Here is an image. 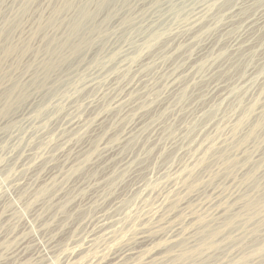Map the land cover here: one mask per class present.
<instances>
[{
	"label": "rangeland",
	"instance_id": "rangeland-1",
	"mask_svg": "<svg viewBox=\"0 0 264 264\" xmlns=\"http://www.w3.org/2000/svg\"><path fill=\"white\" fill-rule=\"evenodd\" d=\"M65 1H69L70 2V5L68 7H65L64 6V2ZM147 1V2H146ZM160 1V2H159ZM165 1H168V3H165ZM170 0H107L102 6H98V0H93V1H89V0H0V165H2L3 163L5 165H8V164H11L10 165V168H11V172H7V171H3L0 169V247L2 245V247L0 248V260H14L12 258H10V256L8 254H6V250L7 249H10V248H13L15 246V244H17L20 240H23L25 239V247L27 250L29 247V250L25 251V253H27L26 255V260H30L28 261L29 263H26V262H22L20 264H41V261H42V264H69V262L71 261L70 264H79L78 262V259L80 260L82 257L84 258V261H85V264L88 263V264H97L98 262L101 261V264H110V261L112 258H114V256H117L118 254H121L122 251H126L124 250V248H126L127 250H130V248L134 245H138L136 247L133 246L132 249V253L134 251V254H132L131 256H124L120 259H118L117 261H123L127 264V260L130 264H148L151 260L152 262H150L149 264H161L160 261L162 259L161 262H163L164 260V263L162 264H216V263H221V264H228L229 262H231L230 260H235L234 264H243V260H250V261H253L251 264H264V211L262 210L263 208V202H264V123L262 125V127H257L256 128V132L255 133V136H250L249 138H247V141L245 142H242L238 147L236 148H231L233 147L235 144V142L233 143V140L237 141L238 139L239 140H243L247 134H248V131L253 127V123L256 124L257 121H260V120H263L264 119V113L262 111H264V82H263V79H264V26H260V27H256L253 29H256V30H249L248 27H247V23L246 21L250 18H264V0H254L255 2H253L252 0H248L247 1V4H246V1L245 0H213L216 2V7L215 5L213 6L212 4V0H188L190 4H188V1L185 3V1L183 0H171L170 3H169ZM191 1V2H190ZM203 1V2H202ZM207 1V2H206ZM209 1V2H208ZM245 1V2H244ZM142 2V3H141ZM149 2V3H148ZM178 2V3H177ZM193 2V3H192ZM195 2V4H194ZM205 2V3H204ZM211 2V3H210ZM234 2V3H233ZM238 5H237V3ZM147 3V4H146ZM153 3V5H152ZM165 5H164V4ZM171 3H172V6H171ZM177 3V4H176ZM208 3V4H206ZM250 5H249V4ZM142 4V5H141ZM159 4V6H158ZM162 4V5H161ZM180 4V5H179ZM193 4V5H192ZM200 4V5H199ZM205 4V5H204ZM82 5H86L88 8H90L91 11L95 12V15L94 17L91 19V20H88V23L90 25V28L87 29V30H84V36L87 38V43L88 44H83L81 45V48L77 49L76 51L77 52H71L67 49H63L62 52H61V60H58L60 62H57L56 63V66L55 67H52L50 68V70H48V68H44L43 69V63L47 60V57H51V55L53 54L51 51V47L53 46V44H51V46L49 47V44H50V40H54V41H57V40H63L66 36H69L70 34V28H71V24L72 22L75 20V18L77 17V13H78V10L79 8L82 6ZM144 5V6H143ZM148 5V6H147ZM154 5L156 7H154ZM161 5V6H160ZM170 5V6H169ZM177 5V6H176ZM179 5V6H178ZM182 5V7H180ZM189 5V7H188ZM219 5V6H218ZM235 5V6H234ZM237 5V6H236ZM147 7L146 9L143 8V7ZM168 6V7H167ZM194 8H193V7ZM199 6L201 7V9L199 8ZM203 6V7H202ZM160 7V8H159ZM164 10H162V8ZM188 7V8H187ZM198 7V9H197ZM215 7V10L214 9ZM156 8H157V11H156ZM166 8V9H165ZM171 10H169V9ZM178 8L181 10V13H175L174 12L176 10H178ZM182 8V9H181ZM204 8L205 11H204ZM237 8V9H236ZM173 9V10H172ZM184 9V10H183ZM187 9V10H186ZM194 9V10H192ZM219 9V10H218ZM156 12H155V11ZM234 10V11H233ZM236 10V12H235ZM152 11V12H151ZM163 11V12H162ZM196 11L195 14L192 15V13H194ZM204 11V12H203ZM218 11V12H217ZM237 11H239L237 13ZM149 12V13H148ZM184 12V13H183ZM202 12V14H201ZM217 12V13H215ZM227 12V13H225ZM230 12V13H229ZM154 13V14H152ZM165 13V14H164ZM173 13V15H172ZM207 13V14H206ZM210 13V14H209ZM212 13V14H211ZM260 13V14H259ZM151 14V15H150ZM157 14V15H156ZM171 14V15H170ZM177 14V15H176ZM179 14V15H178ZM197 14V15H196ZM200 14V15H199ZM205 14V15H204ZM226 14V15H225ZM235 16H234V15ZM238 14V15H237ZM259 14V15H258ZM150 15V16H149ZM155 15V16H154ZM161 15V16H159ZM187 15V16H186ZM191 15V17H190ZM210 15V16H209ZM212 15V16H211ZM214 15V16H213ZM232 17H231V16ZM255 15V16H254ZM258 15V17H257ZM152 16V17H151ZM195 16V17H194ZM197 16V17H196ZM201 16V17H200ZM206 16V18H205ZM209 16V17H208ZM217 16V17H216ZM223 16V17H222ZM230 16V17H228ZM237 16V17H236ZM148 17H149V20H148ZM169 17H171L172 21L170 19H168ZM180 17H182L180 19ZM189 17V18H188ZM211 17V18H210ZM219 17V18H218ZM235 17V18H234ZM176 18V20L174 19ZM178 18V19H177ZM190 18L192 20H190ZM209 18V19H208ZM223 18V19H222ZM231 20H229V19ZM157 19V20H156ZM167 21H166V20ZM216 19V20H215ZM227 19V21H226ZM163 20V21H162ZM187 20V21H186ZM199 23H198V21ZM234 20V21H233ZM159 23H158V22ZM167 24H165V22ZM183 24H182V22ZM189 21V22H188ZM245 21V22H243ZM153 22V24H152ZM156 22V23H155ZM176 22V23H175ZM207 22V23H206ZM226 22V23H225ZM151 26H153L154 28H159V26H161L160 28L161 29H166L165 30V34H164V39H162L161 41V44H160V41L156 40L154 42H152L150 45H147L145 46L142 50H141V46L144 42V40L146 39V35L148 33L149 30L153 29ZM162 23V24H161ZM192 23V24H191ZM195 23V24H193ZM207 24V25H203V24ZM210 23V24H208ZM213 23V24H211ZM231 27H230V24ZM244 23V24H243ZM158 24V25H157ZM219 24V25H218ZM226 24V25H225ZM149 25V26H148ZM163 25V26H162ZM185 26V29H184V26ZM199 27H198V26ZM202 25V26H200ZM209 25V26H208ZM223 25V26H222ZM144 26H146V30L144 28ZM166 28H165V27ZM176 26V27H175ZM181 26V27H180ZM183 26V27H182ZM191 26V27H190ZM212 26V27H211ZM219 26V27H218ZM224 26H228V30L225 32V31H222ZM240 26V28H239ZM164 27V28H163ZM196 27V28H194ZM197 27L198 30L197 31ZM205 28L204 30H202L203 28ZM207 27V28H206ZM216 27H218L217 29H219L218 31H216L217 29H215ZM242 27V28H241ZM244 27V28H243ZM247 29H246V28ZM179 28V29H178ZM201 28V29H200ZM233 28V30H232ZM259 28V29H258ZM263 28V29H262ZM173 29V30H172ZM177 29V30H176ZM181 29V30H180ZM193 29V30H192ZM195 29V30H194ZM250 31V34L252 35L253 33L252 32H258V34L254 35L257 39H255L254 41V49L251 48L252 51H255V53L252 51H250V49H245L242 50V46L241 47H235V48H230L231 46V41L233 42L234 39L236 40L237 39V36H239L238 38H241V37H245L247 35H249L246 31V30ZM261 29V30H260ZM188 30V31H186ZM245 32H243V31ZM143 31V32H142ZM147 33H146V32ZM183 31V33L181 32ZM193 32V35L191 32ZM202 31V32H201ZM220 31V32H219ZM222 31V32H221ZM232 31V32H231ZM238 31V32H237ZM187 32V33H186ZM195 32L197 34H195ZM209 32H213L211 34H217L216 35H212V36H209ZM228 32V33H227ZM237 32V34H236ZM256 32V33H257ZM142 33H146L145 36L142 35ZM183 34V37H182V34ZM191 33V34H190ZM199 33V34H198ZM219 33V34H218ZM226 35V37L224 36V34ZM231 33V34H230ZM234 33V34H233ZM240 33V34H239ZM242 33V34H241ZM177 34V35H176ZM181 34V35H179ZM244 34V36H243ZM247 34V35H246ZM261 34V35H260ZM173 35V36H172ZM175 35V37H174ZM179 35V37H178ZM187 35V36H186ZM201 35V37H200ZM204 35V36H202ZM209 36V40L208 39V36ZM235 35V36H234ZM142 36V38H141ZM186 39H185V37ZM190 36V37H188ZM193 36V37H191ZM195 36V37H194ZM215 36V37H214ZM221 36V37H220ZM232 36V37H231ZM260 36V37H259ZM144 37V38H143ZM167 39H166V38ZM173 37L174 40L171 38ZM188 37V38H187ZM198 37V38H197ZM213 40H210L211 38ZM172 40H170V39ZM180 38H182V42H180ZM204 40V41H201V39ZM217 41L215 42L214 40ZM221 38V39H220ZM230 40H229V39ZM231 38H233V40H231ZM140 39H142L140 41ZM189 41H188V40ZM193 39V40H191ZM169 40V42H168ZM177 40L179 41V43H181V45L177 42ZM187 40V42L185 41ZM191 40V41H190ZM195 40V41H194ZM199 40V41H198ZM225 40V41H224ZM262 42V45H261V42ZM167 41V43H166ZM206 41V42H205ZM208 41V43H207ZM229 43H228V42ZM258 41V42H256ZM140 42L142 44H140ZM172 42V43H170ZM205 44V46L202 44ZM213 44H212V43ZM216 44H215V43ZM220 42V43H219ZM227 45H225L226 43ZM256 42V43H255ZM176 44V48L173 49V47H175V44ZM184 43V44H182ZM189 43V44H188ZM191 43V44H190ZM196 43V46H197V49H196V46L194 45ZM207 43V44H206ZM220 45H219V44ZM222 43V44H221ZM160 44V45H159ZM167 47H165V45ZM209 44V45H208ZM215 44V46H214ZM260 44V45H259ZM124 45L126 47H124ZM137 45H139L137 47ZM164 45V46H163ZM174 45V46H173ZM178 45V47H177ZM183 45V46H182ZM187 45V46H186ZM193 45V46H192ZM213 46V49H212V46ZM130 46V47H128ZM158 46V47H157ZM172 47V49L170 47ZM180 46V48H179ZM217 46V47H216ZM263 46V47H262ZM50 50H48L49 48ZM155 47L153 50H149L147 51L148 49L150 48H153ZM157 47V48H156ZM164 47V49H163ZM186 47H189V48H186ZM192 47V48H191ZM201 47H203L202 49H200ZM221 47V48H220ZM226 47V49H224ZM229 47V48H228ZM124 48V50H123ZM128 48V49H127ZM163 51H160L162 50ZM184 48V49H183ZM194 48V49H193ZM206 48L208 50H206ZM221 50L222 52H219ZM223 48V49H222ZM257 48V50L255 49ZM261 48V49H260ZM125 49L129 50L126 52ZM160 49V50H159ZM168 49V51H167ZM177 49V50H175ZM200 49V50H199ZM203 49H205L204 53H203ZM217 49V50H216ZM231 51H229V50ZM239 49V50H238ZM159 53H158V51ZM184 50V52L181 53V51ZM193 50V51H192ZM197 50V51H196ZM210 50V51H209ZM212 50V51H211ZM236 52H235V51ZM238 50V51H237ZM242 50V52L240 51ZM250 52L249 54H245L247 51ZM187 51V52H186ZM214 51H216V53H214ZM227 51V52H226ZM235 54H233L234 52ZM244 51V52H243ZM257 51V52H256ZM121 52V53H119ZM166 54H164V53ZM180 52V56H179V53ZM196 52H201L202 54H206V55H202L200 56L198 59L196 58L193 59L191 57V54L193 53H196ZM206 52V53H205ZM209 52V53H208ZM211 52V53H210ZM224 52V53H223ZM226 52V53H225ZM230 52V53H229ZM241 55H238L240 53ZM247 52V53H248ZM123 53V55H122ZM128 53V54H127ZM129 53L131 54L130 56ZM149 53L150 55H152L151 57L149 56ZM153 53V54H152ZM156 53V54H154ZM158 53V54H157ZM162 53V54H161ZM191 53V54H190ZM213 53L215 56H213ZM245 55H244V54ZM92 54V55H91ZM118 54H121L118 55ZM178 54V55H177ZM186 54V55H185ZM188 54V55H187ZM190 54V55H189ZM224 54H228L227 56L231 58V60L229 58H226L227 56L224 55ZM243 54V55H242ZM254 54V55H253ZM256 54V55H255ZM90 55V56H89ZM128 57H126V56ZM146 55H148L146 57ZM164 57H163V56ZM174 55V56H173ZM232 55L236 58H232ZM237 55V56H236ZM249 55V58L247 57ZM118 56V57H117ZM145 56V57H144ZM160 58H158V57ZM168 56V57H167ZM182 62H180L181 60ZM183 56V58H182ZM185 56V57H184ZM190 56V57H189ZM204 56V57H203ZM206 56V57H205ZM211 56H213L211 58ZM244 58H243V57ZM254 58V59H252ZM87 57V58H86ZM90 57V58H89ZM106 57V58H105ZM116 57H117V61L116 60ZM144 57V58H143ZM167 57V58H166ZM173 57H175V60H173ZM188 58V61H187V58ZM210 60V62L208 61V58ZM215 57V58H214ZM224 57V58H223ZM240 57V58H239ZM242 57V58H241ZM96 58L98 60V62L96 61ZM120 58H126V59H120ZM130 58V59H129ZM142 58V59H141ZM148 58V59H147ZM156 58V59H155ZM185 58V60H184ZM191 58V59H190ZM239 58V59H238ZM86 59V60H85ZM115 59V60H114ZM141 59V60H140ZM145 59V60H144ZM151 59V60H150ZM230 61V64L228 62V60ZM243 59V60H242ZM250 59V60H249ZM252 59V60H251ZM85 60V62H84ZM87 60L89 62H87ZM101 60V61H100ZM104 60V61H103ZM114 60V62H113ZM122 60H124L122 62ZM131 60V61H130ZM142 62H140V61ZM157 60V61H156ZM160 60V61H159ZM177 60V62H176ZM194 60V61H192ZM200 60V62H199ZM205 60V62H204ZM224 60V61H223ZM238 60V63L236 64ZM240 60V61H239ZM246 60V61H245ZM249 60V61H248ZM126 61V62H125ZM134 61V62H133ZM136 61V63H135ZM147 61V62H146ZM174 61V62H172ZM184 61V62H183ZM188 63H187V62ZM202 61V62H201ZM216 61V62H215ZM248 61V62H247ZM96 62V63H95ZM101 62H103L101 64ZM105 62V63H104ZM118 62V63H116ZM131 62V63H130ZM133 62V63H132ZM140 62V63H139ZM161 62V63H160ZM170 62L172 64H170ZM178 62H180V65H177L179 64ZM201 65H199V63ZM222 64H219L221 63ZM225 62V63H224ZM233 62V64H232ZM87 63V64H85ZM95 66H94V64ZM112 63L114 65H112ZM124 63V64H123ZM139 63V64H138ZM145 63V64H143ZM159 63V64H158ZM193 63V64H192ZM198 63L197 65L200 66H196L195 64ZM203 63V64H202ZM207 63H210V65H208ZM224 63V64H223ZM241 63V64H240ZM85 64V66H84ZM100 64V65H99ZM105 64V65H104ZM120 64V65H119ZM122 64V65H121ZM138 64V65H137ZM148 64L147 66H144ZM169 64V65H168ZM173 64H176V65H173ZM189 66H188V65ZM225 64H227V68L225 66ZM85 68H83V66ZM87 65V66H86ZM94 68H93V66ZM98 65V66H97ZM110 65V66H109ZM118 65V66H117ZM125 65V66H123ZM135 65V66H134ZM141 65V66H140ZM150 65V67H149ZM192 65L194 67H192ZM204 65V66H203ZM218 65H220L218 67ZM224 65V66H222ZM91 67V68H88ZM102 66V67H101ZM118 68H116V67ZM120 66V68H119ZM122 66V67H121ZM130 66V67H129ZM133 66V67H132ZM137 66V67H136ZM171 67L169 69V67ZM184 66V70L182 69V67ZM187 66V67H186ZM206 66V68H204ZM83 69H82V68ZM98 67V68H97ZM101 67V68H100ZM109 67L113 68V69H110ZM132 67V68H131ZM138 69H136V68ZM141 67V70H139ZM145 67V68H144ZM147 67V68H146ZM149 67V68H148ZM155 67V68H154ZM163 69L161 70V72L158 70H160V68ZM167 67V68H166ZM180 69H179V68ZM185 67L187 70H189L190 72L187 73V70H185ZM196 67H198L197 69L201 72H199ZM212 70H210V68ZM213 67H214V70H213ZM221 67V69H220ZM223 67V68H222ZM79 68V69H78ZM81 68V69H80ZM93 68V70H92ZM96 68V69H95ZM105 68V70L103 71V69ZM109 71H107L106 70ZM128 68V69H127ZM134 68V69H133ZM143 68V69H142ZM153 68V69H152ZM158 68V69H157ZM174 68V70H173ZM177 68V69H175ZM192 68H195L192 70ZM203 68V69H202ZM247 68V69H246ZM47 71H46V70ZM89 70L88 72L86 70ZM115 69V70H114ZM119 69V70H118ZM121 69V71H120ZM131 69V70H130ZM148 69V70H146ZM172 69V70H171ZM191 69V70H190ZM209 69V70H208ZM216 69V70H215ZM219 69V70H218ZM223 69V70H222ZM80 70V71H79ZM100 70V71H99ZM103 72H102V71ZM118 72H117V71ZM128 71L127 73L126 72H123V71ZM138 70V71H136ZM171 70V72H170ZM181 70V71H180ZM195 70V71H194ZM202 70L205 71L202 73ZM222 70V71H221ZM253 70L254 73L251 71ZM76 71V72H75ZM113 71V73H112ZM131 71H133L132 73H130ZM142 71V72H141ZM167 71H168V74H167ZM179 71V73H178ZM194 71V72H192ZM198 71V72H196ZM210 71V72H209ZM213 71V73L211 72ZM217 71V72H216ZM221 71V72H220ZM87 72V73H86ZM97 73V75L94 74ZM101 72V73H100ZM108 72V74H107ZM124 74H123V73ZM135 72V73H134ZM137 72V73H136ZM146 72V73H145ZM148 72V73H147ZM164 72H165V76H164ZM175 72H177V74H175ZM184 72V73H183ZM186 72V74H185ZM192 72V73H191ZM220 72V73H219ZM253 74H252V73ZM28 74L30 79L25 82V86L26 88L28 89L26 92L27 95L26 96V99H23L21 97V95H18L16 93L13 92V89H12V85L16 84L17 81H19L21 79V77L24 75V74ZM68 73L70 75H68ZM74 73V74H73ZM104 73V74H102ZM140 73V74H139ZM145 73V74H143ZM161 74V77H160V74ZM194 73V74H193ZM197 73V74H195ZM200 73V74H199ZM208 73V74H207ZM210 73V74H209ZM219 73V74H217ZM63 74V75H62ZM66 74V75H65ZM76 74V75H75ZM123 74V76H122ZM126 74V75H125ZM128 74V75H127ZM148 74V75H147ZM149 74L151 75L150 77ZM153 74V75H152ZM169 74H172L170 75V77L168 76ZM179 74V75H178ZM183 76H182V75ZM185 74V76H184ZM204 74V75H203ZM207 74V75H206ZM217 74V75H216ZM72 75H75V76H72ZM96 77H95V76ZM100 75V77L98 76ZM106 77H105V76ZM108 75V76H107ZM110 75V76H109ZM112 75H113V78L112 79ZM115 75V76H114ZM131 75V76H130ZM137 75V76H136ZM142 75V78H140ZM157 75V76H156ZM159 75V77H158ZM178 75V76H177ZM194 75V76H193ZM201 75V77H200ZM90 76V77H89ZM94 76V77H92ZM98 76V77H97ZM104 76V77H103ZM127 76V77H126ZM155 76H156V79H155ZM176 78H175V77ZM190 76V77H189ZM193 76V77H192ZM204 76V77H202ZM58 77V78H57ZM65 79H64V78ZM68 77V78H66ZM69 77H71L69 79ZM73 77V78H72ZM111 77V78H109ZM117 77V78H116ZM148 77V78H147ZM154 77V78H153ZM169 77V79H168ZM179 77V79H178ZM183 77V78H182ZM187 77V79H185ZM199 77V78H198ZM77 78V79H76ZM85 78V79H84ZM94 78V79H93ZM98 78V79H97ZM119 78V79H118ZM122 78V79H121ZM133 78V79H132ZM140 78V79H139ZM144 78L147 80V83L146 81H144ZM158 78V79H157ZM165 78V79H164ZM174 78V79H173ZM183 80H182V79ZM191 78V79H190ZM193 78V79H192ZM198 78V79H196ZM205 78V80H204ZM207 78V79H206ZM262 78V79H261ZM54 79V80H53ZM64 79V80H63ZM76 79V80H75ZM97 79V80H96ZM112 79V80H111ZM117 79V80H116ZM121 79V80H120ZM124 79V80H123ZM128 79V80H126ZM130 79V80H129ZM137 79V80H136ZM177 79V80H176ZM181 79V80H180ZM68 80V81H67ZM69 80H71L72 82H70ZM75 80V81H74ZM92 80V81H91ZM104 80V81H103ZM121 82H120V81ZM123 80V81H122ZM137 82H136V81ZM141 82H139V81ZM152 80V81H151ZM170 80V81H169ZM190 80V81H189ZM195 80L197 81L195 83ZM202 80V81H201ZM68 84L70 83V85L68 86ZM87 81V82H86ZM97 82L95 84V82ZM102 81V82H100ZM112 81V82H111ZM117 81V82H115ZM128 81V82H127ZM151 81V82H149ZM170 83H168V82ZM176 84H174V82ZM181 81V82H179ZM182 81H185V82H182ZM53 82V83H52ZM66 83L67 86L63 83ZM83 82V83H82ZM94 84H93V83ZM109 82V84H108ZM111 82V83H110ZM115 82V83H114ZM119 82V83H118ZM135 82V83H133ZM142 82H144L142 84ZM166 82V84H165ZM191 82V83H190ZM215 82V84L213 83ZM217 82V83H216ZM222 82V84H221ZM81 83V84H80ZM86 83V84H85ZM88 83V84H87ZM104 83V84H103ZM123 83L125 84L123 86ZM139 83V86L138 84ZM141 83V85H140ZM179 83V84H178ZM185 83V84H184ZM191 85H189V84ZM193 83V84H192ZM224 83V84H223ZM54 84V85H52ZM108 85V87L106 85ZM118 84V86H117ZM126 84H129L128 86H126ZM132 84V86H131ZM147 84V85H146ZM170 84V85H169ZM217 84H220V85H217ZM89 85V86H88ZM92 85H94L92 87ZM99 85V86H98ZM103 85V86H102ZM105 85V86H104ZM112 85H114L112 87ZM121 85V87H120ZM145 85V86H144ZM175 85V86H174ZM180 85V86H179ZM182 85V86H181ZM189 85V86H188ZM213 85L216 87H213ZM223 85V86H222ZM226 85V86H225ZM232 85V86H230ZM263 85V86H262ZM50 86H52L51 88H55V89H51L49 88ZM55 86V87H54ZM61 86V87H59ZM75 86V87H74ZM82 89H81V87ZM85 86L84 88V91H81L83 90V87ZM87 86V87H86ZM102 86V87H101ZM110 86V87H109ZM124 89H123V87ZM130 86V87H129ZM145 87V89L142 87ZM147 86V87H146ZM166 88H165V87ZM170 86V87H168ZM179 86V87H178ZM186 86V87H185ZM217 86L223 88V89H219L217 88ZM228 86V87H227ZM230 86V87H229ZM66 87V88H65ZM75 88L74 90L72 89ZM90 87V88H89ZM107 87V88H106ZM116 89H115V88ZM119 87V89H118ZM127 87V88H126ZM132 87V88H131ZM135 87V88H134ZM172 87V89H171ZM175 87V89H174ZM177 87V88H176ZM181 87V89H180ZM189 87V88H188ZM236 87V89H235ZM45 88V89H44ZM48 88V89H47ZM89 88V89H87ZM92 88V89H91ZM94 88V90H93ZM100 88V89H99ZM105 90H101V89H104ZM138 90H137V89ZM140 88V89H139ZM164 88V89H163ZM184 88V89H182ZM225 88H228L230 91H228V89L225 90ZM232 88V90H231ZM260 88V89H259ZM107 89V90H106ZM111 89V90H110ZM123 91H122V90ZM126 89V90H125ZM131 89V90H130ZM148 89V91L146 90ZM188 89V90H187ZM209 89V90H208ZM211 89H214V92H216L214 94L213 91H211ZM218 91H217V90ZM261 90V92L259 90ZM46 90V91H45ZM70 90V92H69ZM89 90V91H88ZM92 92H91V91ZM103 92H101V91ZM109 90V91H108ZM114 90V91H112ZM117 90V91H116ZM127 92H125V91ZM134 90V91H133ZM146 92H145V91ZM165 92H164V91ZM173 91V92H177L176 95L175 93H170L169 91ZM178 90V91H177ZM224 90V91H223ZM235 90V91H234ZM30 91V92H29ZM49 91V92H48ZM72 91H74L72 93ZM85 91H88L87 94H85L86 92ZM105 91V92H104ZM108 91V92H107ZM112 91V92H111ZM115 91H116V94H115ZM131 93H130V92ZM141 91V92H140ZM152 91V92H151ZM182 91V92H181ZM237 91V92H236ZM259 91V92H258ZM33 95H31L32 93ZM40 92V94H38ZM54 92V93H53ZM56 92V93H55ZM63 92V93H62ZM85 92V93H84ZM101 92V93H99ZM110 92V93H109ZM120 92V93H119ZM136 94L134 95L133 93ZM163 92V93H161ZM168 92V93H167ZM207 92V93H206ZM208 92H210L209 94H212V95H209ZM212 92V93H211ZM223 92V93H222ZM226 92V93H225ZM228 92V93H227ZM230 92V93H229ZM258 92V93H257ZM13 93V94H12ZM37 95V98H36V95ZM43 93V95H42ZM52 95H51V94ZM72 93V94H71ZM80 93V94H79ZM82 93V95H81ZM95 93V95H94ZM109 93V94H108ZM123 93V95H122ZM133 96V98L131 99V95ZM137 93H139L137 95ZM146 93V95H145ZM148 93V95H147ZM150 93V94H149ZM153 93V94H152ZM159 96H157L156 94ZM167 93V94H166ZM170 93V94H169ZM181 95H180V94ZM184 93V95H183ZM232 93V94H231ZM234 93V94H233ZM255 93V95H254ZM48 94V95H47ZM66 94V95H65ZM90 94V95H89ZM92 94V96H91ZM99 94V96H98ZM103 94L104 96H101ZM106 94V95H105ZM114 94V95H113ZM142 94V95H141ZM162 94V96L160 95ZM165 94V95H164ZM171 94H175L176 96L172 95ZM186 94V95H185ZM220 94V95H219ZM225 96H224V95ZM231 94V95H230ZM261 94V96H260ZM263 94V95H262ZM50 95V97H48ZM62 95V97H61ZM69 95V96H68ZM71 95V96H70ZM79 95V96H78ZM84 95V96H83ZM112 95V96H111ZM126 95V96H125ZM128 95V97H127ZM130 95V96H129ZM150 95V96H149ZM152 95V96H151ZM166 95H170L169 97L166 96ZM204 95V96H203ZM215 95V96H214ZM217 95L220 97L218 98ZM226 95H228L226 97ZM233 95V96H232ZM235 95V96H234ZM238 95V96H237ZM32 98H31V97ZM43 96V97H42ZM46 96V97H45ZM66 96V97H65ZM68 96V97H67ZM74 96V97H73ZM76 96V97H75ZM93 96H97V100L95 98H93ZM107 96V97H106ZM109 96V97H108ZM113 96H116L113 98ZM122 96V98H121ZM136 96V98H135ZM143 96V97H142ZM145 96V97H144ZM148 96V97H147ZM166 96V97H165ZM205 96H208V97H205ZM211 96V97H210ZM258 96V97H256ZM263 96V97H262ZM71 97V98H70ZM82 99H80V98ZM101 97V99H100ZM110 97H112L111 99L114 101H110ZM120 97V98H119ZM154 99H152V98ZM162 97V98H161ZM165 97V98H164ZM168 97V98H167ZM175 97V98H174ZM223 97V98H222ZM225 97V98H224ZM237 97H239L238 100ZM255 98V100L253 98ZM262 99H261V98ZM29 98V99H28ZM41 98V99H40ZM48 98V99H47ZM53 98V99H52ZM54 98L56 100H54ZM63 99V100H60ZM66 98V99H65ZM92 98V99H91ZM104 98V99H102ZM117 98V99H116ZM120 101H119V99ZM130 98V99H129ZM134 98H135V102H134ZM139 98V100H138ZM147 98V99H146ZM158 98V99H157ZM161 101H160V99ZM167 98V99H166ZM204 100H203V99ZM208 98V99H206ZM212 98V101L211 99ZM257 98V99H256ZM260 98V100H258ZM33 99V100H32ZM36 99V101H35ZM46 99V101H45ZM58 99V100H57ZM68 99V100H67ZM73 99V100H72ZM80 99V101H78ZM93 100V105L90 106V108L88 107V104L90 102H87V100ZM96 101H95V100ZM100 99V100H99ZM107 99V100H106ZM115 99V100H114ZM125 99V100H123ZM149 99H151L150 101H148ZM164 99V100H163ZM169 99V100H168ZM173 99V100H171ZM181 99V100H180ZM214 99V100H213ZM216 99V100H215ZM220 101H219V100ZM223 99V100H222ZM226 99V100H225ZM237 99L238 100V103L240 104H237ZM28 100V101H27ZM32 100V101H31ZM38 100V101H37ZM40 100V101H39ZM49 100V101H48ZM65 100V101H64ZM70 100V101H69ZM85 100V101H84ZM99 100V102H98ZM103 100V101H102ZM105 100V101H104ZM117 100V101H116ZM128 100V101H127ZM132 102H130V101ZM141 100V101H140ZM154 100V101H153ZM158 100V101H156ZM206 100V101H205ZM209 100V102H208ZM248 100V101H247ZM254 100V101H253ZM261 100H262V103L263 105L261 104ZM34 101V102H33ZM44 101V102H43ZM53 101V102H52ZM57 101L59 103H57ZM63 101V102H62ZM74 101V102H73ZM101 101V103H100ZM110 101V102H109ZM122 101V102H121ZM162 103H160V102ZM165 101V103H164ZM169 101V102H168ZM173 101V102H172ZM175 101V103H174ZM207 103V104H205ZM216 101H219L217 102L216 104ZM251 101V103H250ZM33 102V103H31ZM65 102V103H64ZM67 102V103H66ZM77 102V103H76ZM80 102V103H79ZM82 102V103H81ZM103 102V103H102ZM107 102V103H105ZM108 102L112 105L110 106L108 104ZM120 104H119V103ZM127 102L129 105H127ZM137 102V104H136ZM140 102V104L138 103ZM211 102V103H210ZM221 102V103H220ZM223 102V104H222ZM26 103V104H25ZM31 103V104H30ZM37 103V104H36ZM44 103V104H43ZM54 103V104H53ZM84 103V104H83ZM88 103V104H87ZM115 106H114V104ZM130 103L132 106H130ZM146 103V104H145ZM149 103V104H148ZM169 103V105H168ZM173 103V104H172ZM247 103V104H246ZM250 103V104H249ZM29 106H28V105ZM50 108H48V106ZM51 104V105H49ZM69 104H70V107H69ZM72 104V105H71ZM80 104V105H79ZM87 104V105H86ZM99 104V105H98ZM119 104V105H118ZM124 104V105H123ZM135 104V105H134ZM161 104V105H160ZM163 104H165V106H163ZM204 104V105H203ZM212 108H211V106ZM253 104H256L253 106ZM27 105V106H25ZM34 106L32 108L31 107ZM36 105V106H35ZM62 105V106H61ZM64 105V106H63ZM74 105V107H73ZM78 105V106H77ZM108 105V106H107ZM121 105V107H120ZM143 105H144V108H143ZM168 105V106H167ZM207 105V106H206ZM215 105V106H214ZM219 105V107H217ZM242 105V107H241ZM259 106L256 108V106ZM24 106V107H23ZM40 106V107H39ZM47 106V107H46ZM57 106V107H56ZM62 108L60 109L59 108ZM66 106V107H65ZM71 106H72V109H71ZM85 106V107H84ZM99 106V107H98ZM125 106H127L125 108ZM134 106V107H133ZM137 106V108H135ZM141 106V107H140ZM147 106V107H146ZM210 106V107H208ZM239 106V107H238ZM249 106V107H248ZM252 106V110H251V114H249V117H248V120H246L244 122L245 125H242V127L240 128H243V129H238L236 132H235V125L236 122L238 121V118L240 119V116L242 117V114L247 110L245 108H250ZM30 107V108H29ZM39 107V108H38ZM42 107V108H41ZM54 107V108H53ZM81 109H80V108ZM111 107H113V109H111ZM120 109H118V108ZM129 107V108H128ZM133 107V108H131ZM163 107H164V110H163ZM167 107V108H166ZM201 107V108H200ZM245 107V108H244ZM22 108V109H21ZM29 109L26 110V109ZM46 108V109H45ZM59 108V109H58ZM66 108V109H65ZM68 108H70L68 110ZM86 108V109H85ZM90 110H89V109ZM92 108V109H91ZM96 110H95V109ZM103 108V109H101ZM105 108V109H104ZM107 108V109H106ZM142 108V109H140ZM146 108V109H145ZM206 110H205V109ZM212 110H211V109ZM214 108V109H213ZM242 108V109H241ZM261 108V109H260ZM263 108V109H262ZM31 109V110H30ZM39 109V110H38ZM58 109V110H57ZM84 109V110H83ZM98 109V111H97ZM124 112H122L121 111ZM130 112H128V110ZM132 109V110H131ZM135 112H134V110ZM138 109V110H137ZM203 111V114H202V111L200 112L199 110ZM204 109V110H203ZM218 109V110H217ZM257 109V110H256ZM23 110V111H22ZM45 110V111H44ZM61 110V111H60ZM68 110V112L66 113L65 111ZM73 110V111H72ZM75 110V111H74ZM88 110V111H87ZM94 111L93 113L95 114H91L92 117L94 118H97L98 114L100 112V115H101V118L104 117V120L106 122H103L101 123V127L99 126L98 127V130L97 131H100L101 134L98 136V135H91V131L93 130L94 127H83L81 130H79L77 132V135L76 133H73L72 134L70 133V135L68 134H65V131H63L62 129H60V122L62 121L63 117L65 115L68 116V119L69 118H82V120H86V118H88V112H92ZM100 110V111H99ZM104 110V111H103ZM126 110V111H125ZM207 110H210V111H207ZM254 110V111H253ZM259 110V111H258ZM261 110V111H260ZM25 111V112H24ZM43 113H41V112ZM54 111V112H53ZM59 111L60 113V116H59V113L57 112ZM78 111V112H76ZM82 111V112H80ZM109 111V112H108ZM119 111V112H118ZM138 111V112H137ZM142 111V112H141ZM200 113H199V112ZM205 111V112H204ZM216 111V112H215ZM29 112V113H28ZM35 112V113H33ZM56 112V113H55ZM65 112V113H63ZM71 112V113H70ZM108 112V114H106ZM112 112V113H111ZM117 112V114H115ZM134 114H132V113ZM140 112V113H139ZM198 112V113H197ZM212 112H215L213 113L214 117H212ZM242 112V114H241ZM256 112L258 114H256ZM15 113V114H14ZM22 113V114H21ZM26 113V114H25ZM37 113H40V115H38ZM63 113V114H62ZM73 115L72 116H69L70 114ZM120 113H122L120 115ZM128 113H129V116H128ZM131 113V114H130ZM141 115L137 116L136 114ZM207 113V114H206ZM208 113H211V114H208ZM253 113V114H252ZM14 114V115H12ZM25 114V115H24ZM50 114V115H49ZM55 114V115H54ZM83 114V115H82ZM87 114V115H86ZM196 114V116H195ZM201 114V115H200ZM256 114V115H254ZM262 117H261V115ZM16 115H21V116H17L18 118H16L15 116ZM23 115V116H22ZM27 115V116H26ZM33 115V118L31 117ZM62 115V116H61ZM85 115V116H84ZM99 115V116H100ZM105 115V116H104ZM107 115V116H106ZM118 115V116H117ZM126 116V120L124 119V117ZM132 115V116H131ZM202 115H203V118H202ZM240 115V116H239ZM36 116V117H35ZM45 116V118L43 117ZM56 116V118H55ZM60 118H59V117ZM110 116V118H109ZM122 116V117H121ZM192 116V117H190ZM211 116V117H210ZM238 116V117H237ZM255 116L257 118H255ZM259 116V117H258ZM23 120H22V118ZM31 117V118H29ZM48 117V119H47ZM62 117V118H61ZM85 117V118H84ZM90 117V118H92ZM112 117V119H111ZM116 117V118H115ZM119 117V118H118ZM138 117L140 119H138ZM208 117V120L206 121L205 119H207ZM255 119H254V118ZM6 118V119H5ZM13 118V119H12ZM26 118V119H25ZM44 118V119H43ZM52 118V119H51ZM59 118V119H58ZM123 121H122V119ZM136 118V123L134 121V119ZM142 118V119H141ZM191 118V119H190ZM194 118V119H193ZM197 120H196V119ZM202 120H201V119ZM232 118V119H231ZM260 118V119H259ZM29 119V120H28ZM57 119V120H55ZM106 119H109V120H106ZM118 119V120H117ZM132 119V120H131ZM138 119V120H137ZM162 121L163 124L159 123ZM252 119V121H251ZM254 119V120H253ZM257 119V120H256ZM6 120V121H5ZM11 120V121H10ZM13 120V121H12ZM15 120V121H14ZM27 120V121H26ZM38 120V121H37ZM40 120V122H39ZM53 120V121H52ZM61 120V121H60ZM67 119L65 118V121ZM113 122H112V121ZM115 120V121H114ZM116 120L118 122H116ZM159 120V121H158ZM189 120V122H187ZM206 122H205V121ZM210 120V121H209ZM232 120V121H231ZM234 120V121H233ZM237 120V121H236ZM9 123H8V122ZM18 121V123H17ZM51 123H50V122ZM59 121V123H58ZM76 122L78 121L79 122V119L78 120H75ZM125 121V123H124ZM140 121V122H139ZM152 121V122H151ZM154 121V122H153ZM186 121V122H185ZM191 121V123H190ZM204 121V122H203ZM233 123H231V122ZM248 121V123H247ZM256 121V122H255ZM264 121V120H263ZM2 122V123H1ZM12 123L16 124L12 126ZM26 122V123H25ZM30 122V123H29ZM35 122V124H34ZM46 122V123H45ZM115 122V124H114ZM131 123V124H128ZM138 122V123H137ZM142 122V124H141ZM144 122V123H143ZM157 122V123H156ZM230 122V123H229ZM252 122V124H250ZM24 125H23V124ZM37 123V124H36ZM44 123V124H43ZM56 123V124H55ZM108 123V124H106ZM119 123V124H118ZM127 123V124H126ZM134 123V124H133ZM140 123V125H139ZM150 123V124H149ZM154 123V124H153ZM156 123V124H155ZM229 123V124H228ZM9 124V125H7ZM51 124V126H50ZM54 124V125H53ZM63 124V123H62ZM106 124V125H104ZM147 126H145V125ZM161 127H159L158 126ZM190 124V125H189ZM227 124V126L225 125ZM232 124V126L230 127V125ZM248 124V125H246ZM250 124V125H249ZM11 125V127H10ZM36 125V127H34ZM46 125V126H45ZM49 127H48V126ZM67 125V124H66ZM112 125V127H111ZM115 128H114V126ZM118 125V127L116 126ZM120 125V126H119ZM122 125V126H121ZM125 125V128L123 127ZM128 125V126H127ZM131 125H133V127H131ZM139 125L141 128H139ZM142 125V126H141ZM144 125V126H143ZM150 125V126H149ZM165 126V129L162 127ZM187 125V126H186ZM192 125V126H191ZM229 125V126H228ZM3 126V127H2ZM7 126V127H6ZM15 126V127H14ZM22 126V127H21ZM25 126V127H24ZM54 127V128H51V127ZM57 126V127H56ZM68 126V125H67ZM105 126V127H104ZM135 126V127H134ZM137 126V128H136ZM153 126L156 127L158 130L157 132L158 133H154L156 132V130H152L153 129ZM187 128H186V127ZM189 126V128H188ZM220 126V127H219ZM244 126V127H243ZM245 126H249L248 128H246ZM33 127V128H31ZM40 127V128H39ZM110 127V128H108ZM129 127V128H128ZM146 127V128H143ZM149 127V128H148ZM159 127V128H158ZM169 129V131H167L166 129ZM192 127V128H191ZM215 127V130L214 128ZM228 127V128H227ZM251 127V128H250ZM255 127V126H254ZM7 128V129H6ZM10 128V129H9ZM17 128V129H16ZM21 128V129H20ZM36 128V129H35ZM103 128V129H102ZM106 128V129H104ZM112 128V129H111ZM117 128V129H116ZM120 128L122 130H120ZM128 128V129H127ZM133 128V129H132ZM191 128V129H190ZM219 128V129H218ZM229 128H231L229 130ZM250 128V129H249ZM5 129V130H4ZM13 129V130H12ZM27 129V130H26ZM48 129V130H46ZM85 129V131H84ZM91 129V130H90ZM110 129V130H109ZM125 129V130H124ZM136 129V131H134ZM155 129V128H154ZM187 129V130H186ZM208 132H207V130ZM234 129V130H233ZM4 130V131H2ZM31 130V131H30ZM53 130V131H52ZM88 130V131H87ZM102 130V131H101ZM113 130V131H112ZM124 130V131H123ZM139 132H138V131ZM142 130V131H141ZM151 132H150V131ZM161 130V131H160ZM186 130V132H185ZM203 130V131H202ZM211 130V131H209ZM217 131V132H214V131ZM232 130L234 132H232ZM247 131V133L245 134V132ZM10 131V132H9ZM30 131V132H28ZM33 131V132H32ZM59 131V132H57ZM83 131V132H82ZM95 130V132H97ZM108 131V132H107ZM117 131V134L115 135V132ZM128 132L129 133V136L127 137H124V138H127L125 139L126 141H124V139H121L123 134L125 132ZM131 133H130V132ZM142 133H141V132ZM146 134L144 136V133ZM166 131V132H165ZM191 131V132H190ZM201 131V132H200ZM220 131V133H219ZM9 132V133H8ZM39 132V133H38ZM47 134H46V133ZM48 132H49V135H48ZM57 132V133H56ZM82 132V134H81ZM87 132V133H86ZM104 132V133H103ZM114 134H113V133ZM149 132V133H148ZM161 132V133H160ZM165 132V133H164ZM171 132V134H169ZM206 132V133H205ZM230 132H232L230 134ZM8 135H7V134ZM11 133V134H10ZM51 133V134H50ZM83 133H84V136H83ZM108 133V134H107ZM134 133V134H133ZM137 133V135H136ZM140 133V134H139ZM192 133V134H190ZM201 133V135H200ZM223 133V134H222ZM238 135H237V134ZM59 134V135H57ZM64 137H62V135ZM81 134V135H80ZM86 134H87V139L86 138ZM89 134V135H88ZM102 134H106V138L103 139V137L101 138L100 136ZM112 134V135H111ZM121 134V135H120ZM127 134V133H126ZM151 134V136H150ZM153 134V135H152ZM158 134V136L156 135ZM164 134V135H163ZM210 134V135H209ZM216 135V137L214 135ZM222 134V135H221ZM230 134V136H229ZM236 134V136H235ZM3 135V137H2ZM14 135H17V136H14ZM46 135V136H45ZM54 135V136H53ZM80 135V136H79ZM111 137V139L109 140V142L107 141L108 137L109 136ZM119 135V136H118ZM170 135V136H169ZM207 135L209 138H207ZM223 136L224 138H222L221 136ZM228 135V137H227ZM7 136V138H6ZM21 136V137H20ZM28 136V137H26ZM40 138H39V137ZM42 136V137H41ZM55 136H60V138H57L56 137V140H57V146H54L53 144L56 143V141L54 142V138ZM71 136V137H70ZM76 136V137H75ZM79 136V137H78ZM98 136V137H96ZM116 136V137H115ZM131 136V137H130ZM134 136V137H133ZM151 138H149V137ZM194 136V138H193ZM234 138H233V137ZM239 136V137H238ZM11 137V139L9 138ZM13 137V138H12ZM23 137V138H22ZM31 137V139H30ZM36 137V138H35ZM46 137V139H45ZM51 137V139H50ZM67 137V138H66ZM77 137H78V140H77ZM82 137V138H81ZM97 139H96V138ZM120 137V138H119ZM145 137V138H144ZM147 137V138H146ZM158 137V138H157ZM189 137V138H188ZM212 137V138H211ZM215 139H214V138ZM218 137H220L219 139H221V141L218 139ZM240 137H243V138H240ZM4 138V139H3ZM25 138V139H24ZM38 138V139H37ZM42 138V139H41ZM53 138V139H52ZM62 138V139H61ZM64 138V139H63ZM80 138V139H79ZM85 138V140L87 142H85V140L83 139ZM130 138V139H129ZM138 140H137V139ZM226 138V139H225ZM227 138H230L227 139ZM233 138V139H232ZM6 139V140H5ZM8 139V140H7ZM28 139H29V142H28ZM34 139V140H32ZM36 139V140H35ZM68 139V140H67ZM72 139V140H71ZM76 139V140H75ZM96 139V140H95ZM100 139L99 141V144H101L102 142H106L107 141V148L109 149H112L114 148L115 149V144L117 145L116 147V152L118 153H115L113 156H107L105 155L104 153L102 154L101 156V148L104 146V145H101L99 150H93V148H91L90 145H93L95 142H97V140ZM103 139V140H102ZM115 139V140H114ZM140 139V140H139ZM146 139V141H145ZM150 139V141H149ZM154 139V141H153ZM204 139V140H203ZM208 139V140H207ZM211 139V140H210ZM214 141H213V140ZM223 139V140H222ZM10 140V141H9ZM53 140V141H52ZM61 140V141H60ZM62 140H64L62 142ZM67 140V141H66ZM82 140V143H79L80 141ZM92 140V141H90ZM95 140V141H94ZM105 140V141H104ZM111 140H114V141H111ZM122 140V141H121ZM129 140V141H128ZM178 145L177 146H174V142ZM190 140H192L190 142ZM210 140V141H209ZM22 141V142H21ZM23 141H26L25 143ZM44 141V142H43ZM48 141H49V144H48ZM77 141V142H76ZM89 141V142H88ZM120 141V142H119ZM141 141V142H140ZM145 141V142H144ZM153 141V143L151 142ZM158 141V142H156ZM203 141V142H202ZM218 141V142H216ZM230 141H232V146H231V143ZM4 142V143H3ZM11 142V143H9ZM13 142V143H12ZM54 142V143H52ZM91 142V143H90ZM117 142V143H116ZM127 144H123V143ZM127 142V143H126ZM135 142V143H134ZM156 142V143H155ZM162 142V143H160ZM173 144H171V143ZM221 142V143H220ZM226 142V143H225ZM3 143V144H2ZM15 143V144H14ZM23 143V144H22ZM42 143H43V146H42ZM62 143V144H61ZM69 143V144H68ZM76 143V144H74ZM89 143V144H88ZM115 143V144H114ZM119 143V144H118ZM147 143V144H146ZM152 143V144H151ZM155 143V144H154ZM160 143V144H159ZM202 143V144H201ZM214 143H217V144H214ZM220 143V144H219ZM6 144V145H5ZM9 144V145H7ZM28 144H31V145H28ZM41 144V145H40ZM45 144V145H44ZM52 144V145H51ZM79 144V145H78ZM98 144V145H99ZM110 144V146H109ZM121 144V146H119ZM135 146H134V145ZM141 144H143L144 146H141ZM164 146H162V145ZM168 144V145H166ZM201 144V145H200ZM211 146H210V145ZM14 145V146H13ZM23 145V146H22ZM25 145V146H24ZM28 145V146H27ZM35 145V146H34ZM50 145V146H49ZM59 145V146H58ZM64 145V146H63ZM68 145V146H66ZM73 145V146H72ZM82 145V146H80ZM84 145V146H83ZM87 145V146H86ZM113 145V146H112ZM152 145V146H151ZM206 145V146H205ZM209 145V146H207ZM224 145V146H223ZM230 145V146H227ZM8 148H6V147ZM12 146V147H11ZM17 146V147H16ZM30 146V147H29ZM32 146V147H31ZM40 146V149L39 147ZM47 147V148H50V149H46L44 147ZM72 146V147H71ZM119 146V147H118ZM159 146V147H158ZM166 146V147H165ZM168 146V147H167ZM172 148H171V147ZM204 146V147H203ZM216 146V147H215ZM221 146V147H219ZM223 146V147H222ZM16 147V148H15ZM53 147V149H52ZM86 147V149H85ZM121 147V150L119 149ZM130 147V148H129ZM142 150H141V148ZM144 147V149H143ZM147 147V148H146ZM164 147L166 148L164 150ZM180 150H179V148ZM202 148V152H201V149ZM29 148V149H28ZM34 148V149H33ZM38 148V149H37ZM55 148V149H54ZM67 148H69L68 150H71V151H68ZM71 148V149H70ZM75 148V149H74ZM79 148L80 150L82 151H79ZM82 148V149H81ZM84 148V149H83ZM87 148H89V150H87ZM123 148V149H122ZM132 148V149H131ZM138 148V149H137ZM140 148V149H139ZM146 148V149H145ZM160 148V150H159ZM163 148V149H162ZM170 148V149H169ZM175 148V149H174ZM205 148V150H204ZM209 148L210 150H212V152L210 153H213L211 154L212 156H210V161L208 159V163H206L205 165H202L200 166L198 163H200V161H202V159L205 157V151ZM220 150H219V149ZM4 149V150H3ZM7 149V150H6ZM18 149V151H17ZM20 149V150H19ZM22 149V150H21ZM36 149V150H35ZM43 152H42V150ZM72 149L74 150V152L72 153ZM78 149V150H76ZM93 152V155L92 154V151ZM174 150V152L172 153V151ZM195 149V150H194ZM217 149V150H216ZM223 149H227L225 150V155L227 157L226 158V161L228 162H225L224 159H222V151ZM229 149V150H228ZM14 150H16L14 152ZM35 150V151H34ZM84 150V151H83ZM133 150V152H132ZM137 150V151H136ZM141 150V151H140ZM162 150V151H161ZM169 150V151H168ZM177 150V151H175ZM204 150V151H203ZM216 150V151H215ZM4 151V152H3ZM7 151V153H5ZM20 151V154L21 153H24V152H30V157L28 158V161H26V165L24 166V168H18L17 166H12L13 164H15L16 162V157L17 155H15L17 152ZM32 151V152H31ZM50 151V152H49ZM61 151L59 153V155H62L64 154L65 159L70 161L71 159L73 161H75V159H79L77 161V164L79 163H83L80 164L81 165V169L80 167H78L76 170H74V173L72 171H61L62 169H60L58 166L59 165H56V163H58V159L59 157H62V156H58V152ZM67 151V152H66ZM75 151L77 153V155L75 156ZM90 151V153H89ZM121 151V152H120ZM171 151V152H170ZM199 151V152H198ZM10 152V153H9ZM13 152V154H12ZM40 152V153H39ZM47 152V153H46ZM49 152V153H48ZM54 152L56 153V155L54 156ZM80 152V154H79ZM97 152V153H96ZM159 152V153H158ZM163 152V154H162ZM166 152V153H165ZM170 152V153H169ZM218 152V153H217ZM220 152V153H219ZM42 153V154H41ZM63 153V154H62ZM66 153L68 155H66ZM84 153V154H83ZM130 153V155H128ZM138 153V154H137ZM141 153V155H140ZM168 153V154H167ZM198 153V154H197ZM216 153V154H215ZM44 154V155H43ZM50 154V156H48ZM74 154V155H73ZM79 154V156H78ZM89 154L91 156H89ZM96 154V155H95ZM99 154V155H98ZM135 155V156H132ZM197 154V155H196ZM215 154V155H214ZM219 154V155H218ZM4 155V156H3ZM38 155V156H37ZM43 155V156H42ZM85 155V156H84ZM90 157H88V156ZM120 155V156H119ZM125 155V156H123ZM45 156V157H44ZM74 156V157H73ZM81 156V157H80ZM97 156V157H96ZM101 156V158H100ZM105 156V159L103 158ZM107 156V157H106ZM117 158H116V157ZM127 156H128V159H127ZM139 156V157H138ZM198 156V157H197ZM201 156V158H200ZM221 156V157H220ZM13 157V158H11ZM21 157V156H20ZM42 157V160L40 161V158ZM44 157V158H43ZM51 158L53 157L52 159V164L51 162H48L47 160H49L48 158ZM57 157V158H55ZM115 159H114V158ZM122 157V159H121ZM126 157V158H125ZM219 157V158H217ZM229 157V158H228ZM32 158V159H31ZM71 158V159H69ZM75 158V159H74ZM88 158L87 160H84ZM93 158V159H92ZM97 160H96V159ZM104 160H103V159ZM112 160V161H108L107 159ZM113 158V159H112ZM125 158V159H124ZM134 158V159H133ZM208 158V157H207ZM218 159L216 161V159ZM6 161H5V160ZM31 159V160H30ZM57 160V161H54ZM82 161H81V160ZM89 159H92V160H89ZM120 160H123V162H125V164H123L122 166V169H124V173H122V175H118L119 173H116L113 177L111 175H109L110 177H108L107 175L105 176V179L104 178V175L107 174L106 171L109 170L114 166H116L118 163V161ZM132 159V160H130ZM193 159V160H192ZM199 159V160H198ZM201 159V160H200ZM214 161H213V160ZM221 159V160H220ZM228 159V160H227ZM5 162H4V161ZM37 160V161H36ZM39 160V161H38ZM44 160V161H43ZM70 161L69 163H67L68 165L71 164V162L73 161ZM94 160V162H93ZM96 160V161H95ZM98 160L99 163H98ZM230 160V162H229ZM11 161H13L11 163ZM29 161L30 165L29 164ZM35 161V162H34ZM54 161V162H53ZM81 161V162H79ZM91 161V163H90ZM106 161V162H105ZM114 161V162H113ZM117 161V162H116ZM127 161V162H126ZM188 161V162H186ZM198 161V162H197ZM237 161L239 163H237ZM10 162V163H9ZM33 162L35 164H42L41 166L39 165H35V170L33 169L34 168V165H33ZM43 162H44V165H43ZM94 164H93V163ZM116 162V163H115ZM228 165V167L225 165ZM234 162V163H233ZM85 163V164H84ZM88 163V164H86ZM89 163L91 164L89 166ZM100 163H103V164H100ZM106 163H109V164H106ZM112 163V164H111ZM129 163V164H128ZM231 163V164H230ZM237 163V164H236ZM18 164V163H17ZM52 164V168L56 169L54 171V177L56 178L57 181H55V183H53L52 185H54V187L50 188L45 194H44V197L42 198H39L38 200L36 198H31L30 199V206H32V209L31 208H27L26 206L23 205V203L20 201L19 198H21L22 196L25 195V191L28 187V185H33V183L41 177V175L44 173L46 174V172L50 171V170H53L51 167H48ZM66 164V165H67ZM93 164V165H92ZM116 164V165H115ZM137 164V166H136ZM179 164V165H178ZM181 164V165H180ZM220 164V165H218ZM222 164V165H221ZM79 165V166H80ZM84 165V166H83ZM100 165V166H99ZM102 165V166H101ZM105 165H107V167L110 168L108 169L107 167H105ZM178 165V167H176ZM191 167H190V166ZM232 165V167H231ZM31 166V169H28L30 168ZM36 166H38L40 168H38V171L36 169ZM43 166V167H42ZM63 166V165H62ZM89 166V167H88ZM94 168H93V167ZM96 166V167H95ZM100 167V170L99 168ZM127 166V167H126ZM131 166V167H130ZM136 167V168H133ZM184 166V167H181ZM188 166V167H187ZM198 166V167H197ZM219 166V167H218ZM227 169H225V167ZM235 166V167H233ZM15 167V168H14ZM42 167V168H41ZM83 167V169H82ZM93 170H92V168ZM105 167V168H102ZM128 167L130 169H128ZM174 167V168H173ZM196 168L195 170V175L193 176H196V178H198L199 180H197V183H195V187H193L192 189H190L189 191L191 192H185L187 190H184L183 194L181 195L182 191H183V187L181 184L177 183L176 185V179L178 177H184V172L183 171V168ZM223 167V169H222ZM17 168V169H16ZM85 168V170H84ZM133 170H132V169ZM178 168V169H177ZM229 168V169H228ZM13 169V170H12ZM16 169V170H15ZM22 169V170H21ZM49 169V170H48ZM60 169V170H59ZM114 170L112 171H117L119 172V169L117 167L113 168ZM117 169V170H116ZM136 169H139L138 171ZM174 169H177V170H174ZM19 170V171H18ZM21 170V171H20ZM29 170V171H28ZM46 170V171H45ZM59 170V172H58ZM104 170V171H103ZM170 170V171H169ZM230 170V172H229ZM15 173H14V172ZM32 171V172H31ZM42 171V172H41ZM44 171V172H43ZM85 171V172H84ZM90 171H93V172H90ZM100 172L98 173V175L100 174V176L97 175L96 172ZM130 171V173H129ZM133 171V172H131ZM138 172L137 174L135 173V178H134V172ZM177 171V173H176ZM21 172V173H20ZM32 175L29 176L30 173ZM37 172V173H36ZM64 173L66 175V178L63 174ZM76 172V173H75ZM92 174H90V173ZM101 172H104L101 174ZM169 172V173H168ZM173 175H172V173ZM229 172V173H228ZM16 173H18L16 175ZM25 173V174H23ZM40 173V174H39ZM56 173V174H55ZM60 175H58V174ZM67 173V174H66ZM69 173V175H68ZM93 173H95L96 175H94ZM130 175H128V174ZM147 173V174H146ZM23 174V175H22ZM73 174V175H72ZM90 174V175H88ZM146 174V175H145ZM176 174V175H175ZM183 174V175H182ZM10 175V176H9ZM17 177H16V176ZM38 175L40 177H38ZM92 175H94V178L95 180H92L91 184H93V181L95 183V186L93 188H91V190L93 189V191L90 190V188L88 189V187L86 186V184L88 183L87 181L88 180H91L93 179L92 178ZM102 175V176H101ZM117 175V176H116ZM131 176L134 178V181H133V178L131 177H128V176ZM138 175V176H137ZM20 176V177H19ZM27 176V177H26ZM37 176V177H36ZM58 176V177H57ZM90 176V177H89ZM97 176V177H96ZM119 176V177H118ZM121 176V177H120ZM138 179H137V177ZM14 177V178H13ZM30 177V179H29ZM63 177V178H62ZM73 177V178H72ZM140 177V178H139ZM173 177V178H172ZM9 180H8V179ZM27 178L28 180H30V182L27 180L24 181V179ZM58 178V179H57ZM59 178H60V181H59ZM72 178V179H71ZM88 178V180H87ZM98 178V180H97ZM105 179V182L103 181ZM164 180H163V179ZM172 178V179H171ZM11 179V180H10ZM21 179V180H20ZM32 179V180H31ZM100 179H103V180H100ZM116 179V180H115ZM121 179V180H120ZM132 181V183H130L129 181ZM137 179V180H135ZM174 179V180H173ZM189 179H192L191 177H189ZM189 179L187 178L185 181L189 182ZM14 180H15V184H14ZM62 180V181H61ZM66 182H65V181ZM71 180V181H69ZM84 180V181H82ZM122 181L120 183V181ZM126 180V181H125ZM140 180V181H139ZM168 180V181H167ZM173 180V181H172ZM73 181H75L73 183ZM82 181V182H81ZM85 181L87 183H85ZM107 181V182H106ZM111 181V182H109ZM119 181V182H118ZM164 181V183H163ZM176 181V182H175ZM13 182V183H11ZM24 184H23V183ZM28 182V183H27ZM69 182V183H68ZM84 182V183H83ZM115 182V183H114ZM129 182V183H127ZM152 183V184H156L157 187L154 189L151 188V190L153 191H150V187H147L146 184L148 183ZM166 182V183H165ZM172 182V184L170 183ZM19 185H18V184ZM82 183V184H81ZM98 183V184H97ZM101 183L102 184V189H99L101 187ZM108 183V185H107ZM123 183V184H122ZM139 183V185L137 184ZM170 183V185H169ZM14 184V185H13ZM21 184V185H20ZM59 184V186H58ZM61 184V185H60ZM66 184V185H65ZM73 184V185H71ZM104 184V186H103ZM111 184V185H110ZM115 186H114V185ZM119 184V185H118ZM125 184V185H124ZM127 184V185H126ZM135 184V185H134ZM137 184V185H136ZM162 184V185H161ZM198 184V185H197ZM13 185V186H12ZM20 189H18L17 187ZM25 187L26 188H23L22 187ZM65 185V186H64ZM68 185V187H67ZM80 185V187L78 186ZM84 185V186H83ZM94 185V184H93ZM98 185H99V188H98ZM118 185V186H117ZM122 185V186H121ZM143 185V186H141ZM166 185V186H165ZM173 185V188H167V186L171 187ZM174 185H176L177 187H175ZM21 186V187H20ZM64 186L63 189H72V192L74 191V193H77L79 195H77V197H75V200L70 203L66 202L64 204V207L62 206V208H56L58 206H60L57 202L58 200L59 201H62V195H63V190H61V192H59L62 187ZM72 186V187H70ZM108 186V187H107ZM112 187V191L110 189V187ZM123 187V189L121 187ZM130 186V187H129ZM132 186H135V187H132ZM167 189H165L164 188ZM181 186V187H180ZM15 187V188H14ZM57 187H59L57 189ZM82 187H84V189H82ZM96 187V188H95ZM129 187V188H127ZM10 188V189H8ZM12 188V189H11ZM22 188V189H21ZM81 188V189H80ZM119 188V189H118ZM127 188V189H126ZM131 188H133L134 190H131ZM136 188H138V190H140L139 193L138 190L136 191V193L134 192L136 190ZM176 188V189H175ZM181 188V189H180ZM16 189L18 191H16ZM25 189V190H24ZM57 189V190H56ZM96 189L97 192H96ZM115 189V190H114ZM118 189V190H116ZM142 189V190H141ZM4 190V191H3ZM8 190V191H7ZM12 190H14L12 192ZM55 190V191H54ZM82 190V191H81ZM122 190V191H120ZM127 190V191H125ZM132 192H130V191ZM144 190V191H143ZM149 190V191H148ZM166 190V191H165ZM171 190V192H170ZM181 190V193H179ZM10 191V192H9ZM97 194V196H95V192ZM117 191V192H116ZM163 191V192H162ZM165 191V192H164ZM171 196H170V194ZM176 193H174V192ZM177 191H179L177 193ZM197 191V192H196ZM237 191V192H236ZM16 194H15V193ZM93 192V193H92ZM115 192V194H114ZM122 192V193H121ZM124 192V193H123ZM128 192V193H127ZM131 194H130V193ZM146 192V193H145ZM156 192V193H155ZM14 193V194H12ZM23 193V194H22ZM58 193V194H57ZM113 193V194H112ZM127 195H126V194ZM133 193V194H132ZM135 193V194H134ZM163 193H165L164 196ZM168 193V194H167ZM195 193V194H194ZM197 193V194H196ZM238 193V194H237ZM61 194V195H60ZM102 194L104 195L102 197ZM116 194H119L117 196H115ZM122 195H125V196H121ZM131 196H130V195ZM155 194V195H154ZM173 194V196H172ZM53 198H52V196ZM75 195V194H74ZM85 196L84 198L86 199V197L90 198L92 197V199L90 198V201L88 199H86L87 201L85 202V199L83 198V196ZM141 197H140V196ZM142 195H145L142 197ZM178 195V196H176ZM181 195V196H180ZM193 195V196H192ZM238 195V196H236ZM8 196V199L7 197ZM15 199H13L14 197ZM48 196H50V198H48ZM108 196V198L106 197ZM134 196V197H133ZM139 196V197H138ZM159 196V197H157ZM163 199H162V197ZM191 196L193 198H197L196 199H193L191 198ZM236 196V197H235ZM13 197V198H12ZM55 197V198H54ZM96 197V198H95ZM114 197H116L117 199H119V201L115 198L113 199ZM126 197V199H125ZM138 197V199H137ZM149 197V198H147ZM154 197V200L153 198ZM156 197V198H155ZM170 197V199L168 198ZM177 197H178V200H177ZM183 197V198H182ZM189 197V198H188ZM239 197V198H238ZM11 198V199H9ZM48 198V199H47ZM58 198V199H57ZM80 198V199H79ZM83 198V200H82ZM103 198V199H102ZM108 201H106L107 199ZM129 198V199H128ZM142 198V200H141ZM146 198V199H145ZM157 198L161 199V200H158ZM167 198V199H166ZM172 198V199H171ZM173 198H176V199H173ZM237 198V199H236ZM3 199H5L3 201ZM46 202H44L45 200ZM56 199H57V202H56ZM76 199L80 200V201H76ZM95 199V201H94ZM130 202L131 204L129 206H131V208H129V211H133V208H134V211L131 213L135 214L136 216H138V218H140L139 220V224L135 227L137 229L136 230L134 228L133 233H131L129 235L130 232V229L127 230V232H129L127 234H125V238H122V240L119 239L118 237V232L117 231V227H118V224L122 221L123 217L125 216L124 212H126V208L125 206H123L122 204L125 205V202ZM185 201H184V200ZM253 199V200H252ZM7 200V201H6ZM9 200H11L9 202ZM33 200V201H32ZM40 200V202H39ZM49 200V201H48ZM100 200V201H99ZM128 200V201H127ZM129 200H132V201H129ZM138 200V201H137ZM148 200V201H147ZM152 200V201H151ZM157 200V201H156ZM168 202L167 206L164 205V203ZM174 202H173V201ZM188 200V201H187ZM191 200H196L195 202L194 201H191ZM255 200V201H254ZM257 200V201H256ZM262 200V202H261ZM5 201L7 203H5ZM32 201V202H31ZM38 201V202H37ZM41 201H43V203L45 204H41L42 203ZM52 201V202H51ZM94 201V202H93ZM106 201V204L105 202ZM112 201V202H110ZM116 201V202H114ZM122 201V202H121ZM138 203H137V202ZM141 201V202H140ZM144 201V202H143ZM155 201V202H154ZM162 201V202H161ZM179 201V202H177ZM191 201V202H190ZM248 201H251V205L254 206L255 209L253 210H248ZM2 202V203H1ZM49 202H51V204H49ZM82 202V204H78ZM89 202V203H88ZM91 202L93 204H91ZM104 202V203H102ZM110 202V203H109ZM114 202V204L112 205V203ZM150 202V203H149ZM153 202V204H152ZM174 203V204H171V203ZM181 202V203H180ZM182 202H187L188 206L186 205H183ZM38 203V204H36ZM53 203V204H52ZM56 205H55V204ZM77 203V205L75 204ZM100 203V204H99ZM109 203V205H108ZM137 203V204H136ZM178 203V204H176ZM200 204L198 206V204ZM202 203V204H201ZM204 203V205H203ZM208 203V204H207ZM7 204V205H6ZM22 204V205H21ZM47 204H49L48 206H46ZM75 204V205H74ZM88 206H86V205ZM103 204V205H102ZM117 206H116V205ZM143 204V205H142ZM148 204V205H147ZM150 204V205H149ZM156 206H155V205ZM180 204V205H179ZM193 204V205H191ZM4 205V206H3ZM6 205V206H5ZM72 205V206H71ZM76 207H74V206ZM83 207H82V206ZM96 207H95V206ZM101 205V207H99ZM114 206L115 208H113L112 206ZM134 205V206H133ZM146 205V206H145ZM159 205V206H157ZM161 205V206H160ZM164 205V206H163ZM173 205V206H172ZM177 205V207H176ZM190 205H191V208H190ZM209 205V206H208ZM3 206V208H2ZM39 206V207H37ZM46 206V207H45ZM52 206V207H51ZM66 206V208H65ZM77 206H79L77 208ZM90 206H94L92 208H90ZM106 206H109V207H106ZM111 206V207H110ZM143 206V207H142ZM155 208H153V207ZM7 207V208H5ZM29 207V206H28ZM36 207V208H35ZM41 207V208H40ZM88 207V209H87ZM99 207V208H97ZM117 207V208H116ZM133 207V208H132ZM140 207V208H139ZM153 208V210L151 208ZM157 207V208H156ZM163 207L168 210V207H169V210L170 208L172 207V210H173V213L172 211L169 210L167 211V213L165 212V210L163 209ZM175 207V209H174ZM180 207V208H179ZM185 207H188V208H185ZM196 207H200L199 209L196 208ZM262 207V208H261ZM2 208V209H1ZM5 208V209H4ZM10 208H13L14 212L12 209ZM45 208V209H44ZM49 208V209H48ZM64 208V209H63ZM79 208H82V209H79ZM86 208V209H85ZM111 208V209H110ZM142 208V209H141ZM147 208V210H146ZM162 208V209H161ZM179 208V209H177ZM186 209L184 210L183 212V209ZM195 209V210H191L190 209ZM9 209V211H8ZM17 209V210H15ZM29 209V210H28ZM41 212H40V210ZM44 209V210H43ZM79 209V210H78ZM85 209V210H83ZM92 209V210H90ZM104 209L103 212H99L102 211ZM114 209H118L117 211L114 210ZM141 209V212H139V210ZM149 209V210H148ZM157 209V210H156ZM161 209V210H160ZM189 211H188V210ZM197 209V210H196ZM3 210V211H2ZM7 210V211H6ZM37 210V211H36ZM49 210V211H48ZM62 210V211H61ZM105 210H107L105 212ZM113 212V213H109L110 215H108L107 213L108 212ZM114 210V211H112ZM156 210V212H155ZM164 210V213H166L164 215L163 211ZM180 210H182V212H180ZM26 211V212H25ZM34 211V212H33ZM38 212V213H35ZM52 211V212H51ZM56 213H55V212ZM137 211V212H136ZM144 211V213H143ZM160 211V213H159ZM162 211V212H161ZM178 211V212H177ZM195 211V212H194ZM198 213H197V212ZM6 212V213H4ZM33 212V213H32ZM76 212V213H75ZM81 212V213H80ZM97 212V213H96ZM118 212V213H117ZM169 212V213H168ZM177 214H176V213ZM186 212V213H185ZM189 212V213H188ZM213 212V213H212ZM7 217H3L2 215L3 214ZM13 213V214H12ZM40 213H41V216H40ZM52 213V214H51ZM60 213V214H59ZM72 213V214H70ZM137 213V214H136ZM146 213V214H145ZM148 213V214H147ZM152 213V214H151ZM157 213V214H156ZM163 217L164 216H168L170 215V217L166 218L164 217L162 219V215ZM193 213H197L196 216L200 213V215H204L208 222L214 226V227H221L224 223V218L227 216V214L229 213H234L236 214V220L234 221L233 225H231L230 227H227V228H222L221 231L225 234H227V236L229 237L228 239L227 238H224V237H221L218 236L217 238V241H219L218 243L220 244H216V246L218 247H214L213 249H209V248H206V247H203L200 249V251L193 255L192 257L190 258H187V259H184L182 261H179L176 259V256H177V243H175L174 240H176V242L181 239L183 236L182 239L185 238V241L187 240L186 237L188 238V240L186 241V245L187 246H194L196 245L195 243H197V240L199 238V230L197 229V220H196V216L195 214ZM211 213V214H210ZM215 213V215H214ZM254 213V214H252ZM11 214V215H10ZM29 214V215H28ZM39 214V215H38ZM48 214V215H47ZM90 214V215H89ZM97 214V218L94 217L95 215ZM101 216H100V215ZM106 216H105V215ZM111 214H114V215H111ZM139 214V215H138ZM142 214V215H141ZM155 214V215H154ZM159 214V215H158ZM183 215L182 217L186 216L185 218L181 219L182 217L180 215ZM189 214V215H188ZM208 214V216H207ZM252 216H251V215ZM10 215V216H9ZM18 215V216H17ZM35 215L37 217V219L33 218L35 217ZM44 215V216H43ZM55 215V216H53ZM58 215V216H56ZM100 217H99V216ZM104 215L103 217V220H102V216ZM108 215V216H107ZM141 215V216H140ZM144 215V216H143ZM147 217H146V216ZM178 215V217L176 216ZM213 215V216H212ZM249 215H250V220L249 219ZM9 216V217H8ZM51 218H49V217ZM60 216V218H59ZM113 216H116V217H113ZM123 216V217H122ZM150 216V217H149ZM154 216H158L159 219L161 220V222L159 221L158 217H154ZM176 217L178 219V221L176 220ZM180 216V218H179ZM24 217V218H23ZM27 217V219H26ZM29 217L31 219H29ZM46 217V218H45ZM67 217V218H66ZM70 217V218H69ZM85 217V218H84ZM87 217V218H86ZM90 217V218H89ZM92 217L94 218V220L92 219ZM142 217V218H141ZM189 217V218H188ZM193 217H195L193 219ZM253 217V219H252ZM10 219V220H7ZM56 218V220H55ZM82 218V219H81ZM101 218V219H100ZM112 220H111V219ZM119 218V220L117 219ZM145 218V220H144ZM148 218V220H147ZM154 218V219H153ZM188 218V219H186ZM190 218H192L190 220ZM6 219V220H5ZM12 219V220H11ZM26 219V220H25ZM40 219V220H39ZM45 221H44V220ZM47 219V220H46ZM49 219V220H48ZM54 219V220H53ZM60 220V222L58 223V221ZM72 219V220H71ZM84 219V220H83ZM90 220V221H87V220ZM106 219V220H105ZM143 219V221H142ZM156 219V220H155ZM166 219H169V221L173 220V222L175 223H172L171 224V221H170V225H169V221L166 220ZM181 219V220H180ZM186 219V222H183L184 220ZM21 220V221H20ZM27 221V220H30L28 221V223L30 224H24V221ZM32 220V222H31ZM35 220V221H34ZM85 220H86V223H85ZM92 220V221H91ZM105 220V221H104ZM116 220V221H115ZM153 220V221H152ZM164 220V222L162 221ZM165 220L167 222V224L165 223ZM180 220V221H179ZM196 220V221H194ZM253 222H252V221ZM1 221L3 223H1ZM14 221V222H12ZM17 221V222H16ZM43 221V222H42ZM48 221V222H47ZM52 221V223H51ZM57 221V222H56ZM63 221V222H62ZM81 221V222H80ZM104 221V222H103ZM108 221V223H107ZM112 221H113V224H112ZM142 221V222H140ZM148 221V222H147ZM153 223L155 221V223ZM191 221V222H190ZM11 222V223H10ZM22 222V223H20ZM38 222V223H37ZM40 222V223H39ZM42 222V224H41ZM47 222V224H46ZM54 222V223H53ZM69 222V224H67ZM75 222V223H74ZM79 222V224H78ZM90 222V223H89ZM96 222V223H94ZM98 222H101V223H98ZM158 222V223H157ZM177 222V223H176ZM181 223V225L178 223ZM189 222V223H188ZM6 223V224H5ZM13 223V224H12ZM20 223V224H17ZM62 223V224H61ZM73 225H70L72 224ZM96 224V226L94 227L92 224ZM103 223V225H101ZM141 223V224H140ZM143 223V224H142ZM161 223V224H160ZM164 223V224H163ZM9 224V225H8ZM11 224V225H10ZM37 224V225H35ZM46 224V226H44ZM55 224V225H54ZM60 224V225H59ZM65 224V225H64ZM88 224V226L86 225ZM106 224V225H104ZM108 224V225H107ZM146 224V225H145ZM150 224H152V226H155L154 229L155 230H152L153 227L149 226ZM160 224V225H158ZM176 224V225H175ZM3 225V226H2ZM28 225L29 228H32V229H29V228H23L24 226ZM41 225V226H40ZM53 225V227H52ZM85 225V226H84ZM91 225L90 228H88L89 226ZM98 225H101V226H98ZM144 227H143V226ZM158 225V226H157ZM163 225L165 227H163ZM10 226V227H9ZM38 226V227H37ZM44 226V227H43ZM49 226V227H47ZM56 226L58 228V230L56 229ZM68 226V227H67ZM76 226V227H75ZM81 226V227H80ZM84 226V227H83ZM142 226V227H141ZM162 226V228H161ZM171 226V227H170ZM177 227L178 229H175L174 227ZM18 227H20L18 229ZM22 227V229H21ZM37 229H36V228ZM39 227L41 228L39 231ZM48 228V231L47 228ZM73 227H75V229H73ZM80 227V228H78ZM93 227V228H92ZM97 227V228H96ZM103 227V228H102ZM146 227V229H144ZM150 229H149V228ZM157 227H159V229H157ZM179 227H183L181 229H179ZM4 228V230L2 229ZM16 228V229H15ZM52 228V229H51ZM63 230H62V229ZM66 228H68L67 230H65ZM71 228V229H70ZM83 228V229H82ZM87 228V229H86ZM92 228V229H91ZM96 228V230H94ZM100 228V230H99ZM140 228V229H139ZM143 228V229H142ZM168 228V231L166 233V229ZM170 228V229H169ZM14 229V230H13ZM18 229V230H17ZM50 229V230H49ZM80 229V230H79ZM91 229V230H90ZM103 229V230H102ZM116 229V230H115ZM142 229V230H141ZM150 230L148 232V230ZM184 229V231H183ZM28 230V232H27ZM55 230V231H54ZM57 230V231H56ZM61 230V231H60ZM84 230V231H83ZM99 230V231H98ZM106 230V232H105ZM111 230V231H110ZM114 230V231H113ZM136 230V231H135ZM173 232H172V231ZM176 232H175V231ZM178 230H181L183 231L184 234H181L182 232H180V235H179V232ZM2 231V232H1ZM4 231V232H3ZM7 231V233H6ZM11 231V232H10ZM16 231V232H15ZM19 231V232H18ZM24 234H23V232ZM30 231V232H29ZM38 231V232H36ZM41 231V232H40ZM43 231V232H42ZM66 231V233H65ZM71 231V232H69ZM89 231V233L87 232ZM90 231H91V234H90ZM99 232L98 233H95V232ZM145 231V232H144ZM170 231V232H169ZM15 232V233H14ZM21 232V233H20ZM28 235V233L30 234V236L27 237L26 233ZM32 232V233H31ZM36 232V233H35ZM44 232H49V234L47 233H44ZM56 232V234H55ZM59 232V233H58ZM76 232V233H75ZM93 232V233H92ZM140 234H139V233ZM165 232V233H164ZM175 232V233H174ZM9 233V234H8ZM12 233H14V235L12 236ZM41 235H39V234ZM45 235H44V234ZM52 233V234H51ZM107 233V234H106ZM110 233H111V236H110ZM115 233V234H114ZM139 236V239L137 238L138 236H136V234ZM172 237L174 236V238H171V235ZM174 234H177V235H173ZM3 234V235H2ZM5 234V236H4ZM17 234V235H15ZM20 234V236H19ZM37 234V235H36ZM72 234V235H71ZM88 234V235H87ZM102 234V235H101ZM145 236V238L147 239L145 242V238L144 240H142L143 238H141L142 236ZM161 234V235H160ZM170 235L168 236V243L165 242L167 241V238H164L166 236L164 235ZM188 236H187V235ZM199 234V235H198ZM9 235V236H8ZM22 235H24L23 237H21ZM26 235V236H25ZM50 235V236H48ZM70 235H71V238H70ZM87 235V236H86ZM100 237H98V236ZM114 235V236H112ZM130 238H129V236ZM141 235V236H140ZM148 235V236H147ZM164 237H163V236ZM185 235V236H184ZM14 236H17L14 238ZM18 236H19V239L20 240H16L18 239ZM33 236V237H31ZM46 236V237H45ZM57 236V237H56ZM74 236V237H73ZM92 236V237H91ZM97 238H96V237ZM117 236V237H116ZM155 236V238H154ZM163 238H162V237ZM176 236V238H175ZM2 237V238H1ZM4 237V238H3ZM6 237V239H5ZM8 237V238H7ZM12 237V238H10ZM30 237L32 239H30ZM36 237V238H35ZM39 237V238H38ZM50 237V238H49ZM68 237V238H67ZM80 237V240L78 239ZM82 237V238H81ZM87 237V238H86ZM90 237V238H89ZM110 237V238H109ZM137 239L136 241L135 238ZM159 237L157 240L156 238ZM36 240H35V239ZM41 238V239H40ZM44 238V239H42ZM57 238V239H56ZM89 238V239H88ZM105 240H104V239ZM107 238V239H106ZM131 240H129V239ZM134 238V240H133ZM162 238V239H161ZM2 239V240H1ZM5 239V240H3ZM13 239V240H11ZM31 240L32 242L35 240V242H33L35 248L36 247H42L41 249H43L45 252H42L41 255L43 257H37L35 254V248H33L34 246L32 245L31 241L29 242V240ZM51 239V240H50ZM55 239V240H53ZM67 239V240H66ZM84 239V240H83ZM85 239H88L87 243H86V240ZM128 239V240H127ZM163 239H165L164 241H162ZM169 239L171 241H169ZM9 243H8V241ZM16 240V241H15ZM28 242H27V241ZM41 240V241H40ZM47 240V242L45 243V241ZM57 240V241H56ZM73 240V241H72ZM76 240V241H75ZM90 240V241H89ZM100 240V241H99ZM126 240V242H124ZM135 242H133V241ZM140 240V241H139ZM142 240V241H141ZM149 240V241H148ZM154 240V241H153ZM5 241V243H4ZM52 242V248L48 247L47 246V243L49 242ZM68 241V242H67ZM116 241V242H115ZM121 241V242H120ZM128 241V242H127ZM139 241V242H138ZM151 241V242H150ZM159 241V243H158ZM161 241H162V244H161ZM174 241V242H173ZM3 242V243H2ZM12 242V243H11ZM43 242V243H41ZM55 242V243H53ZM61 242V243H60ZM75 242V243H74ZM105 242V243H104ZM110 244H108V243ZM119 243V245L123 246H118V243L117 245H115V243ZM131 242H133L131 244ZM143 242V243H142ZM263 243V250L262 251H254V248H256L258 246V243ZM7 243V247L5 246V244ZM11 243V244H10ZM14 243V244H13ZM27 243L31 244V245H27ZM35 243H37L35 245ZM66 243V244H65ZM73 243V244H72ZM85 243V244H83ZM100 243V244H99ZM121 243H123L124 245H122ZM137 243V244H136ZM140 243V244H139ZM168 245H167V244ZM172 245H171V244ZM175 243V247H174V244ZM13 244V245H12ZM63 244V245H62ZM82 244V245H81ZM87 244V245H86ZM117 247L115 248L114 245ZM166 247H165V245ZM170 244V245H169ZM11 245V246H10ZM27 245V246H26ZM41 245V246H40ZM43 245V246H42ZM65 245V246H64ZM112 245V246H111ZM128 245V246H127ZM163 245V246H162ZM32 246V247H30ZM46 246V247H45ZM57 246V247H56ZM75 246V247H74ZM100 246V248H99ZM103 246V248H102ZM105 246V248H104ZM125 246V247H124ZM130 246V247H129ZM162 246V248H161ZM170 246H173V249L172 247ZM177 246V247H176ZM55 247V248H54ZM73 247V248H72ZM78 247V248H77ZM83 250H81V248ZM94 247V249L92 248ZM96 247V248H95ZM111 247V248H110ZM122 248L121 250L119 248ZM129 247V248H128ZM160 249H159V248ZM170 247V248H169ZM47 248V250L45 249ZM49 248V249H48ZM66 248H68L66 250ZM141 248V249H140ZM167 248H169L167 250ZM6 249V250H5ZM34 251H33V250ZM52 249V250H51ZM54 249V250H53ZM64 249V250H63ZM104 249V250H103ZM106 249V250H105ZM114 249V250H113ZM118 249V250H117ZM136 249V251H135ZM140 249V250H138ZM5 250V251H3ZM51 250V251H50ZM57 250V251H56ZM60 250V251H59ZM81 250V251H78ZM93 250V251H92ZM108 250V251H107ZM120 250V252H119ZM161 250V251H160ZM162 250H164V252H162ZM2 251V252H1ZM48 251V252H47ZM66 251V252H65ZM77 251V252H76ZM102 251V252H101ZM104 251L105 254H104ZM118 253H117V252ZM160 251V252H158ZM166 251V252H165ZM61 252V253H60ZM64 252V256H63V253ZM70 252V253H69ZM90 252V253H89ZM97 252H100V253H97ZM139 252V253H138ZM3 253V254H2ZM31 253V254H30ZM32 253H35V254H32ZM45 253V255H44ZM50 253V254H49ZM55 253V254H53ZM58 253V254H57ZM71 253L73 255H71ZM77 253V254H75ZM79 253V255H78ZM83 255H82V254ZM114 253V254H113ZM117 253V255H115ZM166 254V257L165 255L163 254ZM171 253V254H170ZM6 254V255H5ZM58 256H57V255ZM90 254V255H89ZM111 254V255H109ZM136 254H141L140 255H137ZM170 254V256L174 255V257L172 256L171 258H169L170 256H168ZM242 254H245L248 258L246 259H241V256ZM47 255V256H46ZM60 255V256H59ZM104 255V256H103ZM109 255V256H108ZM113 255V256H112ZM135 255V256H134ZM154 255V256H153ZM156 255V257H155ZM157 255H162L161 258H159L160 256H157ZM4 256V257H3ZM8 256V257H7ZM29 256V257H28ZM54 256V257H53ZM62 256V259L59 258ZM77 256H80L77 258ZM85 256V257H84ZM112 256V257H111ZM140 256V257H139ZM148 258H147V257ZM165 256V257H163ZM32 257V258H31ZM36 257V258H34ZM74 257V258H72ZM91 257V258H89ZM93 257V258H92ZM103 261H102V259ZM108 257V258H107ZM132 257V258H131ZM135 257V258H133ZM146 257V258H145ZM10 258V259H9ZM31 258V259H29ZM34 258V259H33ZM38 258V260H37ZM48 258V259H46ZM58 258V259H57ZM71 258V259H70ZM77 258V259H76ZM82 258V259H83ZM98 258V259H97ZM111 258V259H110ZM126 258V259H125ZM129 258V259H128ZM140 258V260H139ZM144 258V259H143ZM151 258V260H150ZM156 258V259H155ZM159 258V260H158ZM168 260H167V259ZM61 259V260H60ZM81 259V260H82ZM101 259V260H100ZM109 259V260H108ZM125 259V260H123ZM135 259L137 262H135ZM142 259V261H141ZM147 259V260H146ZM33 260H37V261H32ZM40 260V262H39ZM44 260V261H43ZM66 260V261H65ZM77 262V263H73L72 262ZM88 260V261H87ZM107 260V261H106ZM155 260H157L155 262ZM171 260V261H169ZM56 261V262H55ZM98 261V262H97ZM106 261V262H105ZM141 261V262H139ZM169 261V262H168ZM39 262V263H38ZM44 262V263H43ZM134 262V263H133ZM155 262V263H154ZM255 262V263H254ZM122 263V262H121ZM128 263V264H129ZM3 264H6V263H3ZM19 264V263H18ZM100 264V263H99ZM111 264H114V261L111 263Z\"/></svg>",
	"mask_w": 264,
	"mask_h": 264
},
{
	"label": "bare ground",
	"instance_id": "bare-ground-1",
	"mask_svg": "<svg viewBox=\"0 0 264 264\" xmlns=\"http://www.w3.org/2000/svg\"><path fill=\"white\" fill-rule=\"evenodd\" d=\"M89 1H93V0H89ZM106 1H107V0H98V6H99V7L102 6ZM170 1H171V0H170ZM170 1H169V3H170ZM176 1H177V0H176ZM180 1H181V0H180ZM183 1H185V0H183ZM187 1H188V0H187ZM187 1H185V3H186ZM195 1H196V0H195ZM197 1H198V0H197ZM197 1H196V2H197ZM212 1H213V0H212ZM215 1H216V0H215ZM215 1L212 2V3H213L212 5H213V6L215 5V7H216V2H215ZM217 1H218V0H217ZM235 1H236V0H235ZM237 1H238V0H237ZM239 1H240V0H239ZM242 1H243V0H242ZM245 1H246V4H247V1H248V0H245ZM245 1H244V2H245ZM252 1L255 2L254 0H252ZM259 1H260V0H259ZM146 2H147V1H146ZM159 2H160V1H159ZM181 2H182V1H181ZM190 2H191V1H190ZM202 2H203V1H202ZM206 2H207V1H206ZM208 2H209V1H208ZM248 2H249V1H248ZM141 3H142V2H141ZM148 3H149V2H148ZM165 3H168V1H165ZM177 3H178V2H177ZM177 3H176V4H177ZM192 3H193V2H192ZM204 3H205V2H204ZM210 3H211V2H210ZM233 3H234V2H233ZM236 3H237V2H236ZM146 4H147V3H146ZM163 4H164V3H163ZM188 4H190L189 1H188ZM194 4H195V2H194ZM206 4H208V3H206ZM248 4H249V3H248ZM69 5H70V2H69V1H65V2H64V6H65V7H68ZM141 5H142V4H141ZM152 5H153V3H152ZM161 5H162V4H161ZM161 5H160V6H161ZM164 5H165V4H164ZM179 5H180V4H179ZM179 5H178V6H179ZM192 5H193V4H192ZM195 5H196V4H195ZM199 5H200V4H199ZM204 5H205V4H204ZM237 5H238V3H237ZM237 5H236V6H237ZM249 5H250V4H249ZM143 6H144V5H143ZM143 6H142V7H143ZM147 6H148V5H147ZM158 6H159V4H158ZM169 6H170V5H169ZM171 6H172V3H171ZM176 6H177V5H176ZM218 6H219V5H218ZM234 6H235V5H234ZM154 7H156V6L154 5ZM167 7H168V6H167ZM180 7H182V5H181ZM188 7H189V5H188ZM188 7H187V8H188ZM192 7H193V6H192ZM202 7H203V6H202ZM215 7H214V9H213L214 11H216V10H215ZM143 8H145V7H143ZM146 8H147V7H146ZM146 8H145V9H146ZM159 8H160V7H159ZM161 8H162V10H164L163 7H161ZM193 8H194V7H193ZM199 8L201 9L200 6H199ZM165 9H166V8H165ZM168 9H169V8H168ZM181 9H182V8H181ZM197 9H198V7H197ZM205 9H206V8H204V11H205ZM236 9H237V8H236ZM169 10H170V9H169ZM172 10H173V9H172ZM183 10H184V9H183ZM186 10H187V9H186ZM192 10H194V9H192ZM218 10H219V9H218ZM154 11H155V10H154ZM156 11H157V8H156ZM156 11H155V12H156ZM170 11H171V10H170ZM204 11H203V12H204ZM233 11H234V10H233ZM151 12H152V11H151ZM162 12H163V11H162ZM179 12L181 13V10L178 8V10H176V11L174 12V14H175V13H179ZM217 12H218V11H217ZM217 12H215V13H217ZM235 12H236V10H235ZM238 12H239V11H237V13H238ZM148 13H149V12H148ZM183 13H184V12H183ZM195 13H196V11H195L194 13H192V15L195 14ZM225 13H227V12H225ZM229 13H230V12H229ZM239 13H240V12H239ZM152 14H154V13H152ZM164 14H165V13H164ZM201 14H202V12H201ZM206 14H207V13H206ZM209 14H210V13H209ZM211 14H212V13H211ZM259 14H260V13H259ZM259 14H258V15H259ZM94 15H95V12L91 11L90 8H88L86 5H82V6L79 8L78 13H77V17L75 18V20H74V21L72 22V24H71L70 34H69V36H66L63 40H57V41L50 40L49 47L51 46V44H53V46L51 47L52 51L50 50L49 47H48V48H49L48 50H50L53 54L51 55V57H50V56L47 57V60L43 63V64H44V65H43V69L46 67V68H48V70H50V68L55 67V66H56V63H57V62H60V61H58V60H61V59H62V58H61V56H62V55H61V52H62L63 49H64V50L67 49V50H69V51H71V52L74 53V52H77V51H76L77 49L81 48V45H83V44H84V45H85V44H88V43H87V42H88V41H87V38L84 36V33H83V32H84V30H87V29L90 28V25H89V23H88V20H91V19L94 17ZM150 15H151V14H150ZM150 15H149V16H150ZM156 15H157V14H156ZM170 15H171V14H170ZM172 15H173V13H172ZM176 15H177V14H176ZM178 15H179V14H178ZM196 15H197V14H196ZM199 15H200V14H199ZM204 15H205V14H204ZM225 15H226V14H225ZM233 15H234V14H233ZM237 15H238V14H237ZM258 15H257V17H258ZM154 16H155V15H154ZM159 16H161V15H159ZM173 16H174V15H173ZM186 16H187V15H186ZM209 16H210V15H209ZM209 16H208V17H209ZM211 16H212V15H211ZM213 16H214V15H213ZM230 16H231V15H230ZM230 16H228V17H230ZM234 16H235V15H234ZM254 16H255V15H254ZM151 17H152V16H151ZM190 17H191V15H190ZM194 17H195V16H194ZM196 17H197V16H196ZM200 17H201V16H200ZM216 17H217V16H216ZM222 17H223V16H222ZM231 17H232V16H231ZM236 17H237V16H236ZM181 18H182V17H180V19H181ZM188 18H189V17H188ZM205 18H206V16H205ZM210 18H211V17H210ZM218 18H219V17H218ZM234 18H235V17H234ZM168 19H170V20L172 21L171 17H169ZM168 19H167V20H168ZM173 19H174V18H173ZM177 19H178V18H177ZM192 19H193V18H192ZM192 19L190 18V20H192ZM208 19H209V18H208ZM222 19H223V18H222ZM228 19H229V18H228ZM231 19H233V18H231ZM231 19H229V20H231ZM148 20H149V17H148ZM156 20H157V19H156ZM165 20H166V19H165ZM167 20H166V21H167ZM174 20H176V18H175ZM215 20H216V19H215ZM162 21H163V20H162ZM186 21H187V20H186ZM197 21H198V20H197ZM226 21H227V19H226ZM233 21H234V20H233ZM157 22H158V21H157ZM164 22H165V21H164ZM181 22H182V21H181ZM188 22H189V21H188ZM243 22H245V21H243ZM155 23H156V22H155ZM158 23H159V22H158ZM175 23H176V22H175ZM198 23H199V21H198ZM206 23H207V22H206ZM206 23L203 24V25H207ZM225 23H226V22H225ZM246 23H247V27H248V29L251 31V30L253 29V27L256 28V27H260V26H262V25L264 26V18H259V17H258V18H255V17L253 18V17H252V18L248 19V20L246 21ZM148 24H149V23H148ZM152 24H153V22H152ZM161 24H162V23H161ZM165 24H167V23L165 22ZM182 24H183V22H182ZM191 24H192V23H191ZM193 24H195V23H193ZM208 24H210V23H208ZM211 24H213V23H211ZM229 24H230V23H229ZM243 24H244V23H243ZM149 25H150V24H149ZM149 25H148V26H149ZM157 25H158V24H157ZM218 25H219V24H218ZM225 25H226V24H225ZM231 25H232V24H230V27H231ZM150 26H151V25H150ZM162 26H163V25H162ZM183 26H184V25H183ZM183 26H182V27H183ZM197 26H198V25H197ZM200 26H202V25H200ZM208 26H209V25H208ZM222 26H223V25H222ZM145 27H146V26H144V28H145ZM151 27H152L153 29L149 30L148 33L145 31V32L147 33V35H146V39L144 40L143 44L141 43L143 40L140 39V41L142 40V41L140 42V44H142V45H140V46H141V50H142L145 46L150 45L152 42L156 41L157 39L160 41V44H161L162 39H164L163 37H164V34H165V30H166V29H161V28H160L161 26H159V28H154L153 26H151ZM164 27H165V26H164ZM164 27H163V28H164ZM175 27H176V26H175ZM180 27H181V26H180ZM190 27H191V26H190ZM198 27H199V26H198ZM198 27H197V31L199 30ZM211 27H212V26H211ZM218 27H219V26H218ZM218 27H216L215 29H217ZM165 28H166V27H165ZM194 28H196V27H194ZM202 28H203V27H202ZM206 28H207V27H206ZM222 28H223L222 31H225V32H226V31L228 30V26H224V27H222ZM239 28H240V26H239ZM241 28H242V27H241ZM243 28H244V27H243ZM245 28H246V27H245ZM178 29H179V28H178ZM184 29H185V26H184ZM200 29H201V28H200ZM204 29H205V28H203L202 30H204ZM219 29H221V28H219ZM219 29H217L216 31H218ZM246 29H247V28H246ZM246 29H245V30H246ZM258 29H259V28H258ZM262 29H263V28H262ZM145 30H146V28H145ZM172 30H173V29H172ZM176 30H177V29H176ZM180 30H181V29H180ZM192 30H193V29H192ZM194 30H195V29H194ZM232 30H233V28H232ZM253 30H256V29H253ZM260 30H261V29H260ZM186 31H188V30H186ZM199 31H200V30H199ZM199 31H198V32H199ZM222 31H221V32H222ZM242 31H243V30H242ZM246 31H248V30H246ZM250 31L247 32L249 35L246 34L247 36H245V37H241V38H238L239 36H237V39H236V40L234 39L233 42L231 41V46H230V48H235V47H236V48H237V47L239 48V47L242 46V48H243L242 50H244V48H245V49H250V51H252L251 48H253V47L256 45V44L254 45V41H255V39H257L256 37L258 36V35H257V36L255 37L254 35L258 34L257 31H259V30L256 31L257 33H256V32H255V33L252 32V33H253L252 35L250 34ZM142 32H143V31H142ZM181 32L183 33V31H181ZM190 32H191V31H190ZM201 32H202V31H201ZM219 32H220V31H219ZM231 32H232V31H231ZM237 32H238V31H237ZM237 32H236V34H237ZM243 32H245V31H243ZM146 33H144V34L142 33V35L145 36ZM182 33H181V34H182ZM186 33H187V32H186ZM191 33H192V35H193V32H191ZM191 33H190V34H191ZM211 33H213V32H209V36H212V35H216V34H217V32H216V34H211ZM227 33H228V32H227ZM245 33H246V32H245ZM263 33H264V31H263ZM181 34H179V35H181ZM195 34H197V33L195 32ZM198 34H199V33H198ZM218 34H219V33H218ZM223 34H224V33H223ZM230 34H231V33H230ZM233 34H234V33H233ZM239 34H240V33H239ZM241 34H242V33H241ZM176 35H177V34H176ZM179 35H178V37H179ZM260 35H261V34H260ZM263 35H264V34H263ZM172 36H173V35H172ZM186 36H187V35H186ZM202 36H204V35H202ZM207 36H208V35H207ZM209 36H208V39H207V40H209ZM224 36L226 37L225 34H224ZM234 36H235V35H234ZM243 36H244V34H243ZM174 37H175V35H174ZM182 37H183V34H182ZM184 37H185V36H184ZM188 37H190V36H188ZM188 37H187V38H188ZM191 37H193V36H191ZM194 37H195V36H194ZM200 37H201V35H200ZM214 37H215V36H214ZM220 37H221V36H220ZM231 37H232V36H231ZM259 37H260V36H259ZM141 38H142V36H141ZM143 38H144V37H143ZM165 38H166V37H165ZM171 38L174 40L173 37H171ZM175 38H176V37H175ZM197 38H198V37H197ZM210 38H211V37H210ZM212 38H213V37H212ZM212 38H211L210 40H213ZM166 39H167V38H166ZM169 39H170V38H169ZM180 39H181L180 42H182V38H180ZM185 39H186V37H185ZM200 39H201V38H200ZM215 39H216V38H215ZM217 39H218V38H217ZM217 39L214 40V41L216 42ZM220 39H221V38H220ZM228 39H229V38H228ZM158 40H157V41H158ZM164 40H165V39H164ZM170 40H171V39H170ZM187 40H188V39H187ZM187 40H185V41L187 42ZM191 40H193V39H191ZM191 40H190V41H191ZM218 40H219V39H218ZM229 40H230V39H229ZM231 40H233V38H231ZM171 41H172V40H171ZM188 41H189V40H188ZM194 41H195V40H194ZM198 41H199V40H198ZM201 41H204V40L201 39ZM224 41H225V40H224ZM259 41H260V40H259ZM168 42H169V40H168ZM177 42L179 43L178 40H177ZM205 42H206V41H205ZM215 42H214V43H215ZM227 42H228V41H227ZM256 42H258V41H256ZM256 42H255V43H256ZM260 42H261V41H260ZM262 42H263V41H262ZM262 42H261V45H262ZM162 43H163V41H162ZM166 43H167V41H166ZM170 43H172V42H170ZM201 43H202V42H201ZM207 43H208V41H207ZM207 43H206V44H207ZM211 43H212V42H211ZM219 43H220V42H219ZM219 43H218V44H219ZM225 43H226V42H225ZM228 43H229V42H228ZM258 43H259V42H258ZM160 44H159V45H160ZM174 44H175V43H174ZM176 44H177V43H176ZM176 44H175V47H173V49L176 48ZM179 44L181 45V43H179ZM182 44H184V43H182ZM188 44H189V43H188ZM190 44H191V43H190ZM202 44H203V43H202ZM212 44H213V43H212ZM215 44H216V43H215ZM215 44H214V46H215ZM221 44H222V43H221ZM164 45H165V44H164ZM164 45H163V46H164ZM194 45L196 46V43H195ZM203 45L205 46V44H203ZM208 45H209V44H208ZM219 45H220V44H219ZM225 45H227V43H226ZM259 45H260V44H259ZM263 45H264V44H263ZM138 46H139V45H137V47H138ZM173 46H174V45H173ZM182 46H183V45H182ZM186 46H187V45H186ZM192 46H193V45H192ZM211 46H212V45H211ZM124 47H126V46L124 45ZM128 47H130V46H128ZM157 47H158V46H157ZM157 47H156V48H157ZM165 47H167V46L165 45ZM169 47H170V46H169ZM177 47H178V45H177ZM216 47H217V46H216ZM262 47H263V46H262ZM130 48H131V47H130ZM154 48H155V47L150 48V49H148L147 51H149V50H151V49L153 50ZM170 48L172 49V47H170ZM179 48H180V46H179ZM186 48H189V47H186ZM191 48H192V47H191ZM202 48H203V47H201L200 49H202ZM220 48H221V47H220ZM220 48H219V49H220ZM228 48H229V47H228ZM127 49H128V48H127ZM127 49H125L124 52H126ZM161 49H162V48H161ZM163 49H164V47H163ZM163 49H162V50L159 49V50H160V51H163ZM183 49H184V48H183ZM193 49H194V48H193ZM196 49H197V46H196ZM200 49H199V50H200ZM212 49H213V46H212ZM217 49H218V48H217ZM217 49H216V50H217ZM219 49H218V51H219ZM222 49H223V48H222ZM224 49H226V47H225ZM253 49H254V48H253ZM255 49L257 50V48H255ZM260 49H261V48H260ZM123 50H124V48H123ZM175 50H177V49H175ZM206 50H208V49L206 48ZM228 50H229V49H228ZM238 50H239V49H238ZM238 50H237V51H238ZM242 50H240V51L242 52ZM127 51H129V50H127ZM157 51H158V50H157ZM167 51H168V49H167ZM192 51H193V50H192ZM196 51H197V50H196ZM204 51H205V49H203V53H204ZM209 51H210V50H209ZM211 51H212V50H211ZM229 51H231V50H229ZM234 51H235V50H234ZM234 51H233V52H234ZM246 51H247V50H246ZM182 52H184V50H182L181 53H182ZM186 52H187V51H186ZM219 52H222V51L220 50ZM219 52H218V53H219ZM226 52H227V51H226ZM226 52H225V53H226ZM235 52H236V51H235ZM235 52H234L233 54H235ZM243 52H244V51H243ZM247 52H248V51H247ZM247 52H246L245 54H249V53H250V52H248V53H247ZM253 52L255 53V51H252V53H253ZM256 52H257V51H256ZM119 53H121V52H119ZM158 53H159V51H158ZM158 53H157V54H158ZM163 53H164V52H163ZM205 53H206V52H205ZM208 53H209V52H208ZM210 53H211V52H210ZM214 53H216V51H214ZM214 53H213V56H215L216 54H218V53H216V54L214 55ZM223 53H224V52H223ZM229 53H230V52H229ZM238 53H240V52H238ZM127 54H128V53H127ZM152 54H153V53H152ZM154 54H156V53H154ZM161 54H162V53H161ZM164 54H166V53H164ZM178 54H179V56H180V52H179ZM178 54H177V55H178ZM190 54H191V53H190ZM190 54H189V55H190ZM206 54H207V53H206ZM206 54H202L201 52H196V53L191 54V57H192L193 59L196 60V58L198 59L200 56H202V55H206ZM219 54H220V53H219ZM243 54H244V53H243ZM243 54H242V55H243ZM245 54H244V55H245ZM250 54H251V53H250ZM91 55H92V54H91ZM118 55L121 56V54H118ZM122 55H123V53H122ZM130 55H131V54L129 53L128 56H130ZM185 55H186V54H185ZM187 55H188V54H187ZM220 55H221V54H220ZM224 55H226V54H224ZM227 55H228V54H227ZM227 55H226V56H227ZM238 55H241V53L238 54ZM253 55H254V54H253ZM255 55H256V54H255ZM89 56H90V55H89ZM125 56H126V55H125ZM147 56H148V55H146V57H147ZM149 56L151 57L152 55H150V53H149ZM162 56H163V55H162ZM173 56H174V55H173ZM179 56H178V57H179ZM206 56H207V55H206ZM206 56H205V57H206ZM213 56H211V58H212ZM236 56H237V55H236ZM117 57H118V56H117ZM117 57H116V60H117ZM126 57H127V56H126ZM144 57H145V56H144ZM144 57H143V58H144ZM157 57H158V56H157ZM159 57H160V56H159ZM159 57H158V58H159ZM163 57H164V56H163ZM167 57H168V56H167ZM167 57H166V58H167ZM184 57H185V56H184ZM189 57H190V56H189ZM203 57H204V56H203ZM242 57H243V56H242ZM242 57H241V58H242ZM247 57L249 58V55H248ZM250 57H251V56H250ZM86 58H87V57H86ZM89 58H90V57H89ZM105 58H106V57H105ZM127 58H128V57H127ZM160 58H161V57H160ZM160 58H159V59H160ZM182 58H183V56H182ZM186 58H187V57H186ZM207 58H208V57H207ZM209 58H210V57H209ZM209 58H208V61L210 62ZM214 58H215V57H214ZM223 58H224V57H223ZM226 58H229V59L231 60L230 56H229V57L227 56ZM232 58H235V57L232 55ZM239 58H240V57H239ZM239 58H238V59H239ZM243 58H244V57H243ZM251 58H252V57H251ZM94 59H96V58H94ZM120 59H126V58H120ZM129 59H130V58H129ZM141 59H142V58H141ZM141 59H140V60H141ZM147 59H148V58H147ZM155 59H156V58H155ZM179 59H180V57H179ZM190 59H191V58H190ZM199 59H200V58H199ZM252 59H254V58H252ZM252 59H251V60H252ZM85 60H86V59H85ZM85 60H84V62H85ZM114 60H115V59H114ZM114 60H113V62H114ZM140 60H139V61H140ZM144 60H145V59H144ZM150 60H151V59H150ZM173 60H175V57H173ZM180 60H181V59H180ZM184 60H185V58H184ZM227 60H228V59H227ZM235 60H236V58H235ZM242 60H243V59H242ZM249 60H250V59H249ZM249 60H248V61H249ZM89 61H90V60H89ZM89 61L87 60V62H89ZM96 61L98 62L97 59H96ZM100 61H101V60H100ZM103 61H104V60H103ZM117 61H118V60H117ZM123 61H124V60H122V62H123ZM130 61H131V60H130ZM142 61H143V60H142ZM142 61H140V62H142ZM156 61H157V60H156ZM159 61H160V60H159ZM187 61H188V58H187ZM187 61H186V62H187ZM192 61H194V60H192ZM223 61H224V60H223ZM231 61H232V60H231ZM239 61H240V60H239ZM245 61H246V60H245ZM248 61H247V62H248ZM118 62H119V61H118ZM118 62H116V63H118ZM125 62H126V61H125ZM133 62H134V61H133ZM133 62H132V63H133ZM140 62H139V63H140ZM146 62H147V61H146ZM172 62H174V61H172ZM176 62H177V60H176ZM180 62H182V60H181ZM180 62H178L179 64H177V65H180ZM183 62H184V61H183ZM199 62H200V60H199ZM199 62H198V63H199ZM201 62H202V61H201ZM204 62H205V60H204ZM215 62H216V61H215ZM228 62H229V64H230V61H229V60H228ZM95 63H96V62H95ZM102 63H103V62H101V64H102ZM104 63H105V62H104ZM130 63H131V62H130ZM135 63H136V61H135ZM139 63H138V64H139ZM160 63H161V62H160ZM187 63H188V62H187ZM198 63H196L195 65L198 66V65H197ZM224 63H225V62H224ZM224 63H223V64H224ZM237 63H238V60H237L236 64H237ZM85 64H87V63H85ZM85 64H84V66H85ZM93 64H94V63H93ZM123 64H124V63H123ZM138 64H137V65H138ZM143 64H145V63H143ZM158 64H159V63H158ZM170 64H172V63L170 62ZM192 64H193V63H192ZM202 64H203V63H202ZM207 64L210 65V63H207ZM219 64H222V62L219 63ZM232 64H233V62H232ZM238 64H239V63H238ZM240 64H241V63H240ZM99 65H100V64H99ZM104 65H105V64H104ZM112 65H114V64L112 63ZM119 65H120V64H119ZM121 65H122V64H121ZM147 65H148V64H146V65H144V66H147ZM168 65H169V64H168ZM173 65H176V64H173ZM187 65H188V64H187ZM199 65H201V64L199 63ZM226 65H227V64H225V66H226ZM82 66H83V65H82ZM84 66H83V68H85ZM86 66H87V65H86ZM92 66H93V65H92ZM94 66H95V64H94ZM94 66H93V68H94ZM97 66H98V65H97ZM109 66H110V65H109ZM117 66H118V65H117ZM123 66H125V65H123ZM134 66H135V65H134ZM140 66H141V65H140ZM188 66H189V65H188ZM203 66H204V65H203ZM219 66H220V65H218V67H219ZM222 66H224V65H222ZM225 66H224V67H225ZM227 66H228V65H227ZM227 66H226V68H227ZM101 67H102V66H101ZM101 67H100V68H101ZM115 67H116V66H115ZM121 67H122V66H121ZM129 67H130V66H129ZM132 67H133V66H132ZM132 67H131V68H132ZM136 67H137V66H136ZM136 67H135V68H136ZM149 67H150V65H149ZM149 67H148V68H149ZM168 67H169V66H168ZM171 67H173V66H171ZM171 67H169V69H170ZM186 67H187V66H186ZM186 67H185V70H187ZM192 67H194V66L192 65ZM198 67H200V66H198ZM198 67H196V69H197ZM81 68H82V67H81ZM81 68H80V69H81ZM83 68H82V69H83ZM88 68H91V67L88 66ZM93 68H92V70H93ZM97 68H98V67H97ZM109 68H110V69H113V68H111V67H109ZM116 68H118V67H116ZM119 68H120V66H119ZM125 68H126V66H125ZM144 68H145V67H144ZM146 68H147V67H146ZM154 68H155V67H154ZM159 68H160V67H159ZM166 68H167V67H166ZM178 68H179V67H178ZM183 68H184V66L182 67V69H183ZM200 68H201V67H200ZM204 68H206V66H205ZM209 68H210V67H209ZM222 68H223V67H222ZM78 69H79V68H78ZM95 69H96V68H95ZM102 69H103V68H102ZM127 69H128V68H127ZM133 69H134V68H133ZM136 69H138V68H136ZM142 69H143V68H142ZM152 69H153V68H152ZM157 69H158V68H157ZM175 69H177V68H175ZM179 69H180V68H179ZM193 69H195V68H192V70H193ZM198 69H199V68H198ZM198 69H197V70H198ZM202 69H203V68H202ZM220 69H221V67H220ZM246 69H247V68H246ZM45 70H46V69H45ZM85 70H86V69H85ZM104 70H105V68L103 69V71H104ZM106 70H107V68H106ZM114 70H115V69H114ZM118 70H119V69H118ZM130 70H131V69H130ZM139 70H141V67H140ZM146 70H148V69H146ZM161 70H163V69L160 68V70H158V72H159V71L161 72ZM171 70H172V69H171ZM171 70H170V72H171ZM173 70H174V68H173ZM183 70H184V69H183ZM190 70H191V69H190ZM208 70H209V69H208ZM210 70H212V69L210 68ZM213 70H214V67H213ZM215 70H216V69H215ZM218 70H219V69H218ZM222 70H223V69H222ZM222 70H221V71H222ZM46 71H47V70H46ZM79 71H80V70H79ZM86 71L88 72L89 70H86ZM99 71H100V70H99ZM101 71H102V70H101ZM103 71H102V72H103ZM107 71H108V70H107ZM116 71H117V70H116ZM120 71H121V69H120ZM136 71H138V70H136ZM163 71H164V70H163ZM180 71H181V70H180ZM194 71H195V70H194ZM194 71H192V72H194ZM198 71H199V70H198ZM198 71H196V72H198ZM221 71H220V72H221ZM251 71L254 73L253 70H251ZM75 72H76V71H75ZM87 72H86V73H87ZM108 72H109V71H108ZM108 72H107V74H108ZM117 72H118V71H117ZM123 72H126V71L124 70ZM123 72H122V73H123ZM127 72H128V71H127ZM127 72H126V73H127ZM132 72H133V71H131L130 73H132ZM141 72H142V71H141ZM188 72H190V71L187 70V73H188ZM192 72H191V73H192ZM199 72H201V71H199ZM203 72H205V71L202 70V73H203ZM209 72H210V71H209ZM211 72L213 73V71H211ZM216 72H217V71H216ZM220 72H219V73H220ZM252 72H251V73H252ZM100 73H101V72H100ZM112 73H113V71H112ZM134 73H135V72H134ZM136 73H137V72H136ZM145 73H146V72H145ZM145 73H143V74H145ZM147 73H148V72H147ZM178 73H179V71H178ZM183 73H184V72H183ZM219 73H217V74H219ZM253 73H252V74H253ZM73 74H74V73H73ZM94 74H95V72H94ZM102 74H104V73H102ZM123 74H124V73H123ZM123 74H122V76H123ZM139 74H140V73H139ZM159 74H160V73H159ZM167 74H168V71H167ZM175 74H177V72H175ZM185 74H186V72H185ZM185 74H184V76H185ZM193 74H194V73H193ZM195 74H197V73H195ZM199 74H200V73H199ZM207 74H208V73H207ZM207 74H206V75H207ZM209 74H210V73H209ZM217 74H216V75H217ZM62 75H63V74H62ZM65 75H66V74H65ZM68 75H70V74L68 73ZM75 75H76V74H75ZM75 75H72V76H75ZM95 75H97V73H96ZM95 75H94V76H95ZM125 75H126V74H125ZM127 75H128V74H127ZM147 75H148V74H147ZM152 75H153V74H152ZM165 75H166V74H165V72H164V76H165ZM170 75H172V74H169L168 76L170 77ZM178 75H179V74H178ZM178 75H177V76H178ZM181 75H182V74H181ZM203 75H204V74H203ZM94 76H92V77H94ZM98 76L100 77V75H98ZM98 76H97V77H98ZM104 76H105V75H104ZM104 76H103V77H104ZM107 76H108V75H107ZM109 76H110V75H109ZM114 76H115V75H114ZM130 76H131V75H130ZM136 76H137V75H136ZM150 76H151V75L149 74L148 77H150ZM156 76H157V75H156ZM156 76H155V79H156ZM182 76H183V75H182ZM193 76H194V75H193ZM193 76H192V77H193ZM75 77H76V76H75ZM89 77H90V76H89ZM95 77H96V76H95ZM105 77H106V76H105ZM126 77H127V76H126ZM148 77H147V78H148ZM158 77H159V75H158ZM160 77H161V74H160ZM160 77H159V78H160ZM169 77H168V79H169ZM174 77H175V76H174ZM189 77H190V76H189ZM200 77H201V75H200ZM202 77H204V76H202ZM57 78H58V77H57ZM63 78H64V77H63ZM66 78H68V77H66ZM70 78H71V77H69V79H70ZM72 78H73V77H72ZM109 78H111V77H109ZM116 78H117V77H116ZM140 78H142V75H141ZM140 78H139V79H140ZM153 78H154V77H153ZM175 78H176V77H175ZM182 78H183V77H182ZM182 78H181V79H182ZM198 78H199V77H198ZM198 78H196V79H198ZM29 79H30V77H29V75L26 73V74H24V75L21 77V79H20L19 81L16 82V84L12 85L13 92L16 93V94H18V95L23 96V97H21V98H23V99H26V96H25V95H27V93H28V92H26L28 89H27L26 86H25V82H27ZM64 79H65V78H64ZM64 79H63V80H64ZM76 79H77V78H76ZM76 79H75V80H76ZM84 79H85V78H84ZM93 79H94V78H93ZM97 79H98V78H97ZM97 79H96V80H97ZM112 79L115 80V78H113V75H112ZM112 79H111V80H112ZM118 79H119V78H118ZM121 79H122V78H121ZM121 79H120V80H121ZM132 79H133V78H132ZM157 79H158V78H157ZM164 79H165V78H164ZM173 79H174V78H173ZM178 79H179V77H178ZM181 79H180V80H181ZM185 79H187V77H186ZM190 79H191V78H190ZM192 79H193V78H192ZM206 79H207V78H206ZM261 79H262V78H261ZM53 80H54V79H53ZM75 80H74V81H75ZM116 80H117V79H116ZM120 80H119V81H120ZM123 80H124V79H123ZM123 80H122V81H123ZM126 80H128V79H126ZM129 80H130V79H129ZM136 80H137V79H136ZM136 80H135V81H136ZM176 80H177V79H176ZM182 80H183V79H182ZM198 80H199V79H198ZM204 80H205V78H204ZM67 81H68V80H67ZM67 81H66V82H67ZM69 81L72 82L71 80H69ZM91 81H92V80H91ZM103 81H104V80H103ZM138 81H139V80H138ZM141 81H142V80H141ZM141 81H139V82H141ZM144 81L147 82V80H146L145 78H144ZM151 81H152V80H151ZM151 81H149V82H151ZM169 81H170V80H169ZM189 81H190V80H189ZM201 81H202V80H201ZM86 82H87V81H86ZM94 82H95V81H94ZM97 82H98V81H97ZM97 82H95V84H96ZM100 82H102V81H100ZM111 82H112V81H111ZM111 82H110V83H111ZM115 82H117V81H115ZM115 82H114V83H115ZM120 82H121V81H120ZM127 82H128V81H127ZM136 82H137V81H136ZM167 82H168V81H167ZM173 82H174V81H173ZM179 82H181V81H179ZM182 82H185V81H182ZM196 82H197V81L195 80V83H196ZM263 82H264V79H263ZM52 83H53V82H52ZM82 83H83V82H82ZM92 83H93V82H92ZM118 83H119V82H118ZM133 83H135V82H133ZM143 83H144V82H142V84H143ZM147 83H148V82H147ZM168 83H170V82H168ZM190 83H191V82H190ZM213 83L215 84V82H213ZM216 83H217V82H216ZM63 84H65V85L67 86L68 82H67V84H66L65 82H64ZM80 84H81V83H80ZM85 84H86V83H85ZM87 84H88V83H87ZM93 84H94V83H93ZM103 84H104V83H103ZM108 84H109V82H108ZM137 84H138V86H139V83H137ZM148 84H149V83H148ZM165 84H166V82H165ZM174 84H176V83L174 82ZM178 84H179V83H178ZM184 84H185V83H184ZM188 84H189V83H188ZM192 84H193V83H192ZM221 84H222V82H221ZM223 84H224V83H223ZM52 85H54V84H52ZM69 85H70V83L68 84V86H69ZM71 85H72V84H71ZM71 85H70V86H71ZM105 85H106V84H105ZM105 85H104V86H105ZM124 85H125V84L123 83V86H124ZM128 85H129V84H126V86H128ZM140 85H141V83H140ZM146 85H147V84H146ZM166 85H167V84H166ZM169 85H170V84H169ZM189 85H191V84H189ZM189 85H188V86H189ZM215 85H216V84H215ZM217 85H220V84H217ZM68 86H67V88H68ZM88 86H89V85H88ZM93 86H94V85H92V87H93ZM98 86H99V85H98ZM102 86H103V85H102ZM102 86H101V87H102ZM106 86L108 87V85H106ZM113 86H114V85H112V87H113ZM117 86H118V84H117ZM123 86H122V87H123ZM131 86H132V84H131ZM144 86H145V85H144ZM174 86H175V85H174ZM179 86H180V85H179ZM179 86H178V87H179ZM181 86H182V85H181ZM222 86H223V85H222ZM225 86H226V85H225ZM230 86H232V85H230ZM230 86H229V87H230ZM262 86H263V85H262ZM51 87H52V86H50L49 88H51ZM54 87H55V86H54ZM59 87H61V86H59ZM74 87H75V86H74ZM80 87H81V86H80ZM86 87H87V86H86ZM107 87H106V88H107ZM109 87H110V86H109ZM120 87H121V85H120ZM129 87H130V86H129ZM141 87H142V89H143V88L145 89V87H143V86H141ZM146 87H147V86H146ZM164 87H165V86H164ZM168 87H170V86H168ZM185 87H186V86H185ZM213 87H215V86L213 85ZM227 87H228V86H227ZM65 88H66V87H65ZM84 88H85V86L83 87V90H81V91H84ZM89 88H90V87H89ZM89 88H87V89H89ZM114 88H115V87H114ZM126 88H127V87H126ZM131 88H132V87H131ZM134 88H135V87H134ZM165 88H166V87H165ZM176 88H177V87H176ZM188 88H189V87H188ZM215 88H216V87H215ZM217 88H219V89H223V88H221L220 86H219V87L217 86ZM44 89H45V88H44ZM47 89H48V88H47ZM51 89H55V88H51ZM68 89H69V88H68ZM72 89L74 90L75 88L72 87ZM81 89H82V87H81ZM91 89H92V88H91ZM99 89H100V88H99ZM115 89H116V88H115ZM118 89H119V87H118ZM123 89H124V87H123ZM136 89H137V88H136ZM139 89H140V88H139ZM163 89H164V88H163ZM171 89H172V87H171ZM174 89H175V87H174ZM180 89H181V87H180ZM182 89H184V88H182ZM219 89H218V90H219ZM226 89H228V88H225V90H226ZM235 89H236V87H235ZM259 89H260V88H259ZM259 89H258V90H259ZM263 89H264V87H263ZM93 90H94V88H93ZM101 90H105V88H104V89H101ZM101 90H100V91H101ZM106 90H107V89H106ZM110 90H111V89H110ZM121 90H122V89H121ZM125 90H126V89H125ZM125 90H124V91H125ZM130 90H131V89H130ZM137 90H138V89H137ZM146 90L148 91V89H146ZM172 90H173V89H172ZM187 90H188V89H187ZM208 90H209V89H208ZM216 90H217V89H216ZM218 90H217V91H218ZM231 90H232V88H231ZM45 91H46V90H45ZM88 91H89V90H88ZM88 91H85L86 93H85V92H84V93L87 94ZM90 91H91V90H90ZM108 91H109V90H108ZM108 91H107V92H108ZM112 91H114V90H112ZM112 91H111V92H112ZM116 91H117V90H116ZM116 91H115V94H116ZM122 91H123V90H122ZM133 91H134V90H133ZM144 91H145V90H144ZM149 91H150V90H149ZM149 91H148V92H149ZM163 91H164V90H163ZM168 91H169V90H168ZM177 91H178V90H177ZM211 91L214 92V89H211ZM219 91H220V90H219ZM223 91H224V90H223ZM228 91H230V90L228 89ZM232 91H233V90H232ZM234 91H235V90H234ZM259 91L261 92V90H259ZM259 91H258V92H259ZM29 92H30V91H29ZM48 92H49V91H48ZM69 92H70V90H69ZM73 92H74V91H72V93H73ZM91 92H92V91H91ZM101 92H102V91H101ZM101 92H99V93H101ZM104 92H105V91H104ZM125 92H126V91H125ZM127 92H128V91H127ZM127 92H126V93H127ZM129 92H130V91H129ZM140 92H141V91H140ZM145 92H146V91H145ZM151 92H152V91H151ZM164 92H165V91H164ZM169 92H170V91H169ZM171 92H172V93H175V92H173V91H171ZM171 92H170V93H171ZM181 92H182V91H181ZM220 92H221V91H220ZM236 92H237V91H236ZM258 92H257V93H258ZM31 93H32V92H31ZM53 93H54V92H53ZM55 93H56V92H55ZM62 93H63V92H62ZM72 93H71V94H72ZM88 93H89V92H88ZM102 93H103V92H102ZM109 93H110V92H109ZM109 93H108V94H109ZM119 93H120V92H119ZM130 93H131V92H130ZM130 93H129V94H130ZM161 93H163V92H161ZM167 93H168V92H167ZM167 93H166V94H167ZM170 93H169V94H170ZM176 93H177V92H176ZM176 93H175V94H176ZM206 93H207V92H206ZM209 93H210V92H208V94H209ZM211 93H212V92H211ZM215 93H216V92H214V94H215ZM222 93H223V92H222ZM225 93H226V92H225ZM227 93H228V92H227ZM229 93H230V92H229ZM263 93H264V92H263ZM12 94H13V93H12ZM24 94H25V95H24ZM38 94H40V92H39ZM38 94H37V95H38ZM50 94H51V93H50ZM79 94H80V93H79ZM133 94L135 95L136 92L133 93ZM138 94H139V93H137V95H138ZM149 94H150V93H149ZM152 94H153V93H152ZM155 94H156V93H155ZM175 94H171V96H172V95L176 96L178 93H177L176 95H175ZM179 94H180V93H179ZM231 94H232V93H231ZM231 94H230V95H231ZM233 94H234V93H233ZM31 95H33V93H32ZM35 95H36V93H35ZM37 95H36V98H37ZM42 95H43V93H42ZM47 95H48V94H47ZM51 95H52V94H51ZM65 95H66V94H65ZM81 95H82V93H81ZM89 95H90V94H89ZM94 95H95V93H94ZM100 95H101V94H100ZM105 95H106V94H105ZM113 95H114V94H113ZM122 95H123V93H122ZM130 95H131V94H130ZM130 95H129V96H130ZM134 95H133V96H134ZM141 95H142V94H141ZM145 95H146V93H145ZM147 95H148V93H147ZM156 95H157V94H156ZM160 95L162 96V94H160ZM164 95H165V94H164ZM180 95H181V94H180ZM183 95H184V93H183ZM185 95H186V94H185ZM209 95H212V94H209ZM219 95H220V94H219ZM223 95H224V94H223ZM254 95H255V93H254ZM262 95H263V94H262ZM27 96H28V95H27ZM68 96H69V95H68ZM68 96H67V97H68ZM70 96H71V95H70ZM78 96H79V95H78ZM83 96H84V95H83ZM91 96H92V94H91ZM98 96H99V94H98ZM101 96H104V95L102 94ZM111 96H112V95H111ZM125 96H126V95H125ZM133 96L131 95V99L133 98ZM149 96H150V95H149ZM151 96H152V95H151ZM157 96H158V95H157ZM166 96H168V95H166ZM166 96H165V97H166ZM169 96H170V95H169ZM169 96H168V97H169ZM177 96H178V95H177ZM203 96H204V95H203ZM214 96H215V95H214ZM224 96H225V95H224ZM227 96H228V95H226V97H227ZM232 96H233V95H232ZM234 96H235V95H234ZM237 96H238V95H237ZM260 96H261V94H260ZM30 97H31V96H30ZM32 97H33V96H32ZM32 97H31V98H32ZM42 97H43V96H42ZM45 97H46V96H45ZM48 97H50V95H49ZM61 97H62V95H61ZM65 97H66V96H65ZM73 97H74V96H73ZM75 97H76V96H75ZM106 97H107V96H106ZM108 97H109V96H108ZM114 97H116V96H113V98H114ZM127 97H128V95H127ZM142 97H143V96H142ZM144 97H145V96H144ZM147 97H148V96H147ZM158 97H159V96H158ZM165 97H164V98H165ZM168 97H167V98H168ZM205 97H208V96H205ZM210 97H211V96H210ZM212 97H213V95H212ZM217 97L220 98L218 95H217ZM256 97H258V96H256ZM262 97H263V96H262ZM70 98H71V97H70ZM79 98H80V97H79ZM82 98H84V97H82ZM82 98H80V99H82ZM93 98H95V96H93ZM96 98H97V96H96ZM96 98H95V99H96ZM111 98H112V97H110V101L113 99V98H112V99H111ZM119 98H120V97H119ZM119 98H118V99H119ZM121 98H122V96H121ZM135 98H136V96H135ZM135 98H134V102H135ZM151 98H152V97H151ZM154 98H155V97H154ZM154 98H152V99H154ZM161 98H162V97H161ZM167 98H166V99H167ZM174 98H175V97H174ZM222 98H223V97H222ZM224 98H225V97H224ZM227 98H228V97H227ZM238 98H239V97H237V99H238ZM252 98H253V97H252ZM260 98H261V97H260ZM260 98H259L258 100H260ZM28 99H29V98H28ZM40 99H41V98H40ZM47 99H48V98H47ZM52 99H53V98H52ZM65 99H66V98H65ZM80 99H79L78 101H80ZM91 99H92V98H91ZM95 99H94V100H95ZM100 99H101V97H100ZM100 99H99V100H100ZM102 99H104V98H102ZM116 99H117V98H116ZM129 99H130V98H129ZM136 99H137V98H136ZM146 99H147V98H146ZM155 99H156V98H155ZM157 99H158V98H157ZM159 99H160V98H159ZM202 99H203V98H202ZM204 99H205V98H204ZM204 99H203V100H204ZM206 99H208V98H206ZM210 99H211V101H212V98H210ZM237 99H235V100H237ZM253 99L255 100V98H253ZM256 99H257V98H256ZM261 99H262V98H261ZM32 100H33V99H32ZM32 100H31V101H32ZM54 100H56V99L54 98ZM57 100H58V99H57ZM60 100H63V99L60 98ZM67 100H68V99H67ZM72 100H73V99H72ZM86 100H87V99H86ZM96 100H97V99H96ZM96 100H95V101H96ZM99 100H98V102H99ZM106 100H107V99H106ZM114 100H115V99H114ZM123 100H125V99H123ZM138 100H139V98H138ZM150 100H151V99H149L148 101H150ZM163 100H164V99H163ZM168 100H169V99H168ZM171 100H173V99H171ZM180 100H181V99H180ZM213 100H214V99H213ZM215 100H216V99H215ZM218 100H219V99H218ZM222 100H223V99H222ZM225 100H226V99H225ZM238 100H239V99H238ZM238 100H237V104L240 103V102L238 103ZM254 100H253V101H254ZM262 100H264V99H262ZM262 100H261V104L263 105ZM27 101H28V100H27ZM35 101H36V99H35ZM37 101H38V100H37ZM39 101H40V100H39ZM45 101H46V99H45ZM48 101H49V100H48ZM64 101H65V100H64ZM69 101H70V100H69ZM84 101H85V100H84ZM102 101H103V100H102ZM104 101H105V100H104ZM110 101H109V102H110ZM112 101H113V100H112ZM116 101H117V100H116ZM119 101H120V99H119ZM127 101H128V100H127ZM129 101H130V100H129ZM140 101H141V100H140ZM153 101H154V100H153ZM156 101H158V100H156ZM160 101H161V99H160ZM160 101H159V102H160ZM205 101H206V100H205ZM219 101H220V100H219ZM219 101H216V104H217V102H219ZM239 101H240V100H239ZM247 101H248V100H247ZM33 102H34V101H33ZM33 102H31V103H33ZM43 102H44V101H43ZM52 102H53V101H52ZM62 102H63V101H62ZM73 102H74V101H73ZM87 102H90L89 104L87 103V104H88V107L90 108V106L93 105V104H92V103H93V100H89V101L87 100ZM109 102H108V104H109L110 106H112ZM113 102H114V101H113ZM121 102H122V101H121ZM130 102H131V101H130ZM132 102H133V101H132ZM132 102H131V103H132ZM150 102H151V101H150ZM168 102H169V101H168ZM172 102H173V101H172ZM203 102H204V101H203ZM208 102H209V100H208ZM31 103H30V104H31ZM57 103H59V102L57 101ZM64 103H65V102H64ZM66 103H67V102H66ZM76 103H77V102H76ZM79 103H80V102H79ZM81 103H82V102H81ZM100 103H101V101H100ZM102 103H103V102H102ZM105 103H107V102H105ZM118 103H119V102H118ZM131 103H130V106H132ZM138 103L140 104V102H138ZM160 103H162V102H160ZM164 103H165V101H164ZM174 103H175V101H174ZM204 103H205V102H204ZM210 103H211V102H210ZM220 103H221V102H220ZM250 103H251V101H250ZM250 103H249V104H250ZM25 104H26V103H25ZM36 104H37V103H36ZM43 104H44V103H43ZM53 104H54V103H53ZM59 104H61V103H59ZM83 104H84V103H83ZM87 104H86V105H87ZM113 104H114V103H113ZM115 104H117V103H115ZM115 104H114V106H115ZM119 104H120V103H119ZM119 104H118V105H119ZM136 104H137V102H136ZM145 104H146V103H145ZM148 104H149V103H148ZM172 104H173V103H172ZM205 104H207V103H205ZM222 104H223V102H222ZM246 104H247V103H246ZM27 105H28V104H27ZM27 105H25V106H27ZM46 105H47V104H46ZM49 105H51V104H49ZM71 105H72V104H71ZM79 105H80V104H79ZM98 105H99V104H98ZM123 105H124V104H123ZM127 105H129L128 102H127ZM134 105H135V104H134ZM160 105H161V104H160ZM168 105H169V103H168ZM168 105H167V106H168ZM203 105H204V104H203ZM207 105H208V104H207ZM207 105H206V106H207ZM239 105H240V104H239ZM254 105H256V104H253V106H254ZM28 106H29V105H28ZM35 106H36V105H35ZM47 106H48V105H47ZM47 106H46V107H47ZM61 106H62V105H61ZM63 106H64V105H63ZM77 106H78V105H77ZM93 106H95V105H93ZM107 106H108V105H107ZM163 106H165V104H163ZM210 106H211V104H210ZM210 106H208V107H210ZM214 106H215V105H214ZM23 107H24V106H23ZM31 107H32V105H31ZM33 107H34V106H33ZM33 107H32V108H33ZM39 107H40V106H39ZM39 107H38V108H39ZM56 107H57V106H56ZM65 107H66V106H65ZM69 107H70V104H69ZM73 107H74V105H73ZM84 107H85V106H84ZM98 107H99V106H98ZM120 107H121V105H120ZM126 107H127V106H125V108H126ZM133 107H134V106H133ZM133 107H131V108H133ZM140 107H141V106H140ZM146 107H147V106H146ZM217 107H219V105H218ZM238 107H239V106H238ZM241 107H242V105H241ZM248 107H249V106H248ZM257 107H259V106L257 105L256 108H257ZM29 108H30V107H29ZM41 108H42V107H41ZM48 108H50V107L48 106ZM53 108H54V107H53ZM59 108H60V106H59ZM59 108H58V109H59ZM79 108H80V107H79ZM89 108H88V109H89ZM116 108H118V107H116ZM128 108H129V107H128ZM135 108H137V106H136ZM143 108H144V105H143ZM166 108H167V107H166ZM200 108H201V107H200ZM211 108H212V106H211ZM211 108H210V109H211ZM219 108H220V107H219ZM242 108H243V107H242ZM242 108H241V109H242ZM244 108H245V107H244ZM21 109H22V108H21ZM34 109H35V107H34ZM45 109H46V108H45ZM58 109H57V110H58ZM60 109H62V108H60ZM65 109H66V108H65ZM69 109H70V108H68V110H69ZM71 109H72V106H71ZM71 109H70V110H71ZM80 109H81V108H80ZM85 109H86V108H85ZM91 109H92V108H91ZM94 109H95V108H94ZM101 109H103V108H101ZM104 109H105V108H104ZM106 109H107V108H106ZM111 109H113V107H111ZM118 109H120V108H118ZM140 109H142V108H140ZM145 109H146V108H145ZM204 109H205V108H204ZM204 109H203V110H204ZM213 109H214V108H213ZM245 109H247V110H246L243 114H242V112H241L242 117L239 115V116H240V119L238 118V121L236 120L237 122H236V124H234V125H235V132H236L238 129H239V130H240V129H243V128H240V127H242V125H245L244 122H245L246 120H248L249 114H251L252 106H251L249 109H248V108H245ZM260 109H261V108H260ZM262 109H263V108H262ZM26 110L29 111L28 108H27ZM30 110H31V109H30ZM38 110H39V109H38ZM62 110H63V109H62ZM68 110H66L65 112L67 113ZM83 110H84V109H83ZM89 110H90V109H89ZM95 110H96V109H95ZM127 110H128V109H127ZM131 110H132V109H131ZM133 110H134V109H133ZM137 110H138V109H137ZM142 110H143V109H142ZM163 110H164V107H163ZM198 110H199V109H198ZM205 110H206V109H205ZM211 110H212V109H211ZM217 110H218V109H217ZM256 110H257V109H256ZM22 111H23V110H22ZM44 111H45V110H44ZM60 111H61V110H60ZM72 111H73V110H72ZM74 111H75V110H74ZM87 111H88V110H87ZM91 111H92V110H91ZM97 111H98V109H97ZM99 111H100V110H99ZM103 111H104V110H103ZM121 111H122V109H121ZM123 111H124V110H123ZM123 111H122V112H123ZM125 111H126V110H125ZM199 111H200V110H199ZM199 111H198V112H199ZM201 111H202V109H201ZM201 111H200V112H201ZM207 111H210V110H207ZM253 111H254V110H253ZM258 111H259V110H258ZM260 111H261V110H260ZM24 112H25V111H24ZM40 112H41V111H40ZM53 112H54V111H53ZM57 112L59 113V111H57ZM65 112H63V113H65ZM76 112H78V111H76ZM80 112H82V111H80ZM93 112H94V111H92V112H88V113H89V114H88L89 116H88V118H86V120H82V118H80V117H82V116H80L79 118H78V117H77V118H74L73 115L70 114V113H71V112H70V113H69V114H70L69 116H72L73 118H69V119H68V116H67L68 114L65 115V116L63 117L62 121L60 120V121H61V122H60V127H61L60 129H62L63 131H65V134H67V135H68V134L70 135V133L72 134V132H73V133H76V135H77V132H78L79 130H81L83 127H85V129H86V127H94L93 130L91 131V133H92L91 135H94V136H95V135H98V134L100 135L101 132H100V131H97V130H98V127H99V126L101 127V123L103 122L104 117L101 118V115H102V114L100 115V112H99V113H97V114H98V115H97L98 117H97V118H94V117H92V115H91ZM108 112H109V111H108ZM108 112H107L106 114H108ZM118 112H119V111H118ZM128 112H130V111L128 110ZM134 112H135V110H134ZM137 112H138V111H137ZM141 112H142V111H141ZM198 112H197V113H198ZM200 112H199V113H200ZM204 112H205V111H204ZM215 112H216V111H215ZM215 112H212V117H214L213 113H215ZM262 112L264 113V111H262ZM28 113H29V112H28ZM33 113H35V112H33ZM41 113H42V112H41ZM55 113H56V112H55ZM63 113H62V114H63ZM111 113H112V112H111ZM123 113H124V112H123ZM131 113H132V112H131ZM131 113H130V114H131ZM139 113H140V112H139ZM14 114H15V113H14ZM14 114H12V115H14ZM21 114H22V113H21ZM25 114H26V113H25ZM25 114H24V115H25ZM37 114L40 115V113H37ZM42 114H43V113H42ZM93 114H94V113H93ZM115 114H117V112H116ZM121 114H122V113H120V115H121ZM132 114H134V113H132ZM135 114H136V113H135ZM141 114H142V113H141ZM141 114H140V115H141ZM202 114H203V111H202ZM206 114H207V113H206ZM208 114H211V113H208ZM252 114H253V113H252ZM256 114H258V113L256 112ZM256 114H254V115H256ZM49 115H50V114H49ZM54 115H55V114H54ZM82 115H83V114H82ZM86 115H87V114H86ZM94 115H95V114H94ZM99 115H100V116H99ZM136 115H137V114H136ZM138 115H139V114H138ZM138 115H137V116H138ZM140 115H139V116H140ZM200 115H201V114H200ZM260 115H261V114H260ZM17 116H21V115H16L15 117L18 118ZM22 116H23V115H22ZM26 116H27V115H26ZM59 116H60V113H59ZM59 116H58V117H59ZM61 116H62V115H61ZM84 116H85V115H84ZM102 116H103V115H102ZM104 116H105V115H104ZM106 116H107V115H106ZM117 116H118V115H117ZM126 116H127V115H125L124 119L126 118ZM128 116H129V113H128ZM131 116H132V115H131ZM195 116H196V114H195ZM256 116H257V115H256ZM256 116H255V118H257ZM31 117L33 118V115H32ZM31 117H29V118H31ZM35 117H36V116H35ZM43 117L45 118V116H43ZM90 117H92V118H90ZM121 117H122V116H121ZM190 117H192V116H190ZM210 117H211V116H210ZM237 117H238V116H237ZM258 117H259V116H258ZM261 117H262V115H261ZM21 118H22V117H21ZM44 118H43V119H44ZM55 118H56V116H55ZM59 118H60V117H59ZM59 118H58V119H59ZM61 118H62V117H61ZM65 118L67 119L66 121H65ZM84 118H85V117H84ZM109 118H110V116H109ZM115 118H116V117H115ZM118 118H119V117H118ZM202 118H203V115H202ZM253 118H254V117H253ZM255 118H254V119H255ZM5 119H6V118H5ZM12 119H13V118H12ZM18 119H19V118H18ZM25 119H26V118H25ZM33 119H34V118H33ZM47 119H48V117H47ZM51 119H52V118H51ZM78 119H79V122H78V121L76 122L75 120H78ZM111 119H112V117H111ZM121 119H122V118H121ZM138 119H140V118L138 117ZM138 119H137V120H138ZM141 119H142V118H141ZM190 119H191V118H190ZM193 119H194V118H193ZM195 119H196V118H195ZM200 119H201V118H200ZM231 119H232V118H231ZM254 119H253V120H254ZM259 119H260V118H259ZM22 120H23V118H22ZM28 120H29V119H28ZM55 120H57V119H55ZM106 120H109V119H106ZM117 120H118V119H117ZM117 120H116V122H118ZM125 120H126V119H125ZM131 120H132V119H131ZM135 120H136V118L134 119V121H135ZM196 120H197V119H196ZM201 120H202V119H201ZM205 120L207 121V120H208V117H207V119H205ZM205 120H204V121H205ZM256 120H257V119H256ZM263 120H264V119H263ZM263 120L257 121L256 124L253 123V125H252L253 127H252V128L250 127L251 129L249 128L250 130L248 131L247 136H246L243 140H239V139H238L237 141L233 140V143L235 142V143H234L235 145H234L233 147H231V148L234 149V148L238 147L242 142L247 141V138H249L250 136H253V137H254V136H255V133H257V132H256V128H257V127H259V128L262 127V125H263V123H264ZM5 121H6V120H5ZM10 121H11V120H10ZM12 121H13V120H12ZM14 121H15V120H14ZM26 121H27V120H26ZM37 121H38V120H37ZM52 121H53V120H52ZM111 121H112V120H111ZM114 121H115V120H114ZM122 121H123V119H122ZM158 121H159V120H158ZM160 121H161V119H160ZM204 121H203V122H204ZM206 121H205V122H206ZM209 121H210V120H209ZM231 121H232V120H231ZM231 121H230V122H231ZM233 121H234V120H233ZM251 121H252V119H251ZM7 122H8V121H7ZM39 122H40V120H39ZM49 122H50V121H49ZM104 122H106V121L104 120ZM112 122H113V121H112ZM139 122H140V121H139ZM151 122H152V121H151ZM153 122H154V121H153ZM185 122H186V121H185ZM187 122H189V120H188ZM230 122H229V123H230ZM255 122H256V121H255ZM1 123H2V122H1ZM8 123H9V122H8ZM17 123H18V121H17ZM25 123H26V122H25ZM29 123H30V122H29ZM45 123H46V122H45ZM50 123H51V122H50ZM58 123H59V121H58ZM62 123H63V124H62ZM124 123H125V121H124ZM135 123H136V121H135ZM137 123H138V122H137ZM143 123H144V122H143ZM156 123H157V122H156ZM156 123H155V124H156ZM159 123L163 124L162 121L159 122ZM190 123H191V121H190ZM229 123H228V124H229ZM231 123H232V122H231ZM247 123H248V121H247ZM11 124H12V126H13L14 123L11 122ZM22 124H23V123H22ZM34 124H35V122H34ZM36 124H37V123H36ZM43 124H44V123H43ZM55 124H56V123H55ZM66 124H67L68 126H67ZM106 124H108V123H106ZM106 124H104V125H106ZM114 124H115V122H114ZM118 124H119V123H118ZM126 124H127V123H126ZM128 124H131V123L128 122ZM133 124H134V123H133ZM141 124H142V122H141ZM149 124H150V123H149ZM153 124H154V123H153ZM232 124H233V123H232ZM232 124L230 125V127L232 126ZM250 124H252V122H251ZM250 124H249V125H250ZM7 125H9V124H7ZM14 125H16V124H14ZM23 125H24V124H23ZM53 125H54V124H53ZM108 125H109V124H108ZM139 125H140V123H139ZM139 125H137V126H139ZM144 125H145V124H144ZM144 125H143V126H144ZM189 125H190V124H189ZM225 125L227 126V124H225ZM246 125H248V124H246ZM16 126H17V125H16ZM45 126H46V125H45ZM47 126H48V125H47ZM50 126H51V124H50ZM106 126H107V125H106ZM113 126H114V125H113ZM116 126L118 127V125H116ZM119 126H120V125H119ZM121 126H122V125H121ZM127 126H128V125H127ZM137 126H136V128H137ZM141 126H142V125H141ZM145 126H146V125H145ZM149 126H150V125H149ZM158 126H159V124H158ZM186 126H187V125H186ZM186 126H185V127H186ZM191 126H192V125H191ZM228 126H229V125H228ZM254 126H255V127H254ZM2 127H3V126H2ZM6 127H7V126H6ZM10 127H11V125H10ZM14 127H15V126H14ZM21 127H22V126H21ZM24 127H25V126H24ZM34 127H36V125H35ZM48 127H49V126H48ZM56 127H57V126H56ZM104 127H105V126H104ZM111 127H112V125H111ZM123 127L125 128V125H124ZM131 127H133V125H131ZM134 127H135V126H134ZM146 127H147V126H146ZM146 127H144V128H146ZM159 127H160V126H159ZM159 127H158V128H159ZM162 127H163V125H162ZM219 127H220V126H219ZM243 127H244V126H243ZM245 127L248 128L249 126H245ZM263 127H264V126H263ZM31 128H33V127H31ZM39 128H40V127H39ZM51 128H54V127L52 126ZM108 128H110V127H108ZM112 128H113V127H112ZM112 128H111V129H112ZM114 128H115V126H114ZM128 128H129V127H128ZM128 128H127V129H128ZM139 128H141V127L139 126ZM142 128H143V127H142ZM144 128H143V129H144ZM148 128H149V127H148ZM154 128H155V129H154ZM160 128H161V127H160ZM163 128L165 129V126H164ZM186 128H187V127H186ZM188 128H189V126H188ZM191 128H192V127H191ZM191 128H190V129H191ZM213 128H214V130H215V127H213ZM227 128H228V127H227ZM1 129H2V128H1ZM1 129H0V130H1ZM6 129H7V128H6ZM9 129H10V128H9ZM16 129H17V128H16ZM20 129H21V128H20ZM35 129H36V128H35ZM85 129H84V131H85ZM102 129H103V128H102ZM104 129H106V128H104ZM116 129H117V128H116ZM132 129H133V128H132ZM137 129H138V128H137ZM169 129H170V127H169L168 129H166V130L169 131ZM218 129H219V128H218ZM230 129H231V128H229V130H230ZM4 130H5V129H4ZM4 130H2V131H4ZM12 130H13V129H12ZM26 130H27V129H26ZM46 130H48V129H46ZM90 130H91V129H90ZM95 130H96L97 132H95ZM109 130H110V129H109ZM120 130H122V129L120 128ZM124 130H125V129H124ZM124 130H123V131H124ZM152 130H153V131L156 130V132H154V133H158V132H157L158 129H157L156 127L153 126V129H152ZM170 130H171V129H170ZM186 130H187V129H186ZM186 130H185V132H186ZM206 130H207V129H206ZM214 130H213V131H214ZM233 130H234V129H233ZM233 130H232V132H234ZM30 131H31V130H30ZM30 131H28V132H30ZM52 131H53V130H52ZM87 131H88V130H87ZM101 131H102V130H101ZM112 131H113V130H112ZM134 131H136V129H135ZM137 131H138V130H137ZM141 131H142V130H141ZM141 131H140V132H141ZM149 131H150V130H149ZM160 131H161V130H160ZM202 131H203V130H202ZM209 131H211V130H209ZM245 131H246V130H245ZM4 132H5V131H4ZM9 132H10V131H9ZM9 132H8V133H9ZM32 132H33V131H32ZM57 132H59V131H57ZM57 132H56V133H57ZM82 132H83V131H82ZM82 132H81V134H82ZM107 132H108V131H107ZM114 132H115V131H114ZM129 132H130V131H129ZM138 132H139V131H138ZM150 132H151V131H150ZM165 132H166V131H165ZM165 132H164V133H165ZM190 132H191V131H190ZM200 132H201V131H200ZM207 132H208V130H207ZM214 132H217V131H214ZM232 132H230V134H231ZM0 133H1V132H0ZM30 133H31V132H30ZM38 133H39V132H38ZM45 133H46V132H45ZM86 133H87V132H86ZM103 133H104V132H103ZM112 133H113V132H112ZM126 133H127V134H126ZM130 133H131V132H130ZM141 133H142V132H141ZM143 133H144V131H143ZM148 133H149V132H148ZM160 133H161V132H160ZM205 133H206V132H205ZM219 133H220V131H219ZM246 133H247V131L245 132V134H246ZM6 134H7V133H6ZM10 134H11V133H10ZM46 134H47V133H46ZM50 134H51V133H50ZM81 134H80V135H81ZM107 134H108V133H107ZM113 134H114V133H113ZM116 134H117V131L115 132V135H116ZM133 134H134V133H133ZM139 134H140V133H139ZM169 134H171V132H170ZM190 134H192V133H190ZM222 134H223V133H222ZM222 134H221V135H222ZM230 134H229V136H230ZM236 134H237V133H236ZM236 134H235V136H236ZM0 135H1V134H0ZM7 135H8V134H7ZM48 135H49V132H48ZM57 135H59V134H57ZM61 135H62V134H61ZM80 135H79V136H80ZM88 135H89V134H88ZM99 135H98V136H99ZM111 135H112V134H111ZM111 135H110V136H111ZM120 135H121V134H120ZM136 135H137V133H136ZM145 135H146V134L144 133V136H145ZM152 135H153V134H152ZM156 135L158 136V134H156ZM163 135H164V134H163ZM200 135H201V133H200ZM209 135H210V134H209ZM213 135H214V134H213ZM216 135H217V134H216ZM216 135H214V136L216 137ZM221 135H220V136H221ZM237 135H238V134H237ZM14 136H17V135H14ZM45 136H46V135H45ZM53 136H54V135H53ZM79 136H78V137H79ZM83 136H84V133H83ZM98 136H96V137H98ZM105 136H106V134H102L100 137H101V138L103 137V139H105V138H106ZM108 136H109V135H108ZM110 136H109L108 139H107L108 142H109V140L111 139ZM118 136H119V135H118ZM127 136H129V133L126 131V132L123 134V136H122L121 139H124V141H126L125 139H127V138H124V137H127ZM150 136H151V134H150ZM169 136H170V135H169ZM201 136H202V135H201ZM223 136H225V135H223ZM223 136H221V137L224 138ZM2 137H3V135H2ZM20 137H21V136H20ZM26 137H28V136H26ZM38 137H39V136H38ZM41 137H42V136H41ZM56 137H57V136H55V138H54V139H55L54 142L56 141V143L52 142V143H54V144H53L54 146H57V140H58V139L56 140ZM62 137H64V136L62 135ZM70 137H71V136H70ZM75 137H76V136H75ZM78 137H77V140H78ZM96 137H95V138H96ZM104 137H105V138H104ZM115 137H116V136H115ZM130 137H131V136H130ZM133 137H134V136H133ZM148 137H149V136H148ZM209 137H210V136H209ZM209 137H208V135H207V138H209ZM227 137H228V135H227ZM232 137H233V136H232ZM236 137H237V136H236ZM238 137H239V136H238ZM6 138H7V136H6ZM9 138L11 139V137H9ZM12 138H13V137H12ZM22 138H23V137H22ZM28 138H29V137H28ZM35 138H36V137H35ZM39 138H40V137H39ZM57 138H60V136H58ZM66 138H67V137H66ZM81 138H82V137H81ZM86 138H87V134H86ZM119 138H120V137H119ZM144 138H145V137H144ZM146 138H147V137H146ZM149 138H151V137H149ZM157 138H158V137H157ZM188 138H189V137H188ZM193 138H194V136H193ZM211 138H212V137H211ZM213 138H214V137H213ZM219 138H220V137H218V139H219ZM233 138H234V137H233ZM233 138H232V139H233ZM240 138H243V137H240ZM3 139H4V138H3ZM24 139H25V138H24ZM30 139H31V137H30ZM37 139H38V138H37ZM41 139H42V138H41ZM45 139H46V137H45ZM50 139H51V137H50ZM52 139H53V138H52ZM61 139H62V138H61ZM63 139H64V138H63ZM79 139H80V138H79ZM83 139L85 140V138H83ZM87 139H89V138H87ZM87 139H86V140H87ZM96 139H97V138H96ZM96 139H95V140H96ZM103 139H102V140H103ZM129 139H130V138H129ZM136 139H137V138H136ZM214 139H215V138H214ZM225 139H226V138H225ZM227 139L230 140V138H227ZM5 140H6V139H5ZM7 140H8V139H7ZM32 140H34V139H32ZM35 140H36V139H35ZM67 140H68V139H67ZM67 140H66V141H67ZM71 140H72V139H71ZM75 140H76V139H75ZM86 140H85V142H87ZM95 140H94V141H95ZM114 140H115V139H114ZM114 140H111V141H114ZM137 140H138V139H137ZM139 140H140V139H139ZM203 140H204V139H203ZM207 140H208V139H207ZM210 140H211V139H210ZM210 140H209V141H210ZM212 140H213V139H212ZM219 140L221 141V139H219ZM222 140H223V139H222ZM9 141H10V140H9ZM52 141H53V140H52ZM60 141H61V140H60ZM63 141H64V140H62V142H63ZM90 141H92V140H90ZM99 141H100V139H98L97 142H95L93 145H90V146H91V148H93V150L95 151V150H97V149L99 150V148H100L101 145H104V146L101 148V151H100V152H102V153H101V156H102V154L104 153L105 155H107V156L110 157V156H113L115 153H117L116 150H115L116 147H117V145H116L115 143H114L115 146H116L115 149H114V148L109 149V148H107V146H108V145H107V141H106L105 143L102 142L101 144H99ZM104 141H105V140H104ZM121 141H122V140H121ZM128 141H129V140H128ZM145 141H146V139H145ZM145 141H144V142H145ZM149 141H150V139H149ZM153 141H154V139H153ZM153 141H151V142L153 143ZM172 141H173V140H172ZM191 141H192V140H190V142H191ZM213 141H214V140H213ZM21 142H22V141H21ZM23 142L25 143L26 141H23ZM28 142H29V139H28ZM43 142H44V141H43ZM76 142H77V141H76ZM88 142H89V141H88ZM100 142H101V141H100ZM119 142H120V141H119ZM140 142H141V141H140ZM156 142H158V141H156ZM156 142H155V143H156ZM173 142H174V141H173ZM202 142H203V141H202ZM216 142H218V141H216ZM231 142H232V141H230V143H231ZM3 143H4V142H3ZM3 143H2V144H3ZM9 143H11V142H9ZM12 143H13V142H12ZM26 143H27V142H26ZM79 143H82V140H81ZM90 143H91V142H90ZM92 143H93V141H92ZM116 143H117V142H116ZM121 143H123V142H121ZM126 143H127V142H126ZM134 143H135V142H134ZM152 143H151V144H152ZM155 143H154V144H155ZM160 143H162V142H160ZM160 143H159V144H160ZM170 143H171V142H170ZM220 143H221V142H220ZM220 143H219V144H220ZM225 143H226V142H225ZM14 144H15V143H14ZM22 144H23V143H22ZM48 144H49V141H48ZM61 144H62V143H61ZM68 144H69V143H68ZM74 144H76V143H74ZM88 144H89V143H88ZM98 144H99V145H98ZM118 144H119V143H118ZM123 144H125V143H123ZM146 144H147V143H146ZM171 144H172V143H171ZM174 144H175L174 146H177V145H178V143L176 144L175 142H174ZM201 144H202V143H201ZM201 144H200V145H201ZM214 144H217V143H214ZM5 145H6V144H5ZM7 145H9V144H7ZM28 145H31V144H28ZM28 145H27V146H28ZM40 145H41V144H40ZM44 145H45V144H44ZM51 145H52V144H51ZM78 145H79V144H78ZM125 145H127V144H125ZM133 145H134V144H133ZM161 145H162V144H161ZM166 145H168V144H166ZM172 145H173V144H172ZM209 145H210V144H209ZM209 145H207V146H209ZM13 146H14V145H13ZM22 146H23V145H22ZM24 146H25V145H24ZM34 146H35V145H34ZM42 146H43V143H42ZM49 146H50V145H49ZM58 146H59V145H58ZM63 146H64V145H63ZM66 146H68V145H66ZM72 146H73V145H72ZM72 146H71V147H72ZM80 146H82V145H80ZM83 146H84V145H83ZM86 146H87V145H86ZM109 146H110V144H109ZM112 146H113V145H112ZM119 146H121V144H120ZM119 146H118V147H119ZM134 146H135V145H134ZM141 146H144V145L141 144ZM151 146H152V145H151ZM162 146H164V145H162ZM178 146H179V145H178ZM205 146H206V145H205ZM210 146H211V145H210ZM210 146H209V147H210ZM223 146H224V145H223ZM223 146H222V147H223ZM226 146H227V145H226ZM228 146H230V145H228ZM228 146H227V147H228ZM231 146H232V143H231ZM5 147H6V146H5ZM8 147H9V146H8ZM8 147H6V148H8ZM11 147H12V146H11ZM16 147H17V146H16ZM16 147H15V148H16ZM29 147H30V146H29ZM31 147H32V146H31ZM38 147H39V149H40V146H38ZM158 147H159V146H158ZM165 147H166V146H165ZM165 147H164V150L166 149ZM167 147H168V146H167ZM170 147H171V146H170ZM203 147H204V146H203ZM215 147H216V146H215ZM219 147H221V146H219ZM0 148H1V147H0ZM44 148L46 149V151H47V149H50V148H47L46 146H45ZM129 148H130V147H129ZM140 148H141V147H140ZM140 148H139V149H140ZM146 148H147V147H146ZM146 148H145V149H146ZM171 148H172V147H171ZM178 148H179V147H178ZM198 148H200V147H198ZM28 149H29V148H28ZM33 149H34V148H33ZM37 149H38V148H37ZM52 149H53V147H52ZM54 149H55V148H54ZM68 149H69V148H67V150H68ZM70 149H71V148H70ZM74 149H75V148H74ZM81 149H82V148H81ZM83 149H84V148H83ZM85 149H86V147H85ZM119 149L121 150V147H120ZM122 149H123V148H122ZM131 149H132V148H131ZM137 149H138V148H137ZM143 149H144V147H143ZM162 149H163V148H162ZM169 149H170V148H169ZM174 149H175V148H174ZM200 149H201V152H202V148H200ZM206 149H207V148H206ZM213 149H214V148H213ZM213 149H212V150H213ZM218 149H219V148H218ZM220 149H221V148H220ZM220 149H219V150H220ZM3 150H4V149H3ZM6 150H7V149H6ZM19 150H20V149H19ZM21 150H22V149H21ZM35 150H36V149H35ZM35 150H34V151H35ZM41 150H42V149H41ZM76 150H78V149H76ZM87 150H89V148H87ZM90 150H91V149H90ZM141 150H142V148H141ZM141 150H140V151H141ZM159 150H160V148H159ZM172 150H173V149H172ZM179 150H180V148H179ZM194 150H195V149H194ZM204 150H205V148H204ZM204 150H203V151H204ZM212 150H210V149L208 148V149L205 151V152H206L205 155H204L205 157L202 159V161H200V163H198L200 166L205 165L206 163H208V159L210 158V156H212L211 154H213V153H210V152H212ZM216 150H217V149H216ZM216 150H215V151H216ZM225 150H227V149H223V150H221V151H222L221 153H222V159H224L225 162H227V161H226V158H225V157H227V156L225 155V153H227V152H225ZM228 150H229V149H228ZM15 151H16V150H14V152H15ZM17 151H18V149H17ZM68 151H71V150H68ZM79 151H81L80 148H79ZM83 151H84V150H83ZM91 151H92V150H91ZM94 151H92V154H91V155H93V152H94ZM136 151H137V150H136ZM142 151H143V150H142ZM161 151H162V150H161ZM168 151H169V150H168ZM175 151H177V150H175ZM3 152H4V151H3ZM31 152H32V151H31ZM42 152H43V150H42ZM49 152H50V151H49ZM49 152H48V153H49ZM60 152H61V151L58 152V156H62V155H59ZM66 152H67V151H66ZM73 152H74V150L72 149V153H73ZM120 152H121V151H120ZM132 152H133V150H132ZM134 152H135V151H134ZM134 152H133V153H134ZM170 152H171V151H170ZM170 152H169V153H170ZM173 152H174V150L172 151V153H173ZM198 152H199V151H198ZM5 153H7V151H6ZM9 153H10V152H9ZM39 153H40V152H39ZM46 153H47V152H46ZM75 153H76V151H75ZM81 153H82V151H81ZM89 153H90V151H89ZM96 153H97V152H96ZM158 153H159V152H158ZM165 153H166V152H165ZM217 153H218V152H217ZM219 153H220V152H219ZM12 154H13V152H12ZM30 154H31L30 152H24V153H21V154H20V151L17 152V153L15 154V155H17V157H16V162H15V164H13L12 166H15V167L17 166L18 168H24V169H25L24 166L26 165V161H28V158L30 157ZM41 154H42V153H41ZM62 154H63V153H62ZM79 154H80V152H79ZM79 154H78V156H79ZM83 154H84V153H83ZM117 154H118V153H117ZM137 154H138V153H137ZM162 154H163V152H162ZM167 154H168V153H167ZM197 154H198V153H197ZM197 154H196V155H197ZM215 154H216V153H215ZM215 154H214V155H215ZM31 155H33V154H31ZM43 155H44V154H43ZM43 155H42V156H43ZM55 155H56V153L54 152V156H55ZM66 155H68V154L66 153ZM73 155H74V154H73ZM76 155H77V153L75 154V156H76ZM91 155L89 154V156H91ZM95 155H96V154H95ZM98 155H99V154H98ZM128 155H130V153H129ZM140 155H141V153H140ZM218 155H219V154H218ZM3 156H4V155H3ZM20 156H21V157H20ZM37 156H38V155H37ZM48 156H50V154H49ZM84 156H85V155H84ZM87 156H88V155H87ZM89 156H88V157H89ZM101 156H100V158H101ZM107 156H106V157H107ZM119 156H120V155H119ZM123 156H125V155H123ZM130 156H131V155H130ZM132 156H135V155L132 154ZM0 157H1V156H0ZM44 157H45V156H44ZM44 157H43V158H44ZM65 157H66V156H64V154H63L62 157H59V159H58V160H59L58 163H56V165H59L58 167H59L60 169H62L61 171L65 172V171L69 170V171H71V173H72V171H73V173H74V170H76L78 167H80V169H81V165H80V164L83 163V161H82L83 159H82V160L80 159V160L82 161V163L77 164V161L79 160L78 158H77V159L74 158L75 161H73L71 158H69V159H71L73 162H71V164L68 165L67 163H69L71 160L68 161V160H66L67 157H66V159H65ZM73 157H74V156H73ZM80 157H81V156H80ZM96 157H97V156H96ZM115 157H116V156H115ZM138 157H139V156H138ZM197 157H198V156H197ZM207 157H208V158H207ZM212 157H214V156H212ZM220 157H221V156H220ZM11 158H13V157H11ZM55 158H57V157H55ZM89 158H90V157H89ZM103 158L105 159V156H104ZM103 158H102V159H103ZM113 158H114V157H113ZM113 158H112V159H113ZM116 158H117V157H116ZM125 158H126V157H125ZM125 158H124V159H125ZM200 158H201V156H200ZM217 158H219V157H217ZM228 158H229V157H228ZM31 159H32V158H31ZM31 159H30V160H31ZM48 159H49V160H47V161H48V162H51L52 159H53V157H51V158L49 157ZM87 159H88V158H86V159H84V160H87ZM92 159H93V158H92ZM92 159H89V160H92ZM95 159H96V158H95ZM97 159H98V158H97ZM97 159H96V160H97ZM104 159H103V160H104ZM106 159H107V158H106ZM109 159H110V158H109ZM109 159H107V160L109 161ZM114 159H115V158H114ZM121 159H122V157H121ZM124 159H123V160H124ZM127 159H128V156H127ZM133 159H134V158H133ZM210 159H211V158H210ZM210 159H209V161H210ZM215 159H216V158H215ZM4 160H5V159H4ZM4 160H3V161H4ZM6 160H7V159H6ZM6 160H5V161H6ZM41 160H42V157L40 158V161H41ZM96 160H95V161H96ZM123 160L118 161V159H117L118 163H116L117 161L115 162V163L117 164V165L115 164V165H116L115 167H117V168L119 169V172H117V171H112V170H114L113 168H115V167H114V166L112 167V166L110 165L112 168L110 169V171H109V170L106 171L107 174L104 175V178H105L106 175H107L108 177H110L109 175L112 176L113 174L115 175L116 173H119L118 175H122V173H124V171H125L124 169H122V167H123L122 165L125 164V162H123ZM130 160H132V159H130ZM192 160H193V159H192ZM198 160H199V159H198ZM200 160H201V159H200ZM212 160H213V159H212ZM217 160H218V159H216V161H217ZM220 160H221V159H220ZM227 160H228V159H227ZM5 161H4V162H5ZM36 161H37V160H36ZM38 161H39V160H38ZM43 161H44V160H43ZM54 161H57V160L54 159ZM54 161H53V162H54ZM81 161H79V162H81ZM99 161H100V160H98V163H99ZM110 161H112V160H110ZM110 161H109V162H110ZM213 161H214V160H213ZM0 162H1V161H0ZM12 162H13V161H11V163H12ZM30 162H31V161H29V164H30ZM34 162H35V161H34ZM34 162H33V165L35 164ZM93 162H94V160H93ZM93 162H92V163H93ZM100 162H101V161H100ZM105 162H106V161H105ZM113 162H114V161H113ZM126 162H127V161H126ZM186 162H188V161H186ZM197 162H198V161H197ZM225 162H224V163H225ZM229 162H230V160H229ZM9 163H10V162H9ZM17 163H18V164H17ZM51 163H52V162H51ZM90 163H91V161H90ZM90 163H89V166L91 165ZM94 163H95V162H94ZM94 163H93V164H94ZM227 163H228V162H227ZM233 163H234V162H233ZM237 163H239V162L237 161ZM237 163H236V164H237ZM0 164H1V163H0ZM52 164H53V163H52ZM52 164H51L50 166H48V167H51ZM66 164H67V165H66ZM84 164H85V163H84ZM86 164H88V163H86ZM93 164H92V165H93ZM100 164H103V163H100ZM106 164H109V163H106ZM111 164H112V163H111ZM128 164H129V163H128ZM230 164H231V163H230ZM10 165H11V164L5 165V164L3 163L2 165H0V169L2 168L1 170H3L4 172L7 171V172L10 173V172H11ZM30 165H32V164H30ZM35 165H39V166H41L42 164H41V165H40V164H35ZM35 165H34V168H33L34 170H35ZM43 165H44V162H43ZM53 165H54V164H53ZM62 165H63V166H62ZM79 165H80V166H79ZM178 165H179V164H178ZM178 165H177L176 167H178ZM180 165H181V164H180ZM218 165H220V164H218ZM221 165H222V164H221ZM225 165H226V163H225ZM44 166H45V165H44ZM83 166H84V165H83ZM89 166H88V167H89ZM99 166H100V165H99ZM101 166H102V165H101ZM110 166H109V168H110ZM136 166H137V164H136ZM189 166H190V165H189ZM226 166L228 167V165H226ZM15 167H14V168H15ZM37 167H38V166H36V169H37V171H38V168H39V167H38V168H37ZM42 167H43V166H42ZM42 167H41V168H42ZM92 167H93V166H92ZM92 167H91V168H92ZM95 167H96V166H95ZM105 167H107V165H105ZM105 167H103V168H105ZM126 167H127V166H126ZM130 167H131V166H130ZM180 167H181V166H180ZM182 167H184V166H182ZM182 167H181V168H182ZM187 167H188V166H187ZM190 167H191V166H190ZM197 167H198V166H197ZM218 167H219V166H218ZM224 167H225V166H224ZM231 167H232V165H231ZM233 167H235V166H233ZM51 168H52V167H51ZM93 168H94V167H93ZM93 168H92V170H93ZM97 168H99V170H100V167L97 166ZM101 168H102V167H101ZM103 168H102V169H103ZM107 168H108V167H107ZM109 168H108V169H109ZM133 168H136V167L133 166ZM173 168H174V167H173ZM178 168H179V167H178ZM178 168H177V169H178ZM192 168H193V167H192ZM192 168H186V167L183 168V171H182V172H184V177H181V176H180V177H178V178L176 179V181H177V182L175 181V182H176V185H177V183H179V184L182 185V187L184 186V187H183V191H182V193H181V190H180V192L177 191V193L179 192V193H181V195H182L183 192H184V190H187V189H188L187 191H185V192H188L190 189H192L193 187H195L194 185H195V183H197V180H199V179H198V178L195 179V177H196L197 175H196V176H193V175H195V170H196V168H194V169H192ZM16 169H17V168H16ZM16 169H15V170H16ZM28 169H31V166H30V168H28ZM52 169H53V170H50V171L46 172V174H44L45 172L43 171L44 173L41 175V177L38 175V177H40V178H38V179L33 183V185H28V187H27V189H26V191H25V195L22 196L21 198H19L20 201L23 203L24 206H26L27 208H31V209H32V206H30L31 204L29 203V202H30V199L33 197V198H36V199L38 200L39 198L44 197V194H45L50 188L54 187V185H52V184L55 183V181H57L56 178L54 177V176H55V175H54V171H55L56 169H54V168H52ZM60 169H59V170H60ZM82 169H83V167H82ZM128 169H130V168L128 167ZM131 169H132V168H131ZM177 169H174V170H177ZM222 169H223V167H222ZM225 169H227V168L225 167ZM228 169H229V168H228ZM12 170H13V169H12ZM21 170H22V169H21ZM21 170H20V171H21ZM31 170H32V169H31ZM39 170H40V168H39ZM48 170H49V169H48ZM59 170H58V172H59ZM64 170H65V171H64ZM84 170H85V168H84ZM116 170H117V169H116ZM132 170H133V169H132ZM136 170L138 171L139 169H136ZM18 171H19V170H18ZM28 171H29V170H28ZM45 171H46V170H45ZM76 171H77V170H76ZM103 171H104V170H103ZM137 171L134 172V178H135V173H136V174L138 173ZM169 171H170V170H169ZM177 171H179V170H177ZM177 171H176V173H177ZM0 172H2V171H0ZM13 172H14V171H13ZM15 172H16V171H15ZM15 172H14V173H15ZM31 172H32V171H31ZM41 172H42V171H41ZM84 172H85V171H84ZM90 172H93V171H90ZM90 172H89V173H90ZM131 172H133V171H131ZM229 172H230V170H229ZM229 172H228V173H229ZM5 173H6V172H5ZM20 173H21V172H20ZM29 173H30V172H29ZM36 173H37V172H36ZM75 173H76V172H75ZM96 173H97V175H98V173H100V172L97 171ZM102 173H104V172H101V174H102ZM129 173H130V171H129ZM168 173H169V172H168ZM171 173H172V172H171ZM173 173H174V172H173ZM173 173H172V175H173ZM17 174H18V173H16V175H17ZM23 174H25V173H23ZM23 174H22V175H23ZM39 174H40V173H39ZM55 174H56V173H55ZM57 174H58V173H57ZM61 174H62V172H61ZM61 174H60V175H61ZM63 174H64V173H63ZM63 174H62V176H63ZM66 174H67V173H66ZM90 174H92V173H90ZM90 174H88V175H90ZM93 174L96 175L95 173H93ZM127 174H128V173H127ZM146 174H147V173H146ZM146 174H145V175H146ZM16 175H15V176H16ZM30 175H32V174L30 173L29 176H30ZM58 175H59V174H58ZM60 175H59V176H60ZM68 175H69V173H68ZM72 175H73V174H72ZM94 175H92V178H93V179H91V180H88V178H87V180H88L87 182H88V183L85 181V183H87L86 186L88 187V189L90 188V190H91V188H93V187L95 186L94 181H93V184H94V185L91 184V183H92L91 181H92V180H95ZM114 175H113V176H114ZM128 175H130V174H128ZM128 175H127V176H128ZM175 175H176V174H175ZM182 175H183V174H182ZM2 176H3V175H2ZM2 176H0V177H2ZM9 176H10V175H9ZM64 176H65V178H66V175H65V174H64ZM98 176H100V174H99ZM101 176H102V175H101ZM113 176H112V177H113ZM116 176H117V175H116ZM137 176H138V175H137ZM137 176H136V177H137ZM16 177H17V176H16ZM19 177H20V176H19ZM26 177H27V176H26ZM30 177H31V176H30ZM30 177H29V179H30ZM36 177H37V176H36ZM57 177H58V176H57ZM89 177H90V176H89ZM96 177H97V176H96ZM114 177H115V176H114ZM118 177H119V176H118ZM120 177H121V176H120ZM128 177H131V176H128ZM189 177H191L192 179H189ZM13 178H14V177H13ZM62 178H63V177H62ZM72 178H73V177H72ZM72 178H71V179H72ZM104 178H103V179H104ZM131 178H133V177H131ZM134 178H133V181H134ZM139 178H140V177H139ZM172 178H173V177H172ZM172 178H171V179H172ZM187 178L189 179V182H188V181H187V182L185 181ZM7 179H8V178H7ZM26 179H27V178H25L24 181H25ZM57 179H58V178H57ZM103 179H100V180H103ZM105 179H107V178H105ZM105 179L103 180L104 182H105ZM137 179H138V177H137ZM137 179H135V180H137ZM162 179H163V178H162ZM8 180H9V179H8ZM10 180H11V179H10ZM20 180H21V179H20ZM27 180H28V179H27ZM27 180H26V181H27ZM31 180H32V179H31ZM97 180H98V178H97ZM115 180H116V179H115ZM120 180H121V179H120ZM120 180H119V181H120ZM126 180H127V179H126ZM126 180H125V181H126ZM129 180H130V179H129ZM129 180H127V181H129ZM163 180H164V179H163ZM173 180H174V179H173ZM173 180H172V181H173ZM28 181L30 182V180H28ZM59 181H60V178H59ZM61 181H62V180H61ZM64 181H65V180H64ZM66 181H67V180H66ZM66 181H65V182H66ZM69 181H71V180H69ZM82 181H84V180H82ZM82 181H81V182H82ZM98 181H99V180H98ZM119 181H118V182H119ZM139 181H140V180H139ZM167 181H168V180H167ZM74 182H75V181H73V183H74ZM106 182H107V181H106ZM109 182H111V181H109ZM121 182H122V181H120V183H121ZM129 182L133 184L132 181H129ZM129 182H127V183H129ZM137 182H138V180H137ZM11 183H13V182H11ZM22 183H23V182H22ZM24 183H25V182H24ZM24 183H23V184H24ZM27 183H28V182H27ZM30 183H31V182H30ZM68 183H69V182H68ZM83 183H84V182H83ZM114 183H115V182H114ZM152 183H153V182H152ZM152 183L150 182V183L146 184L147 187H150V191H153V190H151V188H152V189H153V188L155 189V188L157 187L156 184L154 185V184H152ZM163 183H164V181H163ZM165 183H166V182H165ZM170 183L172 184V182H170ZM170 183H169V185H170ZM14 184H15V180H14ZM14 184H13V185H14ZM17 184H18V183H17ZM81 184H82V183H81ZM97 184H98V183H97ZM99 184H101V183H99ZM122 184H123V183H122ZM137 184L139 185V183H137ZM137 184H136V185H137ZM13 185H12V186H13ZM18 185H19V184H18ZM20 185H21V184H20ZM60 185H61V184H60ZM65 185H66V184H65ZM65 185H64V186H65ZM71 185H73V184H71ZM107 185H108V183H107ZM110 185H111V184H110ZM113 185H114V184H113ZM118 185H119V184H118ZM118 185H117V186H118ZM124 185H125V184H124ZM126 185H127V184H126ZM134 185H135V184H134ZM161 185H162V184H161ZM176 185H174V186L177 187L178 185H177V186H176ZM197 185H198V184H197ZM58 186H59V184H58ZM64 186H63L61 189H59V190H60L59 192H61V190H63L64 193H63V195H62V201H59V200H58V202H57V199H58V198L56 199L57 204L60 203V204H59L60 206H58V207H56V208H60V209H61L62 206L64 207V204H65L66 202H68V201H69L70 203H72V202L75 200V197H77V195H79V194H77V193H74V191L72 192V189H69V188H68V189H66V188L63 189ZM78 186L80 187V185H78ZM83 186H84V185H83ZM103 186H104V184H103ZM114 186H115V185H114ZM121 186H122V185H121ZM121 186H120V187H121ZM141 186H143V185H141ZM165 186H166V185H165ZM165 186H164V188H165ZM16 187H17V185H16ZM18 187H19V186H18ZM18 187H17V188H18ZM20 187H21V186H20ZM22 187H23V185H22ZM67 187H68V185H67ZM70 187H72V186H70ZM104 187H105V186H104ZM107 187H108V186H107ZM109 187H110V186H109ZM123 187H124V186H123ZM123 187H121V188L123 189ZM129 187H130V186H129ZM129 187H127V188H129ZM132 187H135V186H132ZM180 187H181V186H180ZM14 188H15V187H14ZM23 188H26V186L23 187ZM58 188H59V187H57V189H58ZM95 188H96V187H95ZM98 188H99V185H98ZM127 188H126V189H127ZM157 188H158V187H157ZM167 188H173V185H172L171 187H170V186H169V187L167 186ZM177 188H179V187H177ZM8 189H10V188H8ZM11 189H12V188H11ZM18 189H19V188H18ZM21 189H22V188H21ZM52 189H53V188H52ZM57 189H56V190H57ZM80 189H81V188H80ZM82 189H84V187H82ZM99 189H102V184H101V187H100ZM110 189H111V191H112V187H110ZM118 189H119V188H118ZM118 189H116V190H118ZM124 189H125V188H124ZM124 189H123V190H124ZM165 189H166V188H165ZM175 189H176V188H175ZM180 189H181V188H180ZM193 189H194V188H193ZM19 190H20V189H19ZM24 190H25V189H24ZM97 190H98V189H96V192H97ZM114 190H115V189H114ZM131 190H134V189L131 188ZM137 190H138V188H136V190H135L134 192L136 193ZM141 190H142V189H141ZM166 190H167V189H166ZM166 190H165V191H166ZM3 191H4V190H3ZM7 191H8V190H7ZM13 191H14V190H12V192H13ZM16 191H18V190L16 189ZM54 191H55V190H54ZM81 191H82V190H81ZM91 191H93V189H92ZM118 191H119V190H118ZM120 191H122V190H120ZM125 191H127V190H125ZM129 191H130V190H129ZM139 191H140V190H138V192H139ZM143 191H144V190H143ZM148 191H149V190H148ZM165 191H164V192H165ZM9 192H10V191H9ZM48 192H49V191H48ZM94 192H95V191H94ZM96 192H95V194H96ZM112 192H113V191H112ZM116 192H117V191H116ZM130 192H132V191H130ZM130 192H129V193H130ZM153 192H154V191H153ZM162 192H163V191H162ZM170 192H171V190H170ZM172 192H174V191H172ZM189 192H191V191H189ZM196 192H197V191H196ZM236 192H237V191H236ZM0 193H1V192H0ZM14 193H15V192H14ZM14 193H12V194H14ZM92 193H93V192H92ZM121 193H122V192H121ZM123 193H124V192H123ZM127 193H128V192H127ZM135 193H134V194H135ZM139 193H140V192H139ZM145 193H146V192H145ZM155 193H156V192H155ZM168 193H169V191H168ZM168 193H167V194H168ZM174 193H176V192H174ZM15 194H16V193H15ZM22 194H23V193H22ZM57 194H58V193H57ZM74 194H75V195H74ZM112 194H113V193H112ZM114 194H115V192H114ZM125 194H126V193H125ZM130 194H131V193H130ZM130 194H129V195H130ZM132 194H133V193H132ZM140 194H141V193H140ZM164 194H165V193H163V195H164ZM169 194H170V193H169ZM194 194H195V193H194ZM196 194H197V193H196ZM237 194H238V193H237ZM60 195H61V194H60ZM117 195H119V194H116L115 196H117ZM126 195H127V194H126ZM154 195H155V194H154ZM181 195H180V196H181ZM51 196H52V195H51ZM82 196H83V195H82ZM95 196H97V194H96ZM103 196H104V195L102 194V197H103ZM121 196H125V195H122V194H121ZM130 196H131V195H130ZM139 196H140V195H139ZM139 196H138V197H139ZM143 196H145V195H142V197H143ZM164 196H166V195H164ZM170 196H171V194H170ZM172 196H173V194H172ZM176 196H178V195H176ZM192 196H193V195H192ZM192 196H191V198H193ZM236 196H238V195H236ZM236 196H235V197H236ZM6 197H7V199H8V196H6ZM13 197H14V196H13ZM13 197H12V198H13ZM84 197H85V196H83V198H84ZM106 197L108 198V196H106ZM133 197H134V196H133ZM138 197H137V199H138ZM140 197H141V196H140ZM157 197H159V196H157ZM161 197H162V196H161ZM197 197H198V196H197ZM197 197H196V198H197ZM33 198H32V199H33ZM44 198H46V197H44ZM48 198H50V196H48ZM48 198H47V199H48ZM52 198H53V196H52ZM54 198H55V197H54ZM83 198H82V200H83ZM90 198L92 199V197H90ZM90 198L86 197V199H88L89 201H90ZM95 198H96V197H95ZM107 198H106V199H107ZM115 198H116V197H114L113 199H115ZM147 198H149V197H147ZM152 198H153V200H154V197H152ZM155 198H156V197H155ZM159 198H160V197H159ZM159 198H157V199H158V200H161V199H159ZM168 198L170 199V197H168ZM182 198H183V197H182ZM188 198H189V197H188ZM196 198H193V199H196ZM238 198H239V197H238ZM9 199H11V198H9ZM13 199H15V197H14ZM42 199H43V198H42ZM79 199H80V198H79ZM84 199H85V198H84ZM86 199H85V202L87 201ZM102 199H103V198H102ZM116 199H117V198H116ZM119 199H120V198H119ZM119 199H117V200L119 201ZM125 199H126V197H125ZM128 199H129V198H128ZM145 199H146V198H145ZM162 199H163V197H162ZM166 199H167V198H166ZM171 199H172V198H171ZM173 199H176V198H173ZM197 199H198V198H197ZM236 199H237V198H236ZM4 200H5V199H3V201H4ZM44 200H45V199H44ZM77 200H78V199H76V201H77ZM92 200H93V199H92ZM138 200H139V199H138ZM138 200H137V201H138ZM141 200H142V198H141ZM177 200H178V197H177ZM183 200H184V199H183ZM185 200H186V199H185ZM185 200H184V201H185ZM252 200H253V199H252ZM6 201H7V200H6ZM6 201H5V203H7ZM10 201H11V200H9V202H10ZM32 201H33V200H32ZM32 201H31V202H32ZM48 201H49V200H48ZM78 201H80V200H78ZM94 201H95V199H94ZM94 201H93V202H94ZM99 201H100V200H99ZM106 201H108V199H107ZM106 201H104L105 204H106ZM123 201H124V199H123ZM127 201H128V200H127ZM129 201H132V200H129ZM137 201H136V202H137ZM147 201H148V200H147ZM151 201H152V200H151ZM156 201H157V200H156ZM164 201H165V200H164ZM172 201H173V200H172ZM187 201H188V200H187ZM191 201H194V200H191ZM191 201H190V202H191ZM195 201H196V200H195ZM195 201H194V202H195ZM254 201H255V200H254ZM256 201H257V200H256ZM37 202H38V201H37ZM39 202H40V200H39ZM41 202H42V203H40V205H41V204H45V203H43V201H41ZM44 202H46V200H45ZM51 202H52V201H51ZM51 202H49V204H51ZM69 202H68V203H69ZM104 202H102V203H104ZM110 202H112V201H110ZM110 202H109V203H110ZM114 202H116V201H114ZM114 202L112 203V205L114 204ZM121 202H122V201H121ZM124 202H125V201H124ZM140 202H141V201H140ZM143 202H144V201H143ZM154 202H155V201H154ZM161 202H162V201H161ZM165 202H166V201H165ZM168 202H169V201H168ZM168 202L164 203V205L167 204ZM173 202H174V201H173ZM177 202H179V201H177ZM196 202H197V201H196ZM261 202H262V200H261ZM1 203H2V202H1ZM88 203H89V202H88ZM109 203H108V205H109ZM137 203H138V202H137ZM137 203H136V204H137ZM149 203H150V202H149ZM170 203H171V202H170ZM180 203H181V202H180ZM183 203H184V202H182V204H183ZM185 203H186V205L188 206L187 202H185ZM185 203H184L183 205H185ZM36 204H38V203H36ZM49 204H47L46 206H48ZM52 204H53V203H52ZM54 204H55V203H54ZM66 204H67V203H66ZM72 204H73V203H72ZM75 204L77 205V203H75ZM75 204H74V205H75ZM78 204H82V202H81V203L78 202ZM91 204H93V203L91 202ZM99 204H100V203H99ZM130 204H131L130 202H125V205L122 204L123 206H125V207H127V208L125 209L126 212H124L125 216H124V217L122 216L123 219H122V221L118 224V227H117V231H116V232H118V237H119L118 241H119L120 239L122 240V238H125V234H126V232H127L128 229H130V231H132V230H134V228L139 224V220H140V218H138V216H136L135 214L131 213L132 210L129 211V208H131V206H129ZM152 204H153V202H152ZM171 204H174V203H171ZM176 204H178V203H176ZM197 204H198V203H197ZM201 204H202V203H201ZM207 204H208V203H207ZM262 204H263V208H262V207H261V208H262V210L264 211V202H263ZM0 205H1V204H0ZM6 205H7V204H6ZM6 205H5V206H6ZM21 205H22V204H21ZM55 205H56V204H55ZM74 205H73V206H74ZM84 205H86V204H84ZM88 205H89V204H88ZM88 205H86V206H88ZM102 205H103V204H102ZM112 205H111V206H112ZM115 205H116V204H115ZM117 205H118V204H117ZM117 205H116V206H117ZM142 205H143V204H142ZM147 205H148V204H147ZM149 205H150V204H149ZM154 205H155V204H154ZM164 205H163V206H164ZM179 205H180V204H179ZM191 205H193V204H191ZM191 205H190V208H191ZM199 205H200V204H198V206H199ZM203 205H204V203H203ZM248 205H249V206H248V210H250V211L256 208V207L254 208V206L251 205V201H248ZM3 206H4V205H3ZM3 206H2V208H3ZM28 206H29V207H28ZM46 206H45V207H46ZM71 206H72V205H71ZM81 206H82V205H81ZM94 206H95V205H94ZM94 206H92V207H94ZM96 206H97V205H96ZM96 206H95V207H96ZM111 206H110V207H111ZM133 206H134V205H133ZM145 206H146V205H145ZM155 206H156V205H155ZM157 206H159V205H157ZM160 206H161V205H160ZM165 206H167V205H165ZM172 206H173V205H172ZM208 206H209V205H208ZM37 207H39V206H37ZM51 207H52V206H51ZM74 207H76V206H74ZM78 207H79V206H77V208H78ZM82 207H83V206H82ZM92 207L90 206V208H92ZM99 207H101V205H100ZM99 207H97V208H99ZM106 207H109V206H106ZM112 207L115 208L114 206H112ZM142 207H143V206H142ZM152 207H153V206H152ZM176 207H177V205H176ZM2 208H1V209H2ZM5 208H7V207H5ZM5 208H4V209H5ZM35 208H36V207H35ZM40 208H41V207H40ZM65 208H66V206H65ZM116 208H117V207H116ZM132 208H133V207H132ZM139 208H140V207H139ZM150 208H151V207H150ZM153 208H154V207H153ZM153 208H151V209L153 210ZM156 208H157V207H156ZM179 208H180V207H179ZM179 208H177V209H179ZM185 208H188V207H185ZM185 208L183 209V212H184V210H186ZM196 208L199 209L200 207H196ZM10 209L13 210V208H10ZM44 209H45V208H44ZM44 209H43V210H44ZM48 209H49V208H48ZM63 209H64V208H63ZM66 209H67V208H66ZM79 209H82V208H79ZM79 209H78V210H79ZM85 209H86V208H85ZM85 209H83V210H85ZM87 209H88V207H87ZM99 209H100V208H99ZM110 209H111V208H110ZM141 209H142V208H141ZM141 209L139 210V212H141ZM154 209H155V208H154ZM161 209H162V208H161ZM161 209H160V210H161ZM163 209H164L165 212L167 213V211L169 210V207H168V210H166L167 208L165 209L164 207H163ZM174 209H175V207H174ZM15 210H17V209H15ZM28 210H29V209H28ZM39 210H40V209H39ZM41 210H42V209H41ZM41 210H40V212H41ZM90 210H92V209H90ZM101 210H102V209H101ZM114 210H116V209H114ZM114 210H112V211H114ZM117 210H118V209H117ZM117 210H116V211H117ZM146 210H147V208H146ZM148 210H149V209H148ZM156 210H157V209H156ZM156 210H155V212H156ZM164 210H162L163 213H164ZM170 210H171L172 213H173L172 207L170 208ZM170 210H169V212H170ZM187 210H188V209H187ZM191 210H195V209L193 208V209H190V211H191ZM196 210H197V209H196ZM2 211H3V210H2ZM6 211H7V210H6ZM8 211H9V209H8ZM36 211H37V210H36ZM36 211H35V213H38V212H39V211H38V212H36ZM48 211H49V210H48ZM61 211H62V210H61ZM103 211H104V209H103L102 211L99 210L100 213L103 212ZM106 211H107V210H105V212H106ZM109 211H110V210H109ZM133 211H134V208H133ZM133 211H132V212H133ZM162 211H161V212H162ZM188 211H189V210H188ZM13 212H14V210H13ZM25 212H26V211H25ZM33 212H34V211H33ZM33 212H32V213H33ZM51 212H52V211H51ZM54 212H55V211H54ZM136 212H137V211H136ZM169 212H168V213H169ZM177 212H178V211H177ZM180 212H182V210H180ZM183 212H182V213H183ZM194 212H195V211H194ZM196 212H197V211H196ZM4 213H6V212H4ZM41 213H42V212H41ZM41 213H40V216H41ZM55 213H56V212H55ZM75 213H76V212H75ZM80 213H81V212H80ZM96 213H97V212H96ZM109 213H113V212L110 211V212H108L107 214L110 215ZM117 213H118V212H117ZM143 213H144V211H143ZM159 213H160V211H159ZM166 213H164V215H165ZM175 213H176V212H175ZM185 213H186V212H185ZM188 213H189V212H188ZM197 213H198V212H197ZM197 213H196V214H197ZM212 213H213V212H212ZM2 214H3V213H2ZM12 214H13V213H12ZM51 214H52V213H51ZM59 214H60V213H59ZM70 214H72V213H70ZM101 214H102V213H101ZM136 214H137V213H136ZM145 214H146V213H145ZM147 214H148V213H147ZM151 214H152V213H151ZM156 214H157V213H156ZM176 214H177V213H176ZM193 214H195V213H193ZM196 214H195V216H196ZM210 214H211V213H210ZM252 214H254V213H252ZM10 215H11V214H10ZM10 215H9V216H10ZM28 215H29V214H28ZM38 215H39V214H38ZM38 215H37V216L35 215V217H33V218L37 219ZM47 215H48V214H47ZM89 215H90V214H89ZM99 215H100V214H99ZM99 215H98V216H99ZM104 215H105V214H104ZM104 215L102 216V220H103ZM108 215H107V216H108ZM111 215H114V214H111ZM138 215H139V214H138ZM141 215H142V214H141ZM141 215H140V216H141ZM154 215H155V214H154ZM158 215H159V214H158ZM161 215H162V213H161ZM179 215H180V214H179ZM188 215H189V214H188ZM214 215H215V213H214ZM250 215H251V214H250ZM250 215H249V219H248V220H250ZM2 216L4 217L5 215L3 214ZM9 216H8V217H9ZM17 216H18V215H17ZM43 216H44V215H43ZM53 216H55V215H53ZM56 216H58V215H56ZM96 216H97V214H96L94 217H96ZM100 216H101V215H100ZM100 216H99V217H100ZM105 216H106V215H105ZM143 216H144V215H143ZM145 216H146V215H145ZM175 216H176V215H175ZM180 216L182 217L183 215H180ZM180 216H179V218H180ZM207 216H208V214H207ZM212 216H213V215H212ZM251 216H252V215H251ZM5 217H7V216H5ZM48 217H49V216H48ZM50 217H51V216H50ZM50 217H49V218H50ZM113 217H116V216H113ZM146 217H147V216H146ZM149 217H150V216H149ZM154 217H156V216H154ZM157 217H158V216H157ZM157 217H156V218H157ZM164 217H166V216H164ZM164 217H163V215H162V219H163ZM167 217L169 218L170 215H168ZM167 217H166V218H167ZM171 217H173V216H171ZM176 217H178V215H177ZM176 217H175V218H176ZM185 217H186V216L182 217L181 219H183V218H185ZM196 217H197V218H196V220H197V222H196V224H197V229L199 230L198 233L200 234V235L198 234V235H199V238H198V240H197V243H195L196 245H194V246H187V245H186V243H187L186 241L188 240V238L186 237V239H187L186 241H185V238L182 239L183 236H181V235H180V232H179V231H181V230H178V232H179V235H180L182 238L179 239L177 242H176V240H174L175 243L178 244V245H177L178 247L176 246V247L178 248V249H177V253H176V254H177L176 259L179 260V261H182V260H184V259H187V258L192 257L193 255L197 254V253L200 251V249L203 248V247H206V248H209V249H213V248L216 246V244L219 242V241H217V239H219V238H217L218 236H220V238H221V237H224V238H227V239H228L229 237L227 236V234L223 233V232L221 231V229H222V228H227V227H230L231 225H233V223H234V221L236 220V217H237V216H236V214H234V213H229V214H227V216L224 218V223H223V225H222L221 227H214V226H212V225L208 222L207 218H206L204 215H200V213H199ZM23 218H24V217H23ZM38 218H39V217H38ZM45 218H46V217H45ZM59 218H60V216H59ZM66 218H67V217H66ZM69 218H70V217H69ZM84 218H85V217H84ZM86 218H87V217H86ZM89 218H90V217H89ZM96 218H97V217H96ZM104 218H105V217H104ZM141 218H142V217H141ZM173 218H174V217H173ZM175 218H174V219H175ZM188 218H189V217H188ZM188 218H186V219H188ZM194 218H195V217H193V219H194ZM26 219H27V217H26ZM26 219H25V220H26ZM29 219H31V218L29 217ZM50 219H51V218H50ZM81 219H82V218H81ZM92 219L94 220L93 217H92ZM100 219H101V218H100ZM110 219H111V218H110ZM117 219L119 220V218H117ZM153 219H154V218H153ZM158 219H159V217H158ZM160 219H161V218H160ZM160 219H159V221L161 222ZM174 219H173V220H174ZM181 219H180V220H181ZM186 219H185L183 222H186ZM191 219H192V218H190V220H191ZM252 219H253V217H252ZM0 220H1V219H0ZM5 220H6V219H5ZM7 220H10V219L7 218ZM11 220H12V219H11ZM39 220H40V219H39ZM43 220H44V219H43ZM46 220H47V219H46ZM48 220H49V219H48ZM53 220H54V219H53ZM55 220H56V218H55ZM58 220H59V219H58ZM71 220H72V219H71ZM83 220H84V219H83ZM105 220H106V219H105ZM105 220H104V221H105ZM111 220H112V219H111ZM144 220H145V218H144ZM147 220H148V218H147ZM155 220H156V219H155ZM166 220L169 221V219H166ZM166 220H165V223L167 224ZM173 220H172V221L170 220V221H171V224H172V223H175V222H173ZM176 220L178 221L177 218H176ZM180 220H179V221H180ZM196 220H194V221H196ZM20 221H21V220H20ZM23 221H24V220H23ZM28 221H30V220L24 221V224H29ZM34 221H35V220H34ZM44 221H45V220H44ZM87 221H90V220L88 219ZM91 221H92V220H91ZM94 221H95V220H94ZM104 221H103V222H104ZM115 221H116V220H115ZM142 221H143V219H142ZM142 221H140V222H142ZM152 221H153V220H152ZM162 221L164 222V220H162ZM170 221L168 222L169 225H170ZM251 221H252V220H251ZM12 222H14V221H12ZM16 222H17V221H16ZM31 222H32V220H31ZM42 222H43V221H42ZM42 222H41V224H42ZM47 222H48V221H47ZM47 222H46V224H47ZM56 222H57V221H56ZM59 222H60V220L58 221V223H59ZM62 222H63V221H62ZM80 222H81V221H80ZM147 222H148V221H147ZM150 222H151V221H150ZM190 222H191V221H190ZM252 222H253V221H252ZM1 223H3V222L1 221ZM10 223H11V222H10ZM20 223H22V222H20ZM20 223H18V224H20ZM37 223H38V222H37ZM39 223H40V222H39ZM51 223H52V221H51ZM53 223H54V222H53ZM74 223H75V222H74ZM85 223H86V220H85ZM89 223H90V222H89ZM94 223H96V222H94ZM98 223H101V222H98ZM107 223H108V221H107ZM151 223H152V222H151ZM153 223H155V221H154ZM153 223H152V224H153ZM157 223H158V222H157ZM176 223H177V222H176ZM188 223H189V222H188ZM5 224H6V223H5ZM12 224H13V223H12ZM16 224H17V223H16ZM18 224H17V225H18ZM46 224H45L44 226H46ZM61 224H62V223H61ZM67 224H69V222H68ZM78 224H79V222H78ZM91 224H92V223H91ZM112 224H113V221H112ZM140 224H141V223H140ZM142 224H143V223H142ZM152 224H150L149 226L153 227L152 230H155L154 227H155L156 225H155V226H152ZM160 224H161V223H160ZM160 224H158V225H160ZM163 224H164V223H163ZM179 224L181 225L180 222L178 223V225H179ZM8 225H9V224H8ZM10 225H11V224H10ZM22 225H23V223H22ZM29 225H30V224H29ZM35 225H37V224H35ZM54 225H55V224H54ZM59 225H60V224H59ZM64 225H65V224H64ZM70 225H73V223L70 224ZM86 225L88 226V224H86ZM92 225H93V224H92ZM94 225L96 226V224H94ZM94 225H93V226H94ZM101 225H103V223H102ZM101 225H98V226H101ZM104 225H106V224H104ZM107 225H108V224H107ZM145 225H146V224H145ZM158 225H157V226H158ZM172 225H173V224H172ZM175 225H176V224H175ZM0 226H1V225H0ZM2 226H3V225H2ZM40 226H41V225H40ZM44 226H43V227H44ZM84 226H85V225H84ZM84 226H83V227H84ZM95 226H94V227H95ZM142 226H143V225H142ZM142 226H141V227H142ZM165 226H166V225H165ZM165 226L163 225V227H165ZM181 226H182V225H181ZM9 227H10V226H9ZM37 227H38V226H37ZM47 227H49V226H47ZM47 227H45V228H47ZM52 227H53V225H52ZM67 227H68V226H67ZM75 227H76V226H75ZM75 227H73V229H75ZM80 227H81V226H80ZM80 227H78V228H80ZM90 227H91V225H90L88 228H90ZM138 227H139V226H138ZM138 227H137V229H138ZM143 227H144V226H143ZM151 227H150V228H151ZM170 227H171V226H170ZM173 227H174V226H173ZM19 228H20V227H18V229H19ZM23 228H26V229H27V228H29V226L26 225V226H24ZM35 228H36V227H35ZM92 228H93V227H92ZM92 228H91V229H92ZM96 228H97V227H96ZM96 228H95L94 230H96ZM102 228H103V227H102ZM148 228H149V227H148ZM150 228H149V229H150ZM161 228H162V226H161ZM174 228H175V229H178L177 227H174ZM181 228H183V227H181ZM181 228L179 227V229H181ZM2 229L4 230V228H2ZM15 229H16V228H15ZM18 229H17V230H18ZM21 229H22V227H21ZM29 229H32V228H29ZM36 229H37V228H36ZM40 229H41V228L39 227L38 231H39ZM51 229H52V228H51ZM56 229L58 230L57 226H56ZM61 229H62V228H61ZM67 229H68V228H66L65 230H67ZM70 229H71V228H70ZM82 229H83V228H82ZM86 229H87V228H86ZM91 229H90V230H91ZM131 229H132V230H131ZM135 229H136V228H135ZM137 229H136V230H137ZM139 229H140V228H139ZM142 229H143V228H142ZM142 229H141V230H142ZM144 229H146V227H145ZM157 229H159V227H157ZM169 229H170V228H169ZM13 230H14V229H13ZM19 230H20V229H19ZM49 230H50V229H49ZM57 230H56V231H57ZM62 230H63V229H62ZM75 230H76V229H75ZM79 230H80V229H79ZM99 230H100V228H99ZM99 230H98V231H99ZM102 230H103V229H102ZM115 230H116V229H115ZM136 230H135V231H136ZM147 230H148V229H147ZM38 231H36V232H38ZM46 231H48V228H47ZM54 231H55V230H54ZM60 231H61V230H60ZM83 231H84V230H83ZM110 231H111V230H110ZM113 231H114V230H113ZM130 231H129V232H130ZM149 231H150V230H148V232H149ZM167 231H168V228L166 229V233H167ZM171 231H172V230H171ZM174 231H175V230H174ZM183 231H184V229H183ZM183 231H181V232H182L181 234H184V233H185V232L183 233ZM1 232H2V231H1ZM3 232H4V231H3ZM10 232H11V231H10ZM15 232H16V231H15ZM15 232H14V233H15ZM18 232H19V231H18ZM22 232H23V231H22ZM27 232H28V230H27ZM29 232H30V231H29ZM36 232H35V233H36ZM40 232H41V231H40ZM42 232H43V231H42ZM69 232H71V231H69ZM86 232H87V231H86ZM94 232H95V231H94ZM105 232H106V230H105ZM129 232H127V234H128ZM144 232H145V231H144ZM150 232H151V231H150ZM150 232H149V233H150ZM169 232H170V231H169ZM172 232H173V231H172ZM175 232H176V231H175ZM175 232H174V233H175ZM6 233H7V231H6ZM14 233H12V236L14 235ZM20 233H21V232H20ZM25 233H26V232H25ZM31 233H32V232H31ZM44 233H46V234L48 233V234H49V232H44ZM44 233H43V234H44ZM58 233H59V232H58ZM65 233H66V231H65ZM75 233H76V232H75ZM87 233H89V231H88ZM92 233H93V232H92ZM95 233H98V234H99V232H95ZM131 233H133V231L130 232L129 235H130ZM138 233H139V232H138ZM164 233H165V232H164ZM174 233H173V235H177V234H174ZM0 234H1V233H0ZM8 234H9V233H8ZM23 234H24V232H23ZM38 234H39V233H38ZM41 234H42V233H41ZM41 234H39V235H41ZM51 234H52V233H51ZM55 234H56V232H55ZM90 234H91V231H90ZM106 234H107V233H106ZM114 234H115V233H114ZM135 234H136V233H135ZM139 234H140V233H139ZM2 235H3V234H2ZM15 235H17V234H15ZM26 235H27V233H26ZM26 235H25V236H26ZM36 235H37V234H36ZM44 235H45V234H44ZM71 235H72V234H71ZM71 235H70V238H71ZM87 235H88V234H87ZM87 235H86V236H87ZM101 235H102V234H101ZM129 235H128V236H129ZM160 235H161V234H160ZM163 235H164V234H163ZM163 235H162V236H163ZM170 235H171V233H170ZM170 235H168V236H170ZM186 235H187V234H186ZM4 236H5V234H4ZM8 236H9V235H8ZM19 236H20V234H19ZM19 236H18V239H16V240H20V239H19ZM23 236H24V235H22L21 237H23ZM28 236H30L29 233H28L27 237H28ZM41 236H42V235H41ZM48 236H50V235H48ZM97 236H98V235H97ZM110 236H111V233H110ZM112 236H114V235H112ZM130 236H131V235H130ZM130 236H129V238H130ZM136 236H138V235L136 234ZM140 236H141V235H140ZM145 236H146V234H145L144 236H142L141 238H143V237L145 238ZM147 236H148V235H147ZM162 236H161V237H162ZM164 236H166V237H164ZM164 236H163L164 238H167V241H165V242L168 243V238H169V237H168L167 235H164ZM177 236H178V235H177ZM184 236H185V235H184ZM187 236H188V235H187ZM15 237H17V236H14V238H15ZM31 237H33V236H31ZM31 237H30V239H32ZM45 237H46V236H45ZM56 237H57V236H56ZM73 237H74V236H73ZM91 237H92V236H91ZM95 237H96V236H95ZM98 237H100V236H98ZM116 237H117V236H116ZM163 237H162V238H163ZM1 238H2V237H1ZM3 238H4V237H3ZM7 238H8V237H7ZM10 238H12V237H10ZM35 238H36V237H35ZM35 238H34V239H35ZM38 238H39V237H38ZM49 238H50V237H49ZM67 238H68V237H67ZM81 238H82V237H81ZM86 238H87V237H86ZM89 238H90V237H89ZM89 238H88V239H89ZM96 238H97V237H96ZM109 238H110V237H109ZM129 238H128V239H129ZM134 238H135V237H134ZM134 238H133V240H134ZM137 238L139 239V236H138ZM144 238H143L142 240H144ZM146 238H147V237H146ZM146 238H145L144 242L148 239V238H147V239H146ZM154 238H155V236H154ZM158 238H159V237H157L156 239L159 240L160 238H159V239H158ZM162 238H161V239H162ZM171 238H174V236L172 237V235H171ZM175 238H176V236H175ZM178 238H179V236H178ZM5 239H6V237H5ZM5 239H3V240H5ZM40 239H41V238H40ZM42 239H44V238H42ZM56 239H57V238H56ZM78 239L80 240V237H79ZM88 239H85V240H86V243L88 242V241H87ZM103 239H104V238H103ZM106 239H107V238H106ZM128 239H127V240H128ZM131 239H132V238H131ZM131 239H129V240H131ZM1 240H2V239H1ZM11 240H13V239H11ZM16 240H15V241H16ZM27 240H29V239H27ZM27 240H26V241H27ZM35 240H36V239H35ZM35 240H34L33 242H35ZM50 240H51V239H50ZM53 240H55V239H53ZM66 240H67V239H66ZM83 240H84V239H83ZM104 240H105V239H104ZM133 240H132V241H133ZM136 240H137V239L135 238L134 241H136ZM142 240H141V241H142ZM164 240H165V239H163L162 241H164ZM5 241H6V240H5ZM5 241H4V243H5ZM7 241H8V240H7ZM9 241H10V240H9ZM9 241H8V243H9ZM30 241H31V240H29V242H30ZM40 241H41V240H40ZM56 241H57V240H56ZM72 241H73V240H72ZM75 241H76V240H75ZM89 241H90V240H89ZM99 241H100V240H99ZM122 241H123V240H122ZM134 241H133V242H134ZM139 241H140V240H139ZM139 241H138V242H139ZM148 241H149V240H148ZM153 241H154V240H153ZM162 241H161V244H162ZM169 241H171V240L169 239ZM174 241H173V242H174ZM27 242H28V241H27ZM33 242L31 241L32 245L34 246ZM46 242H47V240L45 241V243H46ZM48 242H49V241H48ZM67 242H68V241H67ZM115 242H116V241H115ZM115 242H114V243H115ZM120 242H121V241H120ZM124 242H126V240H125ZM127 242H128V241H127ZM133 242H131V244H132ZM150 242H151V241H150ZM2 243H3V242H2ZM11 243H12V242H11ZM11 243H10V244H11ZM41 243H43V242H41ZM51 243H52V242L47 243V246L50 247V248H52V244H51ZM53 243H55V242H53ZM60 243H61V242H60ZM74 243H75V242H74ZM104 243H105V242H104ZM107 243H108V242H107ZM117 243H118V242H117ZM117 243H115V245H117ZM134 243H135V242H134ZM142 243H143V242H142ZM158 243H159V241H158ZM167 243H166V244H167ZM175 243H173V244H174V247H175V245H176ZM13 244H14V243H13ZM13 244H12V245H13ZM28 244H29V243H27V245H28ZM36 244H37V243H35V245H36ZM43 244H44V243H43ZM65 244H66V243H65ZM72 244H73V243H72ZM83 244H85V243H83ZM87 244H88V243H87ZM87 244H86V245H87ZM99 244H100V243H99ZM108 244H109V243H108ZM121 244L124 245L123 243H121ZM136 244H137V243H136ZM139 244H140V243H139ZM170 244H171V243H170ZM170 244H169V245H170ZM218 244H220V243H218ZM27 245H26V246H27ZM29 245H31V244H29ZM55 245H56V243H55ZM62 245H63V244H62ZM81 245H82V244H81ZM109 245H110V244H109ZM113 245H114V244H113ZM115 245H114L115 248L121 246V245H119V243H118V246H117V247H116ZM164 245H165V244H164ZM167 245H168V244H167ZM171 245H172V244H171ZM5 246L7 247V243L5 244ZM10 246H11V245H10ZM40 246H41V245H40ZM42 246H43V245H42ZM64 246H65V245H64ZM111 246H112V245H111ZM127 246H128V245H127ZM133 246H134V245H133ZM133 246H132L131 248H133ZM136 246H138V245H136ZM136 246H134V247H136ZM162 246H163V245H162ZM162 246H161V248H162ZM1 247H2V245H1ZM1 247H0V248H1ZM30 247H32V246H30ZM45 247H46V246H45ZM56 247H57V246H56ZM74 247H75V246H74ZM121 247H123V246H121ZM121 247L119 248L120 250L122 249ZM124 247H125V246H124ZM129 247H130V246H129ZM129 247H128V248H129ZM165 247H166V245H165ZM170 247H172V249H173V246H170ZM170 247H169V248H170ZM216 247H218V246H216ZM27 248H28L27 250H29V247H27ZM33 248H35V246H34ZM41 248H42V247H41ZM41 248H40V247H36V248H35V253H36V254H35V253H32V254H35L37 257H40V256L43 257V256L41 255V253H42V252H45V251H44L43 249H41ZM54 248H55V247H54ZM72 248H73V247H72ZM77 248H78V247H77ZM80 248H81V247H80ZM92 248L94 249V247H92ZM95 248H96V247H95ZM99 248H100V246H99ZM102 248H103V246H102ZM104 248H105V246H104ZM110 248H111V247H110ZM131 248H130V250L132 251ZM158 248H159V247H158ZM169 248H167V250H168ZM25 249H26V247H25V239H23V240H20L17 244H15V246H14L13 248H10V249H7V250L5 249L6 251L3 250V251L6 252V254H8V255L10 256V258H12V259H14V260H4V259H3V260H0V264H3V263H6V264H18V263H19V264H20V263H22V262H26V261H27L26 263H29L28 261H30V260H26V259H28V258H26L27 253H25V251H27V250H25ZM45 249L47 250V248H45ZM48 249H49V248H48ZM67 249H68V248H66V250H67ZM83 249H84V248H83ZM83 249L81 248V250H83ZM140 249H141V248H140ZM140 249H138V250H140ZM159 249H160V248H159ZM0 250H1V249H0ZM32 250H33V249H32ZM51 250H52V249H51ZM51 250H50V251H51ZM53 250H54V249H53ZM63 250H64V249H63ZM81 250H79V251H81ZM103 250H104V249H103ZM105 250H106V249H105ZM113 250H114V249H113ZM117 250H118V249H117ZM120 250H119V252H120ZM124 250H126V251H122L121 254H118V255H117L118 252L116 251L117 253H116L115 255H117V256H114V258H112V259L110 258L111 260L108 259V260L110 261V264H111L113 261H114V264H126V263L123 262L122 260H121V261H120V260L117 261V260L120 259V258H122V257H124V256H126V257H127V256H131L132 254H134V251H133V253H132L130 250H127L126 248H124ZM262 250H263V243H260V242H259V243H258V246H257L256 248H254V251H262ZM33 251H34V250H33ZM56 251H57V250H56ZM59 251H60V250H59ZM77 251H78V250H77ZM77 251H76V252H77ZM79 251H78V252H79ZM92 251H93V250H92ZM107 251H108V250H107ZM135 251H136V249H135ZM140 251H141V250H140ZM160 251H161V250H160ZM160 251H158V252H160ZM168 251H169V250H168ZM1 252H2V251H1ZM47 252H48V251H47ZM65 252H66V251H65ZM101 252H102V251H101ZM105 252H106V251H104V254H105ZM136 252H137V251H136ZM162 252H164V250H162ZM165 252H166V251H165ZM60 253H61V252H60ZM62 253H63V256H64V255H65L64 252H62ZM69 253H70V252H69ZM89 253H90V252H89ZM97 253H100V252H97ZM138 253H139V252H138ZM2 254H3V253H2ZM6 254H5V255H6ZM30 254H31V253H30ZM42 254H43V253H42ZM49 254H50V253H49ZM53 254H55V253H53ZM57 254H58V253H57ZM57 254H56V255H57ZM75 254H77V253H75ZM81 254H82V253H81ZM113 254H114V253H113ZM166 254H167V253H165V254H163V255L166 256ZM170 254H171V253H170ZM170 254H169L168 256H170ZM39 255H40V256H39ZM44 255H45V253H44ZM71 255H73V254L71 253ZM78 255H79V253H78ZM82 255H83V254H82ZM89 255H90V254H89ZM109 255H111V254H109ZM109 255H108V256H109ZM137 255H140V256H141V254H136V256H137ZM46 256H47V255H46ZM57 256H58V255H57ZM59 256H60V255H59ZM103 256H104V255H103ZM112 256H113V255H112ZM112 256H111V257H112ZM134 256H135V255H134ZM140 256H139V257H140ZM153 256H154V255H153ZM157 256H160V255H157ZM165 256H163V257H165ZM172 256L174 257V255H172ZM172 256H170L169 258H171ZM247 256H248V255H247ZM247 256H246L245 254H242L241 259H246V258H248ZM3 257H4V256H3ZM7 257H8V256H7ZM28 257H29V256H28ZM53 257H54V256H53ZM78 257H80V256H77V258H78ZM84 257H85V256H84ZM146 257H147V256H146ZM146 257H145V258H146ZM155 257H156V255H155ZM161 257H162V255H161L159 258H161ZM166 257H167V256H166ZM10 258H9V259H10ZM31 258H32V257H31ZM31 258H29V259H31ZM34 258H36V257H34ZM34 258H33V259H34ZM59 258L62 259V256L59 257ZM72 258H74V257H72ZM77 258H76V259H77ZM82 258H83V257H82ZM82 258H81V259H82ZM89 258H91V257H89ZM92 258H93V257H92ZM100 258H101V257H100ZM107 258H108V257H107ZM131 258H132V257H131ZM133 258H135V257H133ZM147 258H148V257H147ZM159 258H158V260H159ZM167 258H168V257H167ZM167 258H166V259H167ZM46 259H48V258H46ZM57 259H58V258H57ZM61 259H60V260H61ZM70 259H71V258H70ZM81 259H80V260L78 259L79 264H85V261H86V260L84 261V258H83L82 260H81ZM97 259H98V258H97ZM101 259H102V258H101ZM101 259H100V260H101ZM125 259H126V258H125ZM125 259H123V260H125ZM128 259H129V258H128ZM143 259H144V258H143ZM155 259H156V258H155ZM37 260H38V258H37ZM37 260H33V261L35 262V261H37ZM139 260H140V258H139ZM146 260H147V259H146ZM150 260H151V258H150ZM167 260H168V259H167ZM31 261H32V260H31ZM33 261H32V262H33ZM43 261H44V260H43ZM65 261H66V260H65ZM87 261H88V260H87ZM102 261H103V259H102ZM106 261H107V260H106ZM106 261H105V262H106ZM137 261H138V260H137ZM137 261H136V259H135V262H137ZM141 261H142V259H141ZM141 261H139V262H141ZM156 261H157V260H155V262H156ZM161 261H162V259H161ZM161 261H160V263L162 264V263H164L165 260H164L163 262H161ZM169 261H171V260H169ZM169 261H168V262H169ZM230 261H231V262H229L228 264H234V263H235V262H234L235 260H230ZM34 262H33V263H34ZM39 262H40V260H39ZM39 262H38V263H39ZM55 262H56V261H55ZM72 262H73V260H72ZM97 262H98V261H97ZM121 262H122V263H121ZM126 262H127V264H128L130 261L128 262V260H127ZM150 262H152V260H151ZM150 262H149V263H150ZM155 262H154V263H155ZM165 262H166V261H165ZM252 262H253V261H250V260H243V264H251ZM43 263H44V262H43ZM70 263H71V261L69 262V264H70ZM73 263H77V262H73ZM99 263L101 264V261L98 262L97 264H99ZM133 263H134V262H133ZM141 263H142V262H141ZM149 263H148V264H149ZM158 263H159V262H158ZM158 263H156V264H158ZM254 263H255V262H254ZM30 264H31V263H30ZM41 264H42V261H41ZM44 264H45V263H44ZM59 264H60V263H59ZM62 264H64V263H62ZM86 264H88V263H86ZM104 264H105V263H104ZM129 264H130V263H129ZM134 264H135V263H134ZM137 264H138V262H137ZM139 264H140V263H139ZM146 264H147V263H146ZM165 264H166V263H165ZM216 264H221V263H216Z\"/></svg>",
	"mask_w": 264,
	"mask_h": 264
}]
</instances>
